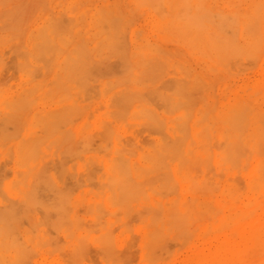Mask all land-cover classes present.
<instances>
[{"label": "rangeland", "instance_id": "1", "mask_svg": "<svg viewBox=\"0 0 264 264\" xmlns=\"http://www.w3.org/2000/svg\"><path fill=\"white\" fill-rule=\"evenodd\" d=\"M11 1V2H10ZM23 2V4H20V5H17V2ZM68 1V2H67ZM69 1H70V3H69ZM73 1V3L75 4V5H73L71 2ZM107 1V2H106ZM134 1H136V3H138V5H136V3L134 2ZM133 2L131 1H129V0H126V2H125V0H124V4L122 3V0L120 1V0H78V2H79V4H80V6H79V4L77 3V1L76 0H55V1H52V0H43V2H44V5L46 6H43L42 4H43V2H42V0H15V2H14V0H0V9H1V11H0V13H1V16H0V19L2 18V17H4V19H1L0 21H4L5 23H0V35H1V37H0V50H2L1 52H0V54L1 55H3L4 56V58L2 59V57L3 56H1L0 55V64H2V66L0 65V84L2 83V85H4V86H2V85H0V86H2V87H0V105L2 106L1 108H0V118H2V119H0L1 121H0V127H2V128H0V132H1V129L3 130L2 131V135L0 134V137L2 138H0L1 140H0V189H1V191H0V204H2V206L0 205V221L2 220L3 222H5L6 223V225L4 224V226L3 225H1L2 223V221L0 222L1 224H0V227L2 226L3 227V229L2 230H0V233L1 232H3L4 233V231H5V233H7V234H3V233H1L0 235H1V240H0V249L2 250V251H4V252H2V251H0V264H5V262H6V264H13L14 262L13 261H15V264L17 263H19V259H21V263L20 264H35V262H36V264H44V263H47L48 262V264H64V261H63V258H64V260H65V262L67 263V264H104V259H106V258H103L104 256L105 257H107L106 256V254H108V259H109V262H112V263H109V262H107L108 261V259H106V262L108 263V264H117L119 261V259H120V262L118 263V264H147V263H149V261H150V263L149 264H151V261H155L154 263L155 264H176L177 262V264H181V263H183L185 260V258L186 257H188V255L189 254H191L192 253V251L194 250V249H196L197 247H199L200 246V244L199 243H202V241L204 242V239L206 240V239H208V238H211L210 236H213V232H211V233H209L210 231L208 230L207 232H205L206 234H205V236H206V238H205V236L203 235L202 236V230H203V226H201V225H205V222L206 223H209L210 222V220L213 218V216L215 217V215H216V218H214V219H216L217 220V217L219 216V214H220V212L219 213H216V214H214L213 216L212 215H208V214H205V215H208L209 217L210 216H212V217H210L211 219H209V218H207V220H208V222H207V220H206V218L205 219H203L202 221V223H200V221L201 220H199V219H195V218H193V216L192 215H190V214H188V213H184V214H188L187 216H192V218L191 217H188V218H191V219H195L193 222H192V220H191V224H190V220L186 217V215L184 216V218L186 217L188 220H187V223L186 224H182L181 226H179V229H180V232L178 231V229L176 230V228H175V226H176V224L174 223L175 221H177V219H175L174 220V222H173V224H175V226H174V231H177V233L179 234L178 236L176 235L177 233H175V232H172V234L174 235V233H175V236L174 237H178L177 239H167V240H169L168 241V244L166 243V241L164 242V244L162 243V248H165V246L164 245H169V246H167L166 248L167 249H163V250H160V248H159V250L157 249H155L156 250V255L154 254L155 253V251L153 250V251H150V249H149V251H150V254H151V256L150 255H147L148 253V250L146 249V248H144L145 246H143V247H141V245H144V243H145V240L144 241H141L142 239H140L141 238V234H143V236H144V234H145V232L144 231H146L145 229H143V228H145V223H142L143 222V220H145L146 221V228L148 227V224H147V222H149L148 220H146V218L149 216V215H151V214H149L150 213V211H152V210H150V209H148V206H152V208H155L157 211H158V209L160 208V206H159V208L156 206L155 207V205L157 204V205H160V204H158L159 202L161 203V206L164 208V207H166L167 206V208L168 207H170V209H172V207L173 206H171V204H172V200H174L176 197L175 196H178L177 197V199H178V204L176 203V207H180L179 205H181V209H184V208H186V205H187V200L189 199V201H193L192 202V204H194V206L193 207H195L194 208V210L195 211H198V210H200V206L202 205V202H203V200L204 199H206V200H211L212 202H211V204H216L217 202H218V200H217V202L216 201H214L215 203H213V199H215L216 200V197L215 196H217V198H221L222 196H221V189L220 188H222L221 186H223V183H224V181L226 182V183H224L225 185L226 184H231V182H232V185H234L233 184V182H234V180L235 179H237L238 180V177L240 178V180L244 183V185L242 184V182H240L239 180L236 182V180H235V182L236 183H238V184H236L235 182V184L238 186V189H239V187H241L242 185L245 187H241L238 191H240V198H239V200H237V203L235 202V206H237V205H241L242 203H245V202H247V203H249V202H253V204H256L260 199L262 200V196L264 197V195H262L263 193L262 192H264V189L262 190V192L258 189V187L260 186V189H261V185H259V184H255V185H257V188L254 190V189H252V188H250L251 189V195L249 196L248 194L250 193V192H247V189L246 188H248V190H249V187H250V185H252L251 183H252V179L253 178H255L256 177V175H258L257 173H256V175H255V170H253V172H250V170H252V168L257 164V161L256 160H258L257 158H258V156H256V154H254L255 152H253L254 150L253 149H255V148H257V146H258V142H257V135H259V133L260 132H264L263 131V129H260L261 131L260 132H258V131H255L254 133H252V132H250V131H252V129L253 128H258V125L259 126H261L260 125V122L258 121V119L259 118H262L261 116L263 115V113H264V109H263V107L264 106H262V105H264V103L262 104V102H264V81H262L263 79H264V76H263V70H264V59H263V57H264V48H263V46H264V44H263V39H258V40H260L261 41V43H260V41L258 42L257 41V43H260L259 45H260V50L261 51H259L258 52V50L256 49V46L258 45V44H256V45H254L255 46V49L257 50H255L256 51V54H257V56H258V58L255 56L256 54H254L253 52V55H247L249 52L251 53V51H254V47L252 46L251 47V45L252 44H254V42L253 43H251V45H250V47H247V46H249V43L247 42H245L241 37H240V39H239V34L241 35H246V33H242V32H245L244 30L242 31V28L243 29H246L243 25H241V20L242 19H240L239 17H237V16H234V17H236V18H238V19H240L239 21H238V23H237V27L235 26V28H233L234 30H232V29H230V31H229V33H231L232 31V33H234V35H236L235 36V38H237L238 40H239V42H241V44L244 42V44H242V46L244 47V49H245V51H246V49L248 48V49H250L251 51H248V53H246L245 55H247V56H249V57H251V60L255 57V58H257V59H253V61L256 63H254L253 65L252 64H249V65H247L248 64V62H250V63H252L253 61H251L250 59H248V58H246L247 56H245L244 57V55H240V62H241V59H242V61H243V63H240V65L238 64V61H239V58L237 59L235 56L234 57H232L231 58V56L229 55H227V56H224L225 55V52L223 51H220V49H219V51H220V53L218 52V50L216 51V52H218L219 54H220V56H221V52H222V60L221 59H217L216 57L218 56V54H217V56L215 57L214 55H211V54H213V52H211V54L209 53V51H208V49L205 51V48L206 47H204V46H206V44H205V41H206V37H209L208 35H210L211 34V36H212V33H210L211 32V28H208V27H206V28H203L204 30H207L206 32H208V30L210 31L209 33L210 34H205L204 32L202 33V34H200L201 36H202V43L201 42H199L198 44H197V41H195V39H193V41L192 42H194L195 41V43L198 45V48L200 49V45L201 44H203L202 45V47H203V49H204V51L208 54V55H211V57L213 56V58H212V60H213V62L215 63V62H217V60H218V64H221V67H220V65H218V64H214L213 62V64L210 62V56L208 57L207 55H206V57H205V53H201V51H202V48H201V50H199L198 51V49H197V45L196 44H194L195 45V47L196 48H192V49H194L195 50V53H196V55H195V53L193 52V53H189V54H191V55H193V57L194 56H197L196 58L194 57V59L193 58H191L192 56L191 55H189L186 51H187V48L189 47V46H186L185 44H184V42H182V43H180V37H181V35L179 36V38L178 39H176V37L174 36V40L176 39V40H178V42H174V40L173 39H171L170 41L168 40L167 42L166 41H164L162 38H164V37H166V39L169 37V39L171 38L170 36H169V34L171 33L170 31V33H168L167 31V28H169L170 26L168 25L167 27H166V30L167 31H165V30H163V26L161 27V25H162V23H164L163 22V20L164 19H167V20H172V19H170V17H173V16H176L174 13L176 12V9H175V6H176V4H174V6H172V5H170V6H172V8H174V9H172V10H174L172 13H173V15H172V13L170 12L171 11V9L169 10L167 7H168V2H167V0H161L160 1V5H159V2L157 1V0H153L154 1V3L152 2V3H150L148 0V2L150 3V4H153L152 6H150L149 4H143V5H141V7H140V5L139 4H141V2L142 3H144V1L142 0L141 2H140V0H134ZM169 1V0H168ZM185 1H187V0H185ZM189 1V3L191 4L190 6H192V4L195 2H197L196 0L194 1V0H188ZM204 1V2H203ZM206 0H202L201 2H203L202 4H201V6L202 5H204L205 3L206 4H208L207 6H205L204 7V9H203V7L200 9V11L203 9V11H205L206 9V7H208V9L209 10H213L214 11V14H215V11H218V8H220L221 7V5H222V11L225 9V10H228V12L229 13H227L226 14V17H227V15H229L230 14V8L231 9H233V7L231 6V4H233V3H235L234 1L232 2V0H225V1H227L226 3H224L225 1L224 0H222V1H220V0H215V2L217 1V6L215 5V3L213 2L214 0H212V5L214 4V7L212 8V9H210L211 8V5H209V3H211V1L209 0V3H208V0H207V2H205ZM220 2V4H218L219 2ZM239 2L240 1H242V0H238ZM245 2L243 3V1H242V4H245L246 3V1L247 0H244ZM9 2V3H8ZM27 2V4L28 5H26L25 3ZM32 2H34V3H32ZM37 2V3H36ZM38 2H40L39 4H38ZM86 2H88V3H86ZM91 2V3H90ZM163 2H166V4L165 3H163ZM172 3H173V1H171ZM177 3H178V1H176ZM179 2H180V5H182L181 7H184V8H186V6H187V3L186 2H183V0H182V4H181V1L179 0ZM200 2V1H199ZM200 2V3H201ZM223 2V3H222ZM230 2V3H229ZM236 2H237V0H236ZM238 2V3H239ZM14 3V4H13ZM35 3H36V7H35ZM42 3V4H41ZM47 3V4H46ZM55 3H57V4H55ZM104 3L105 4H112L111 6L109 5V7H107L108 6V4H107V6H105L104 5ZM115 3H118V4H116L115 6H117V5H119V6H117L119 9H117V11H119L120 10V12H119V14H120V16H118V14H117V11H115L114 9V4ZM128 3V4H127ZM158 3V4H157ZM162 3V4H161ZM184 3H185V5H184ZM188 3V4H189ZM5 4V5H4ZM15 4H16V6L18 7V8H16V6H15ZM29 4H30V6L31 7H33L32 9H28L27 7H29ZM41 4V5H40ZM55 4V5H54ZM59 4V5H58ZM65 4V5H64ZM86 4V5H85ZM94 4H95V6H96V8L97 9H99L100 8V10H101V7L103 8H106V10L108 9V8H110L109 9V11L107 10V13H108V15L109 14H111V20H110V18H109V20L111 21L110 22V28L108 27V17H110V15L109 16H106L105 15V13L104 12H106V10L105 9H102V12H103V10H105L103 13L104 14H99L98 13V11H96V8L95 7H93L94 6ZM156 4V6L158 7V10H159V13H161V14H163V16H165V17H163V20H160V19H162V18H159L158 17V12H156L157 13V15H156V13H154L155 11H158L157 10V7H156V10H154L155 8V5ZM171 4V3H170ZM226 4H230V5H228V7H230L229 9H227V5ZM4 5V6H3ZM13 7V8H9V7H11V6ZM14 5V6H13ZM26 5V9L25 8H20V7H24ZM40 5V6H39ZM72 5V6H71ZM90 5H91V8H90ZM159 5V6H158ZM163 5V6H162ZM165 5V6H164ZM177 5H179V4H177ZM194 5V4H193ZM220 5V6H219ZM235 5V4H234ZM67 6V7H66ZM89 6V7H88ZM124 6V7H123ZM128 6H130L129 7V9L131 8L132 10H133V12L130 10L129 11V9L127 8ZM138 8H137V7ZM143 6V7H142ZM145 6H147L146 8H145ZM189 6V7H190ZM195 7L197 6V7H200L199 5H198V2L196 3V5H194ZM209 6H210V8H209ZM219 6V7H218ZM224 6H225V8H224ZM41 8V10L40 9H38V8ZM43 7V8H42ZM44 7L46 8V10L49 8V10L48 11H46L45 9H44ZM63 7V8H62ZM70 7V8H69ZM78 7V8H77ZM80 7V8H79ZM99 7V8H98ZM150 7V8H149ZM178 8L180 7V6H177ZM195 7H190V8H188L187 10H191V11H193L194 12V8ZM216 7H218L217 9H215ZM14 8H15V10H14ZM35 8H37V9H35ZM66 8H67V10H66ZM72 8H74V9H72ZM136 8V9H135ZM177 8V9H178ZM17 9V10H16ZM19 9H21V10H23V12H22V14H18V12L20 11ZM44 9V10H43ZM60 11H59V10ZM93 9H94V11H96L97 12V14H99L98 16H103V15H105V17H107V23H105L104 22V24H106L107 25V28L106 27H104V24H101L102 22H103V18H101L100 20H99V22L97 21V20H95L94 18V20H92V17H95V16H97V14H94V15H92L91 13H92V11H93ZM140 9H142V10H140ZM163 9V10H162ZM167 9H168V11H169V13H167V14H169V15H172V16H170L169 17V15L168 16H166V15H164V13H165V10H166V12H167ZM180 9V8H179ZM215 9V10H214ZM10 10V11H9ZM19 10V11H18ZM29 10V11H28ZM42 10H43V12H42ZM51 10V12H49ZM58 10V11H57ZM69 10H73L72 12L71 11H69ZM111 10H113V12H115L114 13V15H112V11ZM186 10V9H185ZM185 10H184V13H185ZM3 11V12H2ZM10 12V13H8V12ZM25 11H27L26 12V15H25ZM61 11H62V13L64 12L65 14L64 15H66V16H62L63 14H58V13H61ZM83 11H85V12H83ZM128 11V12H127ZM139 11H141L142 13H140ZM152 12L150 15L148 14L149 12ZM162 11V12H161ZM179 10H177V12H178ZM191 11H189V12H191ZM198 11V9L197 8H195V14L193 15V12H191L190 14L192 15V16H194L195 17V15H197L196 14V12ZM199 11V12H200ZM206 11H208V10H206ZM213 11H209V13H208V15L206 14V12H204L206 15H205V17H209V14H211V12H213ZM220 11V10H219ZM48 12V13H47ZM53 12V13H52ZM79 12V14H80V12L82 13V16L84 17H82V16H79V15H77V13ZM112 12V13H111ZM124 12V14H122ZM128 14H127V13ZM130 12H132V13H130ZM135 12L138 14H135ZM164 12V13H163ZM183 12V11H182ZM227 12V11H226ZM14 13H15V15H14ZM16 13H17V15H18V17H15L16 16ZM20 13H21V11H20ZM27 13L30 15H27ZM37 13H38V15H37ZM42 13V14H41ZM47 13V14H46ZM88 13H90V14H88ZM106 13V14H107ZM171 13V14H170ZM187 13H188V11H187ZM201 13V16H196L195 17V19H197V25L199 24V22H200V24L198 25V26H201L202 24V21H203V17H204V14H203V12H200ZM216 13H218V12H216ZM224 13H225V11H224ZM224 13H221V16L218 14V16L220 17V19L222 20L223 19V17H225L224 15H223V17H222V14H224ZM233 13V12H232ZM53 14H54V16H53ZM58 14V15H57ZM68 14V15H67ZM133 15V18H131L132 17V15ZM176 14H178V13H176ZM183 14V13H182ZM203 14V15H202ZM213 14V15H214ZM14 15V16H13ZM23 16V18L21 17V16ZM25 15V16H24ZM33 15V16H32ZM50 15V16H49ZM57 15V16H56ZM71 15V16H70ZM76 15V16H75ZM89 15L91 16V17H89ZM116 15H117V17H116ZM232 15V14H231ZM235 15V14H234ZM27 16V17H26ZM32 16V17H31ZM35 16V17H34ZM36 16L38 17L37 19H36ZM61 17V18H59V17ZM70 17V20H72L71 21V23H72V25L70 24V22H69V17ZM97 16V17H98ZM112 16H113V19H112ZM131 16V17H130ZM139 16V17H138ZM154 16H155V19H154ZM181 16V15H180ZM191 16V17H192ZM203 16V17H202ZM211 17H212V15H210ZM31 17V18H30ZM49 17V18H48ZM64 17H65V19H64ZM76 17L78 18V19H76ZM124 17V18H123ZM127 17H129V19L127 18ZM161 17V16H160ZM182 17V16H181ZM180 17V18H181ZM184 17V16H183ZM187 17H188V15H187ZM189 17H190V15H189ZM188 17V18H189ZM194 17H192V19L194 20ZM198 17H200V18H202L201 20L198 18ZM204 17V18H205ZM214 17H216V15L214 16ZM226 17H225V20L227 21V19H234V20H236L233 16H229L227 19H226ZM12 18H15V19H12ZM19 18H21V19H19ZM25 18V19H24ZM29 18V19H28ZM42 18V19H41ZM54 18H57V19H54ZM66 18H67V20H66ZM81 18V19H80ZM96 18V17H95ZM116 18H119V19H116ZM122 18V19H121ZM127 18V19H126ZM136 18V20H134ZM174 18V17H173ZM175 18H178V17H175ZM207 18H206V20H207ZM213 18V17H212ZM212 18H210L211 19V22H214V21H216L217 19H215L214 21H212ZM218 18V17H217ZM28 19V20H27ZM47 19H51V20H47ZM77 21H76V20ZM97 19V18H96ZM99 19V18H98ZM105 19H104V21H105ZM124 19V20H123ZM126 19V20H125ZM131 19V20H130ZM152 19V20H151ZM157 19V20H156ZM179 19V18H178ZM187 19V18H186ZM191 19V18H190ZM190 19H189V23L187 22V24H186V22H185V24L184 23H182V22H184L185 20H184V18L183 19H180V20H184V21H182L181 23V25L184 27V25H190V23L193 21H190ZM199 19V20H198ZM219 19V18H218ZM230 19V20H231ZM233 19L231 20V21H233ZM237 19V20H238ZM17 20H18V22L19 23H17ZM25 20V21H24ZM58 20V22H56ZM62 20V22H60L59 23V21H61ZM114 22H113V21ZM116 20V21H115ZM121 20H122V22H121ZM145 20V21H144ZM174 20V19H173ZM179 20V21H180ZM188 20V19H187ZM186 20V21H187ZM221 20H220V22H221ZM237 20H236V22H237ZM7 21V22H6ZM9 21L11 22V23H9ZM20 21H22L21 23H20ZM34 21V22H33ZM48 21V22H47ZM50 21V22H49ZM67 21V22H66ZM118 21V22H117ZM131 21V22H130ZM152 23H151V22ZM154 21V22H153ZM157 21H161V22H159V24L157 23ZM165 21V20H164ZM177 21V20H176ZM195 21V20H194ZM194 21H193V23H192V26L190 27V29H188V26L186 27L185 26V28L183 29L184 31L185 30H189V31H191V32H189V31H187V34H188V32L189 33H192V30L193 29H197V26H196V23H194ZM205 21V20H204ZM203 21V23H204V25L205 24H207V23H205ZM208 21V24L206 25V26H211V24L209 23V20H207ZM219 21V20H218ZM217 21V22H218ZM229 21V20H228ZM13 22V23H12ZM82 22V23H81ZM95 22V23H94ZM119 22H121V23H119ZM129 22H130V24H129ZM143 22V23H142ZM178 22V21H177ZM216 22V23H217ZM219 22V23H220ZM225 22V21H224ZM220 23V24H222V25H219V28H220V26H223V25H225L226 23H227V28H228V24L229 23H231V22H226V23ZM235 21H233V23H234ZM8 23V24H7ZM16 23V24H15ZM23 23V24H22ZM45 23H46V26H45ZM56 23V24H55ZM79 23V24H78ZM98 23V24H97ZM117 23V24H116ZM169 23V22H168ZM173 23V22H172ZM172 23H170L171 25H172ZM175 24H173L174 26H175V28L177 29V27L176 26H178L179 24H177L176 25V22H174ZM180 23V22H179ZM215 23V22H214ZM213 23V24H214ZM215 23V24H216ZM218 23V24H219ZM232 23V25H235V24H233ZM7 24V25H6ZM20 24H21V26H23V27H21L20 26ZM25 24V25H24ZM38 24H40V25H38ZM43 24H44V26H43ZM59 24V25H58ZM65 25V27L64 26H62V25ZM66 24H68V25H66ZM76 24H78V25H76ZM84 24V25H83ZM166 24H167V21H166ZM184 24V25H183ZM243 24V23H242ZM5 25H6V27H5ZM9 25H11V26H9ZM15 25H16V27H15ZM49 25V26H48ZM70 25L72 26V28L70 27ZM75 25V26H74ZM79 25H81V26H79ZM105 25V26H106ZM111 25H112V27H111ZM118 25H119V28L117 29V27H118ZM165 25V24H164ZM196 27H195V26ZM231 25V24H230ZM229 25V26H230ZM231 25V26H232ZM245 25V24H244ZM13 26V27H12ZM19 27V29H18V27ZM26 26V27H25ZM28 26V27H27ZM40 26H43L42 28L40 27ZM49 28H48V27ZM83 26V27H82ZM93 26V27H92ZM99 26V27H98ZM100 26H102V28H101V30H103L102 31V33H101V31L99 30L100 29ZM117 26V27H116ZM123 26V27H122ZM139 26V27H138ZM166 26V25H165ZM193 26L195 27V28H193ZM203 26V25H202ZM217 25H215V27H216ZM230 26V27H231ZM2 27V28H1ZM25 27V28H24ZM34 27V28H33ZM47 27V28H46ZM58 27H60L61 29L62 28H64L62 31H64V33H61L62 31H60L59 29H58ZM76 27V28H75ZM82 27V28H81ZM116 27V28H115ZM128 27V28H127ZM132 27V28H131ZM178 27H180V26H178ZM205 27V26H204ZM212 27V30H216L217 28H218V26H217V28L216 29H213V27L214 26H211ZM214 27V28H215ZM229 27V28H230ZM232 27H234V26H232ZM242 27V28H241ZM9 28V29H8ZM44 28H46V30H44ZM67 28V30H68V32H70V33H68L67 32V30H65ZM104 28H106V29H108L107 30V32L109 33H107L106 32V34H105V32H104ZM114 28H115V30H114ZM162 28V29H161ZM165 28V27H164ZM174 28V27H173ZM172 28V29H173ZM218 28V29H219ZM223 27H221V30H222V32L224 31L223 29H222ZM225 28V27H224ZM237 28V30H235ZM241 28V29H240ZM6 29V30H5ZM11 29V30H10ZM21 29V31H19V33L20 32H22V33H20V34H18V30H20ZM30 29H32V30H30ZM36 29H37V31H36ZM38 29H41V30H43V31H41V30H38ZM55 29H56V31H55ZM71 29V30H70ZM105 29V30H106ZM133 29V30H132ZM135 29V30H134ZM155 29H156V31H155ZM159 29V31H157ZM170 29V28H169ZM181 30H182V28H180ZM199 29V28H198ZM202 28L200 29V30H202V31H204ZM239 29V30H238ZM15 30H17V31H15ZM23 30V31H22ZM58 30H59V33L61 34V38H60V34L58 33ZM80 32H78V31ZM99 31V35H97L96 36V34H98V31ZM111 30V31H110ZM117 30V31H116ZM119 30V31H118ZM121 30H123L122 32H121ZM128 30V31H127ZM137 30V31H136ZM160 30H163L162 32H160ZM171 30V29H170ZM177 30H179V29H177ZM177 30H176V32H177ZM221 30L219 29V30H217V31H220L221 32ZM227 30H229V29H227ZM232 30V31H231ZM7 31V32H6ZM9 31H10V34L11 35H9ZM34 31H36V32H34ZM41 31V32H40ZM72 31V32H71ZM97 31V32H96ZM113 31V32H112ZM135 31V32H134ZM171 31H175V30H171ZM183 31V32H184ZM194 31V30H193ZM201 31V32H202ZM216 31V32H217ZM246 31H247V29H246ZM15 32H17V33H15ZM33 32V33H32ZM39 32V33H38ZM94 32H95V34H94ZM104 32V33H103ZM118 32V33H117ZM121 32V33H120ZM134 33V35L133 34H131V33ZM154 32V33H153ZM160 32V33H159ZM167 32V33H166ZM176 32H175V34H176ZM179 32H181L182 33V31H179ZM200 33L199 31H196V33ZM220 32H218V34L219 35H217V34H214L215 36H220V35H223V34H220ZM228 32V31H227ZM227 32L226 33H224V35H223V37L227 34ZM235 32L237 33V34H235ZM2 33V34H1ZM7 35H6V34ZM12 33H15V34H12ZM33 35H32V34ZM78 33V34H77ZM85 33V34H84ZM101 33V34H100ZM110 33H111V35H110ZM135 33L137 34V36L135 35ZM140 33V34H139ZM165 33V34H164ZM228 33V34H229ZM231 33V34H232ZM5 34V35H4ZM39 34V35H38ZM44 34V35H43ZM47 34H49V36L47 35ZM68 34H69V36H68ZM75 34V35H74ZM105 34V35H104ZM120 34H123L122 36L120 35ZM138 34H139V36H138ZM153 34V35H152ZM154 34H155V36H154ZM174 34V33H173ZM173 34H171V35H173ZM186 34V35H187ZM195 34V33H194ZM231 34H230V37H232V36H234L233 34H232V36H231ZM8 35H9V38L8 39H5L6 37H8ZM14 35V36H13ZM17 35H19V36H17ZM23 35V36H22ZM43 35V37H41ZM72 37H71V36ZM74 35V36H73ZM92 35H93V37H92ZM95 35V36H94ZM115 35V36H114ZM185 34L183 33V36H184ZM207 35V36H206ZM10 36H13V39H12V37H11V40H9L10 39ZM22 36V37H21ZM55 36V37H54ZM63 36V37H62ZM83 38H82V37ZM100 36V37H99ZM102 36V37H101ZM105 36H106V39H105ZM108 36H111V37H108ZM118 36V37H117ZM121 36V37H120ZM133 36L135 37V38H133ZM144 37V39L146 38V40H148L149 39V41L151 40H153L152 42H149L148 43V41H147V43L145 42V40L143 41V37ZM197 36V35H196ZM195 36V37H196ZM214 36V40L216 41V39H217V37H215ZM229 36V35H228ZM224 37V38H222V36H221V38L222 39H230L229 37ZM38 37H40V38H38ZM65 37V38H64ZM68 37V38H67ZM81 37V38H80ZM117 37V38H116ZM122 37H123V39L125 40H123L122 39ZM136 37H139V40H140V37H142L141 39L142 40H140V42L142 41L143 43H138V41L139 40H137V38ZM150 37V38H149ZM154 37H156V39H158V41L154 38ZM162 37V38H161ZM188 36H184V38H187ZM191 38L192 37H194L193 36V34H192V36H190ZM190 37H189V39H190ZM2 38V39H1ZM23 40H22V39ZM42 38V39H41ZM49 38V39H48ZM58 38V39H57ZM73 38V39H72ZM77 38V39H76ZM81 40H80V39ZM92 38H93V40H92ZM101 38V39H100ZM103 38H104V40H103ZM114 40H113V39ZM131 38V39H130ZM183 38V39H184ZM5 39V40H4ZM15 39V40H14ZM27 39H28V41H27ZM60 39H62V41H64L63 43H61L60 42ZM63 39H65V40H63ZM67 39H68V42H67ZM71 39V40H70ZM84 39H85V41H84ZM108 39V42H109V44H110V47H111V49H112V51H113V49H116V50H114L113 51V53H111L112 51H111V49H109L110 47H108L109 46V44H108V42L106 41ZM115 39H117V40H115ZM122 39V40H121ZM136 39V42L138 43H136L134 40ZM164 41H162V40ZM189 39H186L187 40V42H189L190 43V41H188ZM200 38H198L197 40H199ZM218 39H220V37L218 38ZM217 39V41L219 42L220 40H218ZM227 39V40H228ZM231 39H233L234 40V38H231ZM8 40V41H7ZM18 40V41H17ZM39 40H42V41H39ZM50 40H51V42H50ZM74 40H76V41H74ZM87 40H88V42H87ZM101 41V42H99V41ZM133 40V41H132ZM155 40H156V42H160L161 41V44L159 45V44H156V45H154L156 42H155ZM160 40V41H159ZM185 40V39H184ZM183 40V41H184ZM227 40H226V43H227ZM236 40V39H235ZM2 41H3V44H1L2 43ZM17 41V42H16ZM25 41H26V43H25ZM39 41V43H37ZM82 41V42H81ZM91 41V42H90ZM110 41H112V42H110ZM203 41H204V43H203ZM212 42H213V40H211ZM224 41V40H223ZM237 41V40H236ZM5 42V43H4ZM15 42V43H14ZM48 42V43H47ZM75 42H77L76 43V46L74 45L75 44ZM85 43V44H88L87 46L84 44H80V48H78L79 47V45H77L78 43ZM97 42V43H96ZM98 42H99V44H98ZM105 42L108 44L107 46H106V44H105ZM119 42V43H118ZM121 42V43H120ZM123 42V43H122ZM134 42H135V44H137L138 45V47H137V45H135V46H133V44H134ZM146 44H153L152 46H153V49H152V46H151V48L147 45V47L148 48H145L146 47V45H145V43ZM155 42V43H154ZM186 42V43H187ZM209 42V41H208ZM211 42V44L213 45V43ZM239 42L237 43L238 45H240L241 46V44H239ZM13 43V44H12ZM50 43H52V44H50ZM89 43H90V45H89ZM92 43V44H91ZM112 43V44H111ZM124 43H125V45H124ZM133 43V44H132ZM163 43V44H162ZM176 43V44H175ZM178 43H179V48H181V49H179L178 47H177V45H178ZM201 43V44H200ZM216 43V42H215ZM220 43V42H219ZM226 43H221V44H226ZM232 43H234V41H232ZM17 44H21V45H24V46H19L18 48H16L17 47ZM57 44V45H56ZM67 44V45H66ZM97 44H98V47H100V44H101V46H102V44H104L103 46H104V48L103 47H100V49L101 48H103L102 50L106 53H108L109 51H110V53L112 54V55H110V53L109 54H107L106 53V55L104 54V55H99L100 54V52L99 51H97V52H99V54L96 52L95 53V50L94 49H97L98 47H96L97 46ZM141 44H143V46H145V47H143L142 48V45ZM200 44V45H199ZM228 44V43H227ZM231 43L229 42V47L231 46V45H233V44H231ZM245 44H247L246 46H244ZM7 45H9L8 47H7ZM16 46L15 48H14V46ZM32 45V46H31ZM61 45H62V47H61ZM65 45V46H64ZM94 46V48L92 47V46ZM96 45V46H95ZM114 45V47H112ZM117 45V46H116ZM132 45V46H131ZM139 45H141V46H139ZM159 45V46H158ZM183 45V46H182ZM185 45V46H184ZM12 46H13V48H12ZM72 46V47H71ZM81 46H83V48L81 47ZM86 46V47H85ZM108 47V48H106V47ZM125 46V47H124ZM158 46V47H157ZM193 46V45H192ZM200 46V47H199ZM207 46H209V45H207ZM214 46H216V45H214ZM219 46H220V44H219ZM225 46V45H224ZM234 46V45H233ZM237 46V45H236ZM240 46H238V47H240ZM21 47V48H20ZM51 47H52V49H51ZM65 47H69V48H67V50L66 49H64ZM74 47V48H73ZM91 47L93 48V50L91 49ZM118 47V48H117ZM119 47H123V48H121V49H119ZM132 49H131V48ZM154 47L156 48V49H154ZM162 48V49H160V48ZM184 47H187V48H185L186 49V54H185V52H184ZM194 47V46H193ZM210 47V50L211 51H213L212 49H211V46H209ZM221 47V46H220ZM228 47V48H229ZM235 47V46H234ZM245 47H247V48H245ZM41 48V49H40ZM50 48V49H49ZM56 48V49H55ZM72 48V49H71ZM76 48H78L77 50H76ZM87 48V49H86ZM88 48H90L89 50H88ZM127 48V49H126ZM139 50H138V49ZM224 47L222 46V49H223ZM226 48V53L228 52L229 53V49H227V46L225 47ZM232 48V47H231ZM252 48H253V50H252ZM10 49V50H9ZM16 49H18V50H16ZM58 49V50H57ZM64 51H63V50ZM68 49H71V51L73 52V55L72 54H68L69 52L71 53V51H69ZM100 49H97V50H100ZM125 49L126 50V53H125V51H123V50ZM158 49H160V50H158ZM181 50L180 52L181 53H183V55H181V56H179V51H177V50ZM188 49H191V48H188ZM191 49V50H192ZM197 49V50H196ZM233 49V48H232ZM232 49H230V50H232ZM21 50V51H20ZM28 52H27V51ZM43 50V51H42ZM48 50V51H47ZM51 52H50V51ZM55 50V51H54ZM60 50H62L63 52L61 53V51ZM82 51V53H81V51ZM84 50V51H83ZM107 50V51H106ZM130 50H132L131 52H130ZM145 50V51H144ZM148 50V52L149 53H147L146 51ZM157 50L158 51V53L159 54H156L157 52H155V51ZM167 51V52H165V51ZM173 50V51H172ZM190 50V51H191ZM194 50H192V51H194ZM233 50H236V48H234ZM233 50H232V52H233ZM240 51H242L241 49H239ZM4 51V52H3ZM16 51H18V52H16ZM44 51H46V52H44ZM52 51H53V53H54V55H52L53 53H52ZM77 51V52H76ZM90 51H91V53H90ZM103 51H101V53L103 52ZM120 51V52H119ZM122 51V52H121ZM143 51V52H142ZM152 51V52H151ZM176 53H175V52ZM191 51V52H192ZM245 51H243V53H245ZM33 52V53H32ZM48 52V53H47ZM61 54H60V53ZM67 52V53H66ZM79 52V54L77 55V53ZM103 52V53H104ZM124 52V53H123ZM139 52H141V53H139ZM153 52H155L154 54H152ZM160 52H163V53H168V54H164V57H161V56H163V53L161 54ZM199 52V53H198ZM203 52V51H202ZM216 52H214V53H216ZM237 52V51H236ZM235 52V55L237 56V54L239 53H241V52H238V53H236ZM3 53V54H2ZM12 53H13V55H12ZM22 53V54H21ZM28 53V54H27ZM30 53H32V54H30ZM51 55H50V54ZM88 53H90V54H88ZM117 53V55L118 54H120V56L118 55H115ZM122 53V54H121ZM131 53H132V55H131ZM137 53H139V54H137ZM230 53H231V51H230ZM229 53V54H230ZM18 54V55H17ZM40 54V55H39ZM43 54V55H42ZM67 54H68V56H67ZM76 54V55H75ZM91 55L92 56V60L91 59H89V60H91L90 62H89V60H87V58H90V56H88V57H84L83 55ZM96 54V55H95ZM113 54L115 55V57L113 56ZM123 54H124V56L127 58V59H125V57L123 56ZM140 54L142 55L141 57H144V60L145 59H149L150 58V56H154V60L156 61V62H154V60H153V62L154 63H156L157 64V66H155V65H153V64H151V63H148V62H150V59L147 61V63L148 64H151V66H149V67H151V68H148V67H146V65H145V63L146 62H144L143 64L144 65H142L141 63L144 61L143 59V61L141 62V63H139V66H138V62H140L141 60H137L138 58L140 59ZM156 54V55H155ZM173 54V55H172ZM178 54V55H177ZM198 54H199V56H198ZM16 55V56H15ZM29 55V56H28ZM37 55V56H36ZM67 56V57H65V56ZM70 55V56H69ZM72 55V56H71ZM85 55V56H86ZM97 55H99V59H98V56ZM108 55H110V57L108 56ZM129 55V56H128ZM146 55V56H145ZM158 55H160V56H158ZM169 55H172L171 57L169 56ZM186 55V56H185ZM188 55V56H187ZM201 55H203V57L201 56ZM216 55V54H215ZM231 55H234V54H231ZM21 56V57H20ZM25 56V57H24ZM30 56H32V57H30ZM40 56H42V59H43V56H44V59L42 60V59H40L41 57ZM81 56H83L84 58H85V60L86 61H84V60H82L83 59V57H82V59H81ZM102 56H104V57H107L106 59H104V61L102 62ZM113 56V57H112ZM157 56H158V58H157ZM169 56V57H168ZM183 56H185V57H183ZM191 56V57H190ZM219 56V57H220ZM239 56V55H238ZM252 56H254L253 58H252ZM53 57V58H52ZM61 57V58H60ZM63 57V58H62ZM71 57H74V58H71ZM109 57V58H108ZM117 57H119V59H121V57H122V59H121V61L118 59V61H120V63L118 62L117 64L115 63L116 62V60L115 59H117ZM138 57V58H137ZM160 57H161V59H160ZM166 57V58H165ZM202 57V58H201ZM215 57V58H214ZM227 57V58H226ZM230 57V58H229ZM80 58V59H79ZM114 58V59H113ZM164 58V59H163ZM191 58V59H190ZM203 59V61H204V63L206 62L208 65H206V63L204 64L203 62L201 63L200 61H199V59ZM206 58V59H205ZM208 58V59H207ZM1 59H2V63H1ZM24 59V60H23ZM36 61H34V60ZM50 59L52 60L53 59V61L50 63ZM56 59V60H55ZM61 59H63L62 60V62H60L61 61ZM70 59V60H69ZM73 59H75V60H73ZM93 59H95V60H93ZM96 59H98V60H96ZM129 59V60H128ZM157 59H160L161 61H158ZM163 59V60H162ZM167 59V61L165 62L164 60H166ZM171 60V61H169V60ZM175 61H174V60ZM210 59V60H209ZM233 60V61H231V62H233V63H230V60ZM235 59H237L236 61H235ZM33 60V61H32ZM38 60H40V61H38ZM71 60H73V61H71ZM82 60V61H81ZM110 60V61H109ZM136 60H137V62H136ZM151 60V61H152ZM173 60V61H172ZM185 60H186V62H185ZM195 60V61H194ZM209 60V61H208ZM225 60H226V62H225ZM229 62H228V61ZM246 60H249V61H246ZM19 61V62H18ZM38 61V62H37ZM43 61H45V62H43ZM64 61V62H63ZM71 61V62H70ZM81 61V62H80ZM88 61V62H87ZM93 61V62H92ZM105 61H108V62H106L105 63ZM114 61V62H113ZM127 61V62H126ZM169 61V62H168ZM184 61V62H183ZM221 63H220V62ZM260 61H261V63H260ZM263 61V62H262ZM28 63V64H25V63ZM54 62V63H53ZM58 62V63H57ZM60 62V63H59ZM71 64H70V63ZM79 62V63H78ZM83 62V63H82ZM130 63V65H131V67H130V65H129V63ZM132 62V63H131ZM159 62V63H158ZM160 62H161V65H160ZM163 62V63H162ZM173 62V63H172ZM177 62V63H176ZM179 62L182 64H179ZM209 62H210V64H209ZM225 62V63H224ZM230 63V65L229 64H227L228 66H226L225 64L226 63ZM236 62V63H235ZM247 62V63H246ZM20 64L21 63V65H18V64ZM35 63H37V65L35 64ZM66 63V64H65ZM90 63V64H89ZM103 63H105V64H103ZM111 63H115V64H111ZM164 63H167V65L165 66V65H163ZM171 63H172V65H171ZM176 63V65L175 66H173V64H175ZM185 63H187V64H185ZM198 63V65H196ZM200 63V64H199ZM224 63V64H223ZM47 64V66L46 67H49V68H47L46 69V67H45V65ZM52 64L54 65L55 64V66H52ZM58 64H60L61 65V67H59L60 65H58ZM64 64V65H63ZM77 64H80L79 66L77 65ZM84 64V65H83ZM118 64H119V67H118ZM125 64V65H124ZM127 64V65H126ZM158 64H159V66H158ZM178 64V65H177ZM222 64H223V66L224 67H222ZM231 64H237L235 67H233V65H231ZM243 64H246L245 65V67L244 66H241V65H243ZM30 65V66H29ZM41 65V67H39ZM61 69L60 71H59V68H57V66ZM90 65V66H89ZM92 65V66H91ZM103 65V66H102ZM113 65H114V67L116 68V66H117V68H116V72L118 73H115V69H114V67H113ZM140 65H142L143 67H144V69L146 70V71H144V69L142 70L141 68H142V66L140 67ZM162 65L164 66V71H162L163 70V67H162ZM179 65L181 66V67H179ZM199 65H202V67L201 66H199ZM205 65V66H204ZM261 65V66H260ZM263 65V66H262ZM20 66V67H19ZM28 66V67H27ZM35 66H37V67H35ZM44 66V67H43ZM54 67L53 69H52V67ZM75 66V67H74ZM83 66V68H81ZM85 66V67H84ZM88 66V67H87ZM99 66V67H98ZM126 66V67H125ZM137 67V69H136V67ZM153 66H155L154 68H153ZM162 68H161V67ZM172 66V67H171ZM186 67V69L185 68H183V67ZM199 66V67H198ZM210 67L211 66V69H212V67H213V70L214 71H212V70H210V68H209V70H207L208 68L207 67ZM217 66V67H216ZM232 66V68H230ZM258 66H260V67H258ZM2 67V68H1ZM4 67V68H3ZM35 67V68H34ZM50 67H51V69H50ZM65 67V68H64ZM69 68V69H67V68ZM93 67H95L94 69L95 70H97L96 72H93L94 71V69H93ZM105 67H106V69L108 68V73L106 74V70H105ZM110 67V68H109ZM128 67V68H127ZM160 70V71H162L163 72V75H164V73L166 74L165 76H163L161 73L162 72H158L157 71V68ZM166 67H167V69H168V71H170L169 73H168V71H167V69H166ZM200 67L201 68H203V69H205V71H203V69L201 70L200 69ZM219 67V69H217L218 71H216L214 68H218ZM226 67V69H223V68H225ZM228 67V68H227ZM238 67H240L239 68V70L241 69V67L243 68L242 70H240V71H238ZM247 67V68H246ZM263 67V68H262ZM17 68V69H16ZM21 68L23 69V71L21 72L20 70H21ZM55 68H57V69H55ZM71 68V69H70ZM72 68L74 69H78V71H75V70H73L74 71V73H72ZM81 68V69H80ZM89 68V69H88ZM96 68H99V70L98 69H96ZM101 68V69H100ZM114 70H113V69ZM119 68V70L118 71H120V72H118L117 71V69ZM138 68H140V69H138ZM148 69V72L150 71V69H151V71L153 72L154 70L155 71H157V74L159 75H157L156 74V72L154 71V75L155 76H153L152 75V77H149L151 74H153L152 72H150V75H148L147 76V69ZM156 68V69H155ZM192 68H194L193 70H192ZM3 69V70H2ZM26 71H25V70ZM65 69H67V70H65ZM76 69V70H77ZM86 70V71H83V70ZM92 69V70H91ZM127 69V70H126ZM133 69V70H132ZM177 69V70H176ZM180 69H182V70H180ZM184 69V70H183ZM191 69V70H190ZM223 69V70H222ZM234 70V69H237V70H234L236 73H234L233 72V74H230L229 75V73H231V72H229L230 70ZM245 69V70H244ZM258 69V70H257ZM37 70V71H36ZM45 70H47L46 72H48L49 70V73H46L45 72ZM110 70H112L114 73V75L112 74V71H110ZM121 70H123V71H121ZM137 70H141V71H143L144 72V75H145V72L147 73L146 74V77L145 76H142L141 75V73H137ZM185 70H186V72L187 73H189L190 71V73H189V75L187 76L188 77V79H187V77H185L186 76V72H185ZM188 70V71H187ZM227 72V74H226V72ZM244 70V71H243ZM30 71V72H29ZM36 71V72H35ZM40 71H41V74H42V78L40 77L41 75H40ZM54 71V72H53ZM69 72V73H66V72ZM90 71H92V73L90 72ZM129 71V72H128ZM134 71V72H133ZM136 71V72H135ZM167 71V72H166ZM172 71L173 72H175V73H173L172 74ZM185 72L184 74H183V72ZM199 71V73H197V72ZM238 71V72H237ZM43 72H45V74L46 75H44V73ZM57 72V73H56ZM82 72H84V73H82ZM86 72H88V73H86ZM89 72L92 74H89ZM124 72V73H123ZM128 72V73H127ZM130 72H132L133 73V75H134V77H133V75H132V73L131 74H129ZM142 72V73H143ZM179 72V73H178ZM193 72H196L197 74H196V76H198V78L200 79H195V77H194V79L191 77V76H193V75H195ZM201 72H203L204 73V75L201 73ZM209 72H211V73H209ZM51 73V74H50ZM62 73H65L64 75L62 74ZM72 73V74H71ZM93 73H94V75H93ZM97 73H98V75H97ZM105 73V74H104ZM121 73V75L119 76V74ZM160 73V74H159ZM168 73V74H167ZM181 73H182V75H181ZM259 73V74H258ZM262 73V74H261ZM32 74V75H31ZM55 74H56V76H55ZM60 74L64 77V79L66 78L67 80H69V83H70V85H71V88H69L70 87V85H69V83L66 81V80H64V79H62L61 78V76H60ZM68 74V75H67ZM71 74V75H70ZM73 74H75V76L73 75ZM82 74H83V76H82ZM102 74V75H101ZM113 76H112V75ZM122 74H125L126 75V78L124 77V76H122ZM127 74L129 75V76H127ZM135 74H138V75H135ZM169 74H171V75H169ZM174 74H176V77H173V75ZM235 74V75H234ZM83 77H81V76ZM85 75H86V77H85ZM87 75H89V76H87ZM96 75V76H95ZM116 75H118L119 77H120V79H119V77H118V80H119V82H116V80H117V78H115V76ZM132 75V76H131ZM158 76V79H159V81H161V84L160 83H157V78H154V77H157ZM161 75V76H160ZM222 75V76H221ZM227 75V76H226ZM257 75V76H256ZM31 76H33V77H31ZM43 76H44V80H43ZM46 76V77H45ZM48 76V77H47ZM59 76H60V78H61V81L60 82H62V84L59 82V80H60V78H59ZM93 76V77H92ZM98 76H100L99 78H98ZM103 76H108V77H105V78H110V80H112V78L114 79L115 78V82H114V80H113V83H111V82H109V81H106L107 79H105L104 77L102 78ZM109 76H112V77H109ZM169 78H168V77ZM175 76V75H174ZM201 76H202V79H201ZM218 76H221V80H220V77H218ZM229 76V77H228ZM39 77V78H38ZM56 77V78H55ZM59 79H58V78ZM69 77H71V79H72V77L74 78V79H69ZM79 77V78H78ZM131 77V78H130ZM161 79H160V78ZM165 77L167 78V79H165ZM170 77H172V78H170ZM177 77H180V79H185V80H183V81H181L180 79H177ZM185 77V78H184ZM213 77V78H212ZM222 77H224L223 79H222ZM83 79L84 80V78L86 79L85 80V82L83 83V80L81 81V79ZM87 78L92 82L93 81V83H91L89 80H87ZM92 78V79H91ZM127 78H128V80H127ZM132 78H133V83H132ZM142 78V79H141ZM149 78L151 79V82H150V80H149ZM174 78H176L177 79V81L178 82H183V83H178V85L179 84H185V85H188V86H185L184 85V87H185V91H187L189 88H191L192 87V89L191 90H194L196 87H197V89H195L194 91H191L190 89V91H188V92H185L184 90L182 91V86H181V91H179L180 89L178 88V91L182 94V92H184L182 95L181 94H179V92L177 91V88L176 87H173V85L175 86L176 84H171L170 83V81L173 83V82H176L175 81V79ZM26 79H27V81H26ZM33 79V80H32ZM36 79V80H35ZM41 81H40V80ZM53 79H55V80H53ZM56 79L58 80L57 81V83H56ZM104 79H105V81H104ZM131 79V80H130ZM141 79V80H140ZM155 79V80H154ZM165 79V80H164ZM204 79V80H203ZM216 79H218V80H216ZM231 79V80H230ZM37 80H39V81H37ZM50 80V81H49ZM51 80H53L52 81V83H55L56 85V88H55V86H53V84L51 83L50 84V82H51ZM78 80H79V82L81 81L82 82V85H81V83H79L78 82ZM96 80V81H95ZM103 80V81H102ZM117 80V81H118ZM120 80H122L123 82H126L127 83V85L125 86V85H122V84H120ZM127 80V81H126ZM136 80V81H135ZM147 80V81H146ZM152 80L153 81H156V82H153L152 83ZM244 80V81H243ZM22 81V82H21ZM26 81V82H25ZM55 81V82H54ZM63 81H64V83H63ZM70 81H72V83H75V84H71V82ZM76 81V82H75ZM88 81V82H87ZM135 81V82H134ZM158 81V82H159ZM165 83H164V82ZM185 81V82H184ZM198 81H200V82H198ZM17 82V83H16ZM21 82V83H20ZM46 82V83H45ZM49 82V83H48ZM67 82V83H66ZM78 82V83H77ZM86 82H87V84H86ZM96 82V83H95ZM101 82H102V85H101ZM104 82H105V84H104ZM122 82V83H123ZM128 82H129V84H128ZM137 82V83H136ZM187 82V83H186ZM195 82L197 83V85L195 84ZM203 82V83H202ZM224 82V83H223ZM247 82H249V83H247ZM252 83V85H251V83ZM38 83H40V84H38ZM46 85H44V84ZM47 83L49 84V88H47L48 87V85H47ZM95 83V84H94ZM97 83H99V84H97ZM108 83V84H107ZM119 84V85H115V84ZM130 83H131V85H130ZM135 83L138 85V87L139 88H136L137 86H134L135 85ZM139 83V84H138ZM152 83V84H151ZM198 83H200V84H198ZM202 83V84H201ZM207 83V86L205 85V87H206V89H205V87H204V84H206ZM209 83V84H208ZM228 83H229V86H228ZM7 84V85H6ZM42 84V85H41ZM63 85V84H65L66 85V87H65V85H63L62 86V88H63V90H62V88H61V86H59L60 87V89H59V87H58V85ZM78 84H80V85H78ZM97 84V85H96ZM107 84V85H106ZM110 84H112V86H111V89H110ZM124 84V83H123ZM157 84H158V86L159 87H161V85H162V87L164 86L165 88L163 89L162 88V91H157V90H159V88H157V89H155L154 87H156L157 86ZM165 84V85H164ZM170 86H169V85ZM193 84H195V85H193ZM242 84V85H241ZM10 85V86H9ZM73 85V86H72ZM74 85H76V88L78 87V91H80L79 93H77L78 91H77V89L74 87ZM86 85H89L88 87L86 86ZM99 85V86H98ZM106 87H105V86ZM109 85V86H108ZM130 85V86H129ZM139 85H142L141 87L139 86ZM168 85V89H169V91L167 92V86ZM177 85V87H180V86H178ZM193 85V86H192ZM202 85V86H201ZM214 85V86H213ZM250 85V86H249ZM259 85V87H257ZM260 85H262V86H260ZM84 86V87H83ZM101 86V87H100ZM114 86V87H113ZM127 86H129V87H127ZM148 86V87H147ZM153 86V87H152ZM157 86V87H158ZM198 86H200V88L198 87ZM246 86H249V87H246ZM36 87H38V88H36ZM73 87V88H72ZM82 87V88H81ZM93 87H95V88H93ZM104 87V88H103ZM109 87V88H108ZM118 87H120V88H118ZM122 87H123V89H122ZM125 87H127V88H125ZM148 88L147 90L146 89H144V88ZM172 87V88H171ZM188 87V88H187ZM193 87H195V88H193ZM213 87V88H212ZM23 88V89H22ZM29 88V89H28ZM30 88H32V90L30 89ZM40 88H41V90H40ZM90 88V89H89ZM97 88V89H96ZM118 88V89H117ZM125 88V89H124ZM133 88V89H132ZM135 88V89H134ZM141 88V89H140ZM149 88H151V89H149ZM154 88V89H153ZM174 88V90H172ZM202 88V89H201ZM246 88V89H245ZM257 88H259V89H257ZM3 89V90H2ZM16 89V90H15ZM49 90V92L48 91H46V90ZM54 89V90H53ZM55 89H56V92H55ZM64 89L66 90V91H64ZM68 89V90H67ZM73 89H75V90H73ZM100 89H101V91H102V89H104V92H102V94H101V91H100ZM165 89H167L166 91H165ZM199 89V90H198ZM201 89V90H200ZM23 90V91H22ZM25 90H27V93L25 92ZM72 90V91H71ZM82 90H83V93H82ZM106 90V91H105ZM123 90H126V91H128V92H130V90L131 91H133V90H135V92L133 91L132 92V94L131 93H129L130 94V96L132 95V97L133 96H138L140 99H142L141 101H140V99L138 98V100L140 101H138V100H136V98H135V100L134 99H132V97H130L128 94H125L126 93V91H124L123 93L122 92H120V91H123ZM140 90V91H139ZM144 90V91H143ZM161 90V89H160ZM208 90V91H207ZM238 90V91H237ZM246 90V91H245ZM255 90V91H254ZM256 90H258V92H256ZM263 90V91H262ZM4 91V92H3ZM19 91V92H18ZM29 91V92H28ZM61 91H64L63 92V94L64 95H66L67 94V96L70 94V96L71 97H69L68 96V98H67V100L65 99V97L66 96H63L64 98V100L63 99H61L60 101H59V99L60 98H62V95L60 96L59 95V93H61ZM67 91L69 92V94L67 93ZM91 91H94V92H91ZM108 91V92H107ZM118 91V93L120 94H117L116 92ZM136 91H139V92H136ZM142 91V92H141ZM149 91H151V92H149ZM164 91H165V93H164ZM171 91H176V93L178 94V95H176V93L175 92H171ZM200 91V92H199ZM202 91V92H201ZM253 91L255 92V93H253ZM44 92H46V94L44 93ZM48 92V93H47ZM55 92V93H54ZM91 92V93H90ZM107 92V93H106ZM141 92V93H140ZM149 92V93H148ZM154 92V93H153ZM230 92V93H229ZM241 94H240V93ZM249 92V94H251V93H253V95L251 94V96L250 95H248L247 93ZM251 92V93H250ZM18 93V94H17ZM53 93H54V95H53ZM74 95H73V94ZM76 93V94H75ZM105 93V94H104ZM111 93H112V95H111ZM117 94V95H114V94ZM137 94V95H135V94ZM158 94V98H159V95H160V98L158 99V98H156V96L155 95H157ZM161 93H162V95H161ZM168 93H170V95H171V93H174V95L172 94V97L170 98V99H168V98H166V100L164 99V101H163V98H165L167 95H169ZM185 93H187V94H191L192 93V98L194 97V101L192 100V98H191V101L190 100H188V98H189V96L188 97H186L185 98V96L184 95H186ZM197 93V94H196ZM226 93V94H225ZM245 93V94H244ZM260 93H262L261 95H260ZM20 94H24L23 96H25V97H22V95H20ZM31 94V95H30ZM40 94L42 95V96H40ZM49 94V95H48ZM62 94V93H61ZM78 94V95H77ZM80 94H82L81 96H79ZM92 94V95H91ZM95 94V95H94ZM100 94V95H99ZM121 94H125L124 96L122 95L121 96ZM152 94V95H151ZM165 94H166V96H165ZM202 94V95H201ZM233 94V95H232ZM27 95V96H26ZM38 95L40 96V98H38ZM48 95V96H47ZM50 95H51V97H50ZM92 96V98H91V96ZM99 97H98V96ZM103 97H102V96ZM107 95V96H106ZM126 95H128V96H126ZM145 95V96H144ZM176 95V96H175ZM196 95H199V96H197L196 97ZM236 95V96H235ZM5 96V97H4ZM20 96H21V101H18L19 103H17L16 101L17 100H19L20 99ZM30 96V97H29ZM58 96H60V98L58 97ZM78 98H77V97ZM97 96V97H96ZM101 96V97H100ZM141 96V97H140ZM178 96H184V98H182V97H180V99H179V97ZM202 96V97H201ZM235 96V97H234ZM261 98V96H262V100L259 98V97ZM2 97L4 98V99H2ZM8 97V98H7ZM12 97V98H11ZM28 97V98H27ZM35 97V98H34ZM50 97V98H49ZM58 99H57V98ZM94 97H95V99H94ZM107 97H109V99L107 98ZM113 97V98H112ZM121 97H123V99L121 98ZM129 99H128V98ZM162 97V98H161ZM168 97V96H167ZM198 97H200V98H198ZM231 97V98H230ZM233 97V98H232ZM240 98L239 100L237 99V98ZM19 98V99H18ZM27 98V99H26ZM32 98H34L33 100H31ZM49 98V99H48ZM75 99V100H73V99ZM89 98L90 99H92V100H90L89 101ZM99 98V99H98ZM103 98H107L106 100L105 99H103ZM115 98L117 99L116 101H113V100H115ZM121 98V99H120ZM124 98H125V100H124ZM145 98V99H144ZM156 98V99H155ZM179 100H178V99ZM236 98V99H235ZM5 99H6V101H5ZM10 99H12V100H10ZM29 99V100H28ZM36 99V100H35ZM40 99H41V102H39L40 101ZM44 99V100H43ZM81 99V101L82 102H80L79 100ZM84 99V100H83ZM88 99V100H87ZM102 99V100H101ZM113 99V100H112ZM173 99H174V102L176 101V99L178 100V101H176V102H178V103H174L176 106H177V109H176V106H174V104L172 105L171 103H173L172 101H173ZM187 99V100H186ZM235 99V100H234ZM14 100H16V101H14ZM57 100V101H56ZM63 100V101H62ZM86 100V101H85ZM104 100H105V103L103 104V102H104ZM122 100V101H121ZM127 100V101H126ZM131 100H133L132 102H131ZM148 100H150L149 101V103H147L148 102ZM159 100H161V101H159ZM183 100H185V101H189V103H187V102H185L186 104L184 105V107H187L186 109L183 107V105H180V103H181V101L183 102ZM197 100V101H196ZM252 100V101H251ZM257 100V101H256ZM259 100V101H258ZM8 101H9V103L10 102H14L13 104L12 103H10V104H7L8 103ZM49 101V102H48ZM54 101H56V103L54 102ZM58 101H59V103H58ZM71 101V102H70ZM79 101V102H78ZM85 101V102H84ZM89 101V102H88ZM93 101V102H92ZM97 101L99 102L98 103V105H97ZM103 101V102H102ZM108 101H111L110 103H108ZM121 101V102H120ZM123 101L125 102V103H123ZM130 102L131 104L130 105H128V103L127 102ZM159 101V102H158ZM169 103V104H167V102ZM170 101H171V103H170ZM228 101H230V103L228 102ZM238 101V102H237ZM241 101V102H240ZM243 101V102H242ZM4 102V103H3ZM22 102V103H21ZM26 102V103H25ZM32 102V103H31ZM75 102V103H74ZM96 102V103H95ZM116 102H119V103H116ZM139 102V104H137ZM144 102V103H143ZM146 102V103H145ZM152 102V103H151ZM165 102V103H164ZM192 102V103H191ZM233 102H235V103H233ZM248 104V107H246V103ZM250 104H249V103ZM254 102H255V104H254ZM20 103H21V105H20ZM51 103V104H50ZM58 103V104H57ZM62 103L64 104L63 106H66V105H68L67 107H66V110H70L71 111V109L72 110H74V112L75 111H77L73 116H72V111H71V114L70 115H67V116H65V114H67V113H65L66 111H65V109L62 107ZM78 103V104H77ZM85 103V104H84ZM91 105H90V104ZM107 103H108V105H107ZM114 105H113V104ZM116 103V104H115ZM123 103V105H121ZM141 103V104H140ZM160 105H159V104ZM184 103V102H183ZM182 103V104H183ZM214 103V104H213ZM226 103H227V105H226ZM232 103V104H231ZM243 104L242 106H241V104ZM253 103V104H252ZM256 103H257V105H256ZM16 104H17V106H19V107H17L16 106ZM30 104V106H27V108H26V105H29ZM33 104V105H32ZM53 104H57V105H53ZM71 104H75L74 106L73 105H71ZM83 104H84V106H83ZM86 104L88 105V107H86ZM94 104V105H93ZM119 104V105H118ZM139 105L138 107H137V105ZM150 104V105H149ZM187 104H190V105H187ZM193 104V105H192ZM251 104H252V106H254L252 109H250V107H252L251 106ZM262 104V105H261ZM4 105H6L5 107H3ZM13 105H15V106H13ZM52 105V106H51ZM60 105V106H59ZM70 105H71V108H68V107H70ZM77 105V106H76ZM103 105V107H100V106H102ZM105 105V106H104ZM126 105H127V107H126ZM134 105H135V107H136V109H135V107H134ZM141 105V106H140ZM151 105H154V106H152L151 107ZM164 106V107H162V106ZM169 105H170V107H172V106H174L173 108H170L169 107ZM179 105V106H178ZM187 105V106H186ZM191 105H192V108H191ZM214 105V106H213ZM241 107H240V106ZM51 106V107H50ZM57 106V107H56ZM59 106V107H58ZM74 108H73V107ZM82 106H83V108H82ZM99 107V108H94V107ZM116 108V109H114V107ZM122 107L123 108V111H121L122 109L120 108V107ZM128 106H130L129 108H128ZM166 106V107H165ZM213 108H212V107ZM223 106V107H222ZM245 106V108H242V107H244ZM257 106V107H256ZM11 107V108H10ZM13 107V108H12ZM21 107V108H20ZM64 109L63 111H64V113H62V112H60V113H62V117L63 118H65L64 119V121H63V119L61 120V118L59 119L58 118V116H59V114H57L58 112H56L55 113V115H53V117L55 116V117H57L58 119H57V123H59V124H62L63 122V125L61 126V125H59V124H57L56 125V121L54 120V118H52V117H48L47 118V113H48V111H60V109H62V108ZM77 107H79V108H82L81 109V111H80V109L78 110V108ZM118 107H119V109H118ZM134 107V108H133ZM142 107H144V109L142 108ZM163 108V112H162V109L161 108ZM182 107L184 108V109H182ZM188 107H189V109H188ZM231 109H230V108ZM261 107V109H259ZM8 108H9V110H8ZM26 108V109H25ZM31 108V109H30ZM85 108V109H84ZM100 108H102V109H100ZM110 108V109H109ZM111 108H113V110L111 109ZM127 108V109H126ZM133 108V109H132ZM138 108H140L139 110H137ZM146 108H148V109H146ZM155 108H157L158 110H156ZM167 108V109H166ZM175 108V109H174ZM181 108V109H180ZM191 108V109H190ZM209 108H211L212 110H210V112L211 113H209ZM235 110H234V109ZM241 109V110H239V111H241L242 112V115L243 114H246L245 112H248V110H249V112L250 113H247L246 114V116H243V118H241V116L239 115V113H241V112H238V118L240 117V119H241V123H242V121H245L244 119L247 117L248 118V121L246 122L247 123V125H246V123H244V125H246L245 127H244V125L243 126H241L242 128L244 127L245 128V130L244 129H242V128H240L242 131V134H243V132H244V138L241 140L239 137V140L242 142V143H240L239 141H237V140H235L236 138H235V136L237 137V136H239V135H235L236 133V131H238V130H231L232 129V127H234V126H237L236 124H241V123H238L239 121H237L236 122V120H238V119H236L234 116L232 117V114L234 113L235 114V112H237L238 111V109ZM257 108V109H256ZM17 109V110H16ZM24 109V110H23ZM77 109V110H76ZM84 109V110H83ZM92 109V110H91ZM103 109H105L106 110V112H104L103 111V117L101 116V114H99V112H102L101 110H103ZM126 109V110H125ZM130 109H132V110H130ZM153 109V110H152ZM168 109H171V112H172V109H173V113H171L170 112V110H168ZM188 109V110H187ZM196 109H198L197 111H194V110H196ZM206 109H208V110H206ZM214 109V110H213ZM226 110L227 109V111H229V109L231 110V112H232V114L230 115V111L227 113V114H225L227 111H224V110ZM20 110H21V112H20ZM23 110V111H22ZM88 110V111H87ZM125 110V111H124ZM128 110V111H127ZM135 110V115H134V113H132V111H134ZM137 110V111H136ZM147 110V111H146ZM154 112H152V111ZM160 110V111H159ZM182 110H184V111H182ZM185 110H187V111H185ZM201 110V111H200ZM237 110V111H236ZM246 110V111H245ZM28 111V112H27ZM35 111V112H34ZM90 111H91V113H90ZM109 111H111V112H109ZM138 111H141V113L140 112H138ZM153 113H151V112ZM168 111V113H166ZM203 111V112H202ZM221 112V114L222 115H225V116H227V115H230L231 116V118H232V122H231V124L232 123H235V125L233 126V125H231L232 127L230 128V130L231 131H233L232 132V135L230 134V130H228L227 129V121H229L230 120V117H225V116H220V117H218L219 116V114H220V112ZM224 111V112H223ZM235 111V112H234ZM256 111H258V112H256ZM263 111V112H262ZM11 112H13V113H11ZM44 112V113H43ZM46 112V113H45ZM81 112V114H79ZM87 112V113H86ZM89 112V113H88ZM96 112H97V116L95 117L94 116V114H96ZM131 112V113H130ZM146 112V113H145ZM179 112V113H178ZM184 112L186 113L185 114V116H184ZM187 112H190V114L188 113V115H191V116H187ZM200 112H202V113H200ZM204 112H207L205 115H204ZM219 112V113H218ZM261 112H262V115H261ZM7 113V114H6ZM9 113V114H8ZM20 113V114H19ZM35 113V115L33 116V115H31V114H34ZM52 113V112H51ZM94 113V114H93ZM104 113H106V114H104ZM110 113V114H109ZM113 115H115L114 116V118H113V116H112V114ZM137 113H139L138 115H137ZM178 113V114H177ZM198 113H200L201 115H202V117H201V115H200V117H198L199 115H198ZM224 113V114H223ZM256 113H258V115H255ZM2 114V115H1ZM13 114H15V116L13 115ZM17 114L19 115V116H17ZM22 114V115H21ZM37 114V115H36ZM79 114V116L78 117H75V116H77ZM86 114L89 116H87V117H85L86 116ZM120 114V115H119ZM122 114V115H121ZM142 116H141V115ZM147 114V115H146ZM160 114V115H159ZM173 114V115H172ZM175 114V115H174ZM196 114V115H195ZM210 114H212V115H214L213 116V119H215L216 120V118H217V120L216 121H214V120H212L211 118V115ZM218 114V115H217ZM220 114V115H221ZM255 117H252V115ZM259 114L261 115L260 117H259ZM6 115H9V117H4V116H6ZM12 117H11V116ZM42 117H41V116ZM58 115V116H57ZM112 116V117H109L108 118V116ZM158 115V116H157ZM177 115H179L180 117L181 116H183V117H186V119L185 118H183V119H181L180 117H178L179 119H173V118H176L177 117ZM198 115V116H197ZM2 116V117H1ZM33 116V117H32ZM40 116V117H39ZM49 116H51V115H49ZM69 116L71 117L70 118V120H69ZM90 116H93V120H91V118L92 117H90ZM119 116V117H118ZM133 116V117H132ZM137 116V117H136ZM144 116H146V118H149V119H146ZM150 116V117H149ZM153 118H152V117ZM171 116H173V118L171 117ZM264 116V115H263ZM20 117V118H19ZM35 117V118H34ZM43 117H46V118H43ZM86 119H85V118ZM98 117V118H97ZM107 117V118H106ZM118 117V118H117ZM121 117V118H120ZM128 117V118H127ZM155 117V118H154ZM188 117V118H187ZM192 117H194V118H192ZM198 117V118H197ZM207 118V120L208 121H205L206 119L205 118ZM256 117H258L257 119H256ZM4 118V119H3ZM8 119V122H7V119ZM13 118V119H12ZM14 118L16 119V120H14ZM21 118H23V119H21ZM50 118V120L51 119H53V120H49V124H50V122H51V124H52V126L50 127V125L48 124V123H46L45 121V119H49ZM75 120H74V119ZM111 118H113V119H111ZM120 118V119H119ZM123 118H125V120L123 121ZM167 118H168V120H167ZM195 118H197V122L198 121H200L199 122V125H196V126H192V127H195L196 129H198V130H196V131H194L195 129L193 128V131L196 133H192L191 134V131H190V128H192L191 127V125H192V123H194L196 120H195ZM204 118V119H203ZM224 118V119H223ZM225 118L227 119L226 120V122H225ZM234 118H235V120H234ZM250 118V119H249ZM73 119V120H72ZM87 121H85V120ZM97 119V120H96ZM98 119H100V123H102L101 121H102V119L104 120V119H106V121L107 120H109V119H111V120H109V121H113V123L111 122H109V121H103V128L104 129H102V127L100 128V123L98 122L99 120ZM114 119H116V122L114 121ZM122 119V120H121ZM150 119H152L153 120V124H154V122H155V125L156 126H154V125H152V121L150 120ZM166 119V120H165ZM170 119H171V122H170ZM184 122V124H183V122L181 121V120ZM193 119V120H192ZM203 119V120H202ZM210 119V120H209ZM219 119V120H218ZM223 119V120H222ZM251 119L252 120H257L258 122L256 123L255 121H254V123L253 124H251ZM6 120V121H5ZM13 120H14V122L15 121H19V120H21L19 123H18V125L17 124H14V122H13ZM33 120V121H32ZM35 120H37V122L35 121ZM39 120V121H38ZM59 120V121H58ZM62 122H61V121ZM66 120H68V121H66ZM84 120V121H83ZM94 120H95V122H94ZM120 120L122 121V124L120 123ZM144 121V122H147L146 124L145 123H141V124H139L141 121ZM147 120V121H146ZM151 122H150V121ZM155 120V121H154ZM159 120V121H158ZM163 120V121H162ZM185 120H186V123L187 124H185ZM202 120V121H201ZM223 121V123H224V126L226 125V128L224 127V126H222V122L221 121ZM263 120H264V118H263ZM2 121H5V124H4V122H2ZM11 121V122H10ZM43 121H44V124L46 123V127H47V130L45 131V130H43L44 129V126L45 125H43L42 123H43ZM52 121H54V122H52ZM73 121V122H72ZM85 123V125H82L83 124V122ZM142 121V122H143ZM167 121V122H166ZM179 122L180 124H181V126H182V129H181V126L179 127V123H177L178 125V129L180 128V131H181V136H175V135H178L179 134V130L176 128V122ZM190 121H191V123H190ZM205 123H204V122ZM211 121H213V122H211ZM251 121V122H250ZM262 121V120H261ZM2 122V123H1ZM13 122V123H12ZM34 122H36L35 123V126H34ZM66 122H68L67 124H68V126H67V124H66ZM69 122H71V123H69ZM81 122H82V124H81ZM98 122V123H97ZM114 122H115V124H114ZM125 122V123H124ZM127 122V123H126ZM131 122H134V123H132V124H130ZM137 124H136V123ZM150 122V123H149ZM158 122V123H157ZM165 122V123H164ZM175 122V124H173V123ZM182 122V123H181ZM194 123V124H198V123ZM206 122H207V124H206ZM210 123V125H211V127H213V128H211V130H210V125H208L209 123ZM11 123H12V125H11ZM29 123H30V125H29ZM31 123H32V125H31ZM55 123V124H54ZM76 123V124H75ZM87 123H89V125L87 124ZM94 123H95V125H94ZM107 123V124H106ZM120 123V124H119ZM130 124V125H127V124ZM169 123V124H168ZM212 123V124H211ZM242 123V124H243ZM249 123H250V125H249ZM259 123V124H258ZM14 124V125H13ZM39 124V125H38ZM97 124H98V126H99V128L97 127ZM117 124L119 125L118 126V128H117ZM125 124V126H121V125H124ZM149 124V125H148ZM151 124V125H150ZM162 124V125H161ZM193 124V125H194ZM201 124H206V127L205 128H207L206 130L205 129H203V125L201 126ZM214 124H216V125H214ZM221 124V125H220ZM229 124V123H228ZM241 124V125H242ZM3 125H5L4 127H3ZM16 125V126H15ZM42 125V128L40 127L39 128V126H41ZM78 125V127H79V129H78V127H76ZM80 125V126H79ZM89 126V127H86V126ZM106 125V126H105ZM110 125H112V126H110ZM158 125H159V127H158ZM167 125V126H166ZM186 125H188L189 126V131H188V129H186L187 131H185L184 129H185V127L184 126H186ZM254 125H255V127H254ZM7 126V127H6ZM9 126V127H8ZM17 128V126H18V130L15 128V127ZM23 126H24V128H23ZM59 127V126H61L62 127V129H60V128H58V130H61V131H59V134H60V132H62V134H63V128L64 129H66V128H68V129H66L67 130V132H66V130L64 131V132H66V133H68L69 134V136H67L68 134H66V133H64V135L65 136H67V137H64L62 134H60V135H62L66 140H69L68 138H70V141H66L65 139H63V137L60 139V141L58 140L60 137H59V134H58V131L56 130V128L57 127ZM83 127V129H82V127ZM94 126L97 128V129H94ZM110 128V129H112L113 131H111L108 127ZM152 126V127H151ZM154 126V127H153ZM168 126H170L169 127V129L167 130V127ZM174 126V127H173ZM217 126V127H216ZM240 126V125H239ZM248 126V127H247ZM262 126H264V123H263V125ZM45 127V128H46ZM52 128L51 130H50V128ZM55 129H54V128ZM81 127V128H80ZM122 127V128H121ZM126 127V128H125ZM128 127H129V130L130 129H132V131L130 130V131H128L127 129H128ZM131 127V128H130ZM136 127H137V129H136ZM143 127V128H142ZM183 127H184V129H183ZM199 127H202V128H199ZM228 127H230V126H228ZM8 128V129H7ZM15 128V129H14ZM21 128V129H20ZM39 128V129H38ZM86 128V129H85ZM105 128H106V130H105ZM141 128V129H140ZM172 129V131H171V129ZM177 130H176V129ZM215 128V129H214ZM222 128H224L223 130H221ZM236 128V127H235ZM250 128V129H249ZM261 128V127H260ZM7 129V130H6ZM14 129V130H13ZM25 129V130H24ZM33 129V130H32ZM37 129H38V131H37ZM78 129V130H77ZM102 129V130H101ZM121 129V130H120ZM124 129H126V130H124ZM140 129V130H139ZM143 129V130H142ZM147 129V130H146ZM158 129H160L159 131H158ZM165 129H166V131H165ZM174 129V130H173ZM201 129V130H200ZM202 129H203V131H202ZM214 129V130H213ZM45 131V132H43V131ZM48 130H50V132L52 131V130H55V131H57V133L56 132H53L52 131V134H50V132H49V134L51 135L50 137H51V139H50V137H47L46 136V139H43V137L46 135V132H47V135L49 136V134H48ZM72 132H71V131ZM86 130H90V131H88L89 133H87V131ZM100 130V132L102 131H104L103 133L101 132H98ZM108 130H109V132H108ZM139 130V131H138ZM186 133V134H183V131ZM199 130L201 131L200 133H197V132H199ZM4 131H5V133H4ZM11 131H14V132H11ZM43 133H42V132ZM75 133H74V132ZM86 131V132H85ZM93 133H92V132ZM106 131V132H105ZM116 131H118V132H116ZM119 131H120V134H119ZM125 133H124V132ZM154 131H155V133L156 134H153L154 133ZM163 131H165V132H163ZM172 132V135L173 136H171V132ZM174 131V132H173ZM179 131V132H178ZM205 131H207L206 133L207 134H209L208 135V138H209V136H210V138H209V143H207L206 141H207V137H203V138H205V140H203V138L201 137V140L200 139H198L197 138V136H199L200 137V135L201 136H203V134H202V132L206 135V133H205ZM212 131V132H211ZM217 131H219L222 135H223V133L225 132H228L229 131V134L231 135V139H234L235 141H237L238 143H239V145L240 144H242V147L241 146H239V145H237V147L239 146L240 147V151L242 152V154L243 155H239L238 156V154H237V156L238 157H235L236 156V154H234V158H236V159H238V162H239V164H237L236 166H234L236 163L232 160V156H231V159H229V160H231V162L232 163H234V164H232L231 162H229V164H228V168H226L225 169V167H223V166H221V163L223 162V158H222V162L220 161V157L219 156H222V155H225V154H227V153H225L226 152V150H223L224 149V147H222L223 145H222V143H223V138H224V136H226V139L228 138V140L226 141V142H229V134H225L224 133V135L222 136L221 135V137H223V138H220V133L219 132H217ZM245 131L246 132H248L247 133V135H245L246 133H245ZM16 132H18V133H16ZM78 132V133H77ZM80 132V133H79ZM91 132V133H90ZM112 132V133H111ZM116 133V135H117V133H118V136L119 137H114V134ZM131 132V133H130ZM149 133V132H152L150 135H151V137L153 138H149V134L147 135V133ZM158 132V133H157ZM250 132V133H249ZM3 133H4V136H3ZM57 134V136H58V139L56 140V134ZM86 133L88 134V135H86ZM100 133V134H99ZM114 133V134H113ZM124 133V134H123ZM137 133V134H136ZM146 133V134H145ZM169 135V136H171V137H169L167 134ZM178 133V134H177ZM190 134V135H187V134ZM234 133V134H233ZM261 133V134H262ZM14 134H16V136L14 135ZM18 134V135H17ZM74 135V137L75 136H77V137H73V135ZM102 134H104L103 136H102ZM105 134L106 135H108V136H112V138H111V136H110V141H111V143H110V141L108 140V138H107V141L106 142H104L105 140L103 139L104 137H105ZM110 134V135H109ZM121 134H123V135H121ZM132 134L134 135L133 137H132ZM135 134H136V137L138 138V139H136V137H135ZM157 134H159V135H157ZM194 134H195V136H194ZM237 134H239L238 132H237ZM242 134H241V136H242ZM252 134H254L253 136H251ZM6 135H8V136H6ZM21 135V136H20ZM72 135V136H71ZM79 135V136H78ZM80 135L81 136H83V139H82V137H80ZM88 136L87 137V139L89 138V140H88V142H87V140H85V138H86V136ZM131 137H130V136ZM155 135H156V137H155ZM166 135V136H165ZM183 135L185 136V137H183ZM186 135H187V137H186ZM233 135H235V136H233ZM264 134H262V136H263ZM56 136V137H55ZM84 136H85V138H84ZM89 136H91L92 138H94V139H92L91 137H89ZM98 136V137H97ZM103 138H102V137ZM154 136V137H153ZM160 136H161V138H160ZM163 136V137H162ZM190 138H192V140H193V144H191V146L190 145H187V144H190L189 142V140H188V138L189 137ZM240 136V137H241ZM245 136H246V138H250L248 141V143L247 142H245L244 140H245ZM18 137H19V139H18ZM40 137V138H39ZM100 137H101V139L102 140H100ZM107 137V136H106ZM105 137V138H106ZM124 137V138H123ZM125 137H127V138H125ZM148 137V138H147ZM157 137L158 138H160V140L159 141H157L158 139H157ZM168 137V138H167ZM174 139H173V138ZM177 137V138H176ZM261 137V136H260ZM35 138H37V141H35ZM39 138V139H38ZM42 138V139H41ZM72 138V139H71ZM74 138V139H73ZM90 138H91V140H90ZM115 138H117V141H119L118 140V138L120 139V141L122 142H124L125 144L127 143L128 144V142H130V144H128V145H125L123 142H122V144H124L125 146H126V148H124L123 146H122V144H121V146H120V143H115ZM125 139V140H123V139ZM131 138V139H130ZM139 138H140V141H139ZM166 138V139H165ZM181 138L182 139H185L184 141L183 140H181ZM259 138V137H258ZM264 138V137H263ZM32 139H34V140H32ZM48 139L49 140H51V141H53L54 140V142H51V141H49L48 142ZM96 139V140H95ZM115 139V140H114ZM122 139V140H121ZM133 139H136V143H134L135 141L133 140ZM146 139H148V140H146ZM155 139H157L156 140V143H155V141H153V140H155ZM171 139H173V140H171ZM177 139H178V141H177ZM196 139V140H195ZM218 139V140H217ZM256 140L255 142L253 141V142H251L252 140ZM7 142H6V141ZM19 140V141H18ZM31 140V141H30ZM38 140H40L41 142H42V140L46 143V145L48 146L49 145V143H50V146H48L49 147V149L48 148H45L44 147V144H42V143H44V142H42V143H40ZM47 142H46V141ZM73 140V141H72ZM76 140V141H75ZM83 140H85L84 141V143H83ZM94 140V141H93ZM104 140V141H103ZM145 140V141H144ZM177 141V142H179L180 140L183 142V146H181L182 147V149H181V147H180V143L182 144V142L180 141V143H175V145L177 144V146H173V147H176L175 149H174V151H173V154L172 155H170L169 156V150L167 149V147L168 148H170V146H168V145H170L171 144V146H172V144L174 145V142L175 141ZM191 140V141H192ZM200 140V141H199ZM214 140H217V143H213V146L212 145H210V148H211V151H209V149L207 150V148H206V150L204 149V147L205 146H199L198 147V145L201 143V142H203V141H205L204 143L207 145H209V144H212V141H214ZM234 140H232V141H230V142H233ZM264 140V139H263ZM23 141V143L21 144L20 142H22ZM33 141H35L36 143H34ZM60 143H59V142ZM62 141V142H61ZM66 142V145H64L65 143L64 142ZM81 141V142H80ZM100 141H102L101 142V145H100ZM128 141V142H127ZM134 141V142H133ZM138 141V142H137ZM147 141H148V143H149V145L150 146H152V145H154V143H155V147H154V149L156 150H154V151H152V147L150 148V146L148 145V144H146L145 145V143H147ZM150 141H151V143H150ZM164 141H165V145H167L166 143H168V142H170L167 146H166V148H164L165 147V145H164V147H162V146H159V144H164ZM168 141V142H167ZM171 141H173V142H171ZM221 141V142H220ZM225 141V140H224ZM259 141V140H258ZM260 141H262V140H260ZM18 142V143H17ZM31 142V143H30ZM33 142V143H32ZM56 142H57V144H56ZM68 142V143H67ZM69 142H70V144H69ZM74 142H75V145H74ZM78 142V143H77ZM89 143L90 145H91V147L90 146H88V147H86V145H88L87 143ZM91 142V143H90ZM93 142V143H92ZM97 142V143H96ZM108 142H109V144H108ZM142 142L144 143V145L142 144ZM154 142V143H153ZM157 142H159V144L157 143ZM215 142V141H214ZM243 142H245L246 144H248V149H250V147L252 148V150L250 149V150H247V145L245 146V143L243 144ZM263 142V141H262ZM262 142H260V143H262ZM3 143V144H2ZM19 143H20V145H19ZM37 143L40 145V146H38L37 145ZM48 143V144H47ZM63 143V144H62ZM96 143V144H95ZM139 143V144H138ZM142 145H141V144ZM192 143V142H191ZM199 143V144H198ZM233 143H235V142H233ZM233 143H231L230 144V146H232L231 148H227V149H232L233 148ZM252 144V143H254L253 145L255 146V148H254V146L252 147L251 145H249V144ZM34 144H35V146H34ZM55 146H54V145ZM63 145L62 146V148H61V146L60 145ZM69 144V145H68ZM72 144V145H71ZM79 144H81L79 147L77 146V145H79ZM83 144V145H82ZM110 144H111V146H110ZM113 144H114V146H113ZM198 144V145H197ZM217 144H218V146H217ZM219 144H220V146H219ZM224 144V143H223ZM237 144V143H236ZM28 145V146H27ZM33 145V146H32ZM45 145V146H46ZM57 145V146H56ZM67 145H68V148H70V150H69V154H70V156H68L69 154H67V150H66V152H64V150L65 149H63L64 147H67ZM93 145H94V148H93ZM99 145V147H97ZM136 145V147H137V145H139L141 148H139V146H138V149L139 150H137V148L135 147H133L132 148V150H131V147L132 146H135ZM149 146L148 148L146 147V146ZM157 145H158V148H156L157 147ZM192 145H194V146H192ZM197 145V146H196ZM200 145H202V144H200ZM204 145V144H203ZM215 145V146H214ZM225 145V144H224ZM226 145H228V143L226 144ZM225 145V146H226ZM245 147H244V146ZM257 145V146H256ZM262 145V144H261ZM260 145V147H262ZM14 146V147H13ZM16 146V147H15ZM46 146V147H47ZM61 148V150H62V152H63V154H60L61 153V150H59V152H58V148L59 147ZM78 148H77V147ZM83 146H85V148L86 149H84L83 148ZM109 147L111 150H109L108 148L106 149V150H108V151H110V152H112V153H109L108 151H106L105 149H104V152L106 151V152H108V153H104L103 152V147ZM113 146V147H112ZM127 146H131L130 147V149H127L128 147ZM144 147V149H143V147ZM178 146H179V148H178ZM189 146L191 147V148H189ZM235 146V145H234ZM7 147H9V148H7ZM25 147V148H24ZM28 147H30V148H28ZM31 147H33V148H31ZM51 147V148H50ZM54 147H56V149L53 148ZM58 147V148H57ZM164 148V149H167L168 151V153L166 152V150H163V151H165V152H163V153H160L161 152V148ZM191 149V151L188 149ZM194 147V148H193ZM206 147H208V146H206ZM214 147H221V148H223V149H221V150H223V151H221V152H223V153H221L220 152V149H219V151H218V148H217V150L216 149H214ZM227 147H229V145L227 146ZM238 147V148H239ZM244 147V148H243ZM259 147V148H260ZM17 148V149H16ZM26 148H28V149H26ZM37 148H41V149H37ZM59 148V149H60ZM73 148V149H72ZM83 148V149H82ZM89 148H91V151L89 150ZM100 149L101 148V150L98 152V151H96L97 149ZM114 148H115V152L117 151V148H118V150L120 151V152H118V153H121V152H128L127 154H128V157L126 156L127 154L126 153H123V156L121 157L122 158V160H120L121 158H120V156H119V160L120 161H118V157H117V153H114ZM122 148V149H121ZM124 148V149H123ZM185 148H187L188 150H185ZM201 148H203L202 150L204 151H200V149ZM235 148V147H234ZM243 148V149H242ZM26 149V150H25ZM30 149H32V150H30ZM50 149H53V151L51 152V154H50ZM78 149V151L76 152V150ZM95 149V150H94ZM113 149V150H112ZM128 150V151H126V150ZM161 149V150H160ZM172 149V148H171ZM181 149V150H180ZM198 149H199V151H198ZM237 149V148H236ZM235 149V150H236ZM7 150V151H6ZM11 150V151H10ZM25 150V151H24ZM35 150H37V151H35ZM55 150V151H54ZM72 150V151H71ZM82 152H81V151ZM83 150H84V152H83ZM85 150H88V151H86L85 152ZM93 150L95 151V152H93ZM122 150V151H121ZM123 150H125V151H123ZM147 150V151H146ZM173 150V149H172ZM178 150H179V152H178ZM185 151V152H183V151ZM193 150H194V154L192 153L193 152ZM195 150H196V153H195ZM213 150L215 151V152H213ZM238 149H237V151H239ZM10 151V152H9ZM29 152V153H27V152ZM41 152V153H39V152ZM44 151V152H43ZM80 151V152H79ZM90 151V152H89ZM139 151H140V153H139ZM149 151H152V152H155L156 153V155L154 156H152V155H148V153H149ZM186 151H190V153L192 154H190V155H188L187 153H186ZM256 151V150H255ZM257 151H258V149H257ZM262 151V150H261ZM24 152H25V154L26 155H24L23 156V154H24ZM47 152H48V154H47ZM53 152H55L54 154H56V158L54 159V156L52 155L53 154ZM73 152H75V156H74V154H72ZM78 152H79V154H78ZM102 152H103V156L105 157V154L107 155H111L110 156V159L112 158V160L110 161V159H108L109 158V156H108V158L106 157L105 159L107 160V161H109V164H110V162H113V164H111L110 165V167H109V169L107 168V167H105V166H108V165H106V163L105 162H103V161H105V159H104V157L102 156ZM139 154H138V153ZM144 152H148L147 154L145 153V155L144 156H147L148 155V157H144L145 159H142L143 157H140V155L142 156V153H144ZM152 152H150V153H152ZM170 152H172V151H170ZM201 152V153H200ZM217 152V153H216ZM227 152H228V150H227ZM230 152H233V151H231L230 150ZM240 152V153H241ZM246 152V153H245ZM248 152V153H247ZM250 152H252V154L250 153ZM262 152H264V150L262 151ZM8 153V154H7ZM10 153V154H9ZM34 153V154H33ZM44 153H46V157H44L43 158V156H45L44 155ZM60 155H59V154ZM86 153H87V155H86ZM96 153H99V155H97ZM134 153V154H133ZM168 155H167V154ZM182 153H186L185 155L183 154L182 155ZM200 153V154H199ZM210 153V154H209ZM214 153L216 154V155H214ZM220 153L222 154V155H220ZM234 153V152H233ZM236 153V152H235ZM259 153V152H258ZM20 154H21V156L23 157L22 159H20L21 157H20ZM40 154L41 155V157L43 158V160H42V158H41V160H40V158L38 159V155ZM65 154V155H64ZM78 154V155H77ZM82 154V156H84V158L81 156L80 157V155ZM132 154H133V156H132ZM153 154V153H152ZM176 154V155H175ZM205 154V155H204ZM207 154H208V156H211L210 158L208 157H206L207 156ZM33 157H32V156ZM43 155V156H42ZM49 155V156H48ZM51 155H52V157H51ZM61 155H63V156H61ZM72 155V156H71ZM97 155V156H96ZM115 157H114V156ZM119 155V154H118ZM121 155V154H120ZM139 156V159H138V157L137 156ZM167 155V156H166ZM174 155V156H173ZM181 155V156H180ZM194 155H196L197 156V158H195V157H193ZM218 155V156H217ZM245 155H247V156H250V157H245ZM259 155V157H261L262 158V160L264 159V157H262L260 154H258ZM2 156V157H1ZM11 156V157H10ZM62 157V164H59L60 162H61V157ZM66 157V160H65V162H64V159H65V157ZM100 156V157H99ZM102 156V157H101ZM149 156H150V158H149ZM160 157L161 158V156H162V158L160 159V158H158V157ZM164 156V157H163ZM168 156H169V158H168ZM171 156H173V157H171ZM199 156H202L201 158H199ZM205 156V157H204ZM230 156V154L228 155V157ZM263 156H264V154H263ZM7 157H8V159L10 160V163H9V160L7 159ZM26 157V158H25ZM31 159H30V158ZM51 157V158H50ZM86 157V158H85ZM113 157H114V159H113ZM117 157V158H116ZM125 157V158H124ZM128 158V160H126L127 158ZM154 157V158H153ZM156 157V158H155ZM166 157H167V159H166ZM171 157V158H170ZM175 157H177V158H175ZM182 157V158H181ZM186 157H188V158H186ZM226 157L227 156H225V159H226ZM240 157V158H239ZM244 157V158H243ZM257 157V158H256ZM24 158H25V160H24ZM28 158H29V160H28ZM36 158V159H35ZM47 158H49L48 160H49V162H48V160H47ZM71 158V159H70ZM72 158H73V160H72ZM74 158H76V159H74ZM81 158V159H80ZM98 158H100L99 160H98ZM148 158L149 159H151V160H157V159H159V160H161V161H159V160H157L156 162L155 161H150V160H148ZM174 160H173V159ZM184 158V159H183ZM186 158V159H185ZM204 158H206L205 159V161H204ZM218 158H219V161H218ZM252 158V159H251ZM7 159V160H6ZM28 161H27V160ZM34 159V161L32 162V160ZM50 159H53L52 161L50 160ZM78 159H79V161H78ZM94 159V160H93ZM129 159H132V160H129ZM139 161H138V160ZM148 161H147V160ZM166 160L167 162H169V163H167L166 161H163V160ZM168 159H171V161L170 160H168ZM193 159V160H192ZM197 159H198V162H197ZM203 159V161H201ZM210 160V162H209V164L211 165H207L206 166V163H208V161ZM236 159H234V160H236ZM246 161V163H245V161ZM247 159V160H246ZM18 160V161H17ZM45 160L48 162H45ZM57 160V161H56ZM68 160V161H67ZM75 160V161H74ZM77 160V161H76ZM81 160V161H80ZM95 160L97 161V163L100 165H98L96 162H95ZM116 160V161H115ZM143 160V161H142ZM177 160V161H176ZM201 162H200V161ZM213 160V161H212ZM228 160V159H227ZM227 160H225V161H227ZM228 160V161H229ZM250 160V161H249ZM260 158H259V161H261V162H263L264 163V160L262 161ZM21 161H23V162H21ZM27 161V162H26ZM30 161H31V163H30ZM39 161H41V162H44L45 163V166H43V168H48V167H53V169H57V170H55V172L52 170V169H50V168H48V170H47V175H49L50 177H54V178H52V180H51V178L50 177H47V175H46V179H48V180H46L45 179V176H44V178H41V180L42 181H44V179H45V181L43 182V183H45L44 185H43V183H42V181H40V179L37 181V179L40 177L39 175H41V174H43L44 173V175L46 174V171H45V169L43 170V168L41 167V165L43 164H41L40 165V162ZM56 161V162H55ZM59 161V162H58ZM88 161H92L91 163L90 162H88ZM99 161V162H98ZM122 161H126V162H122ZM131 161H133L132 163H131V167H132V169H134V166H135V170L133 171L134 173H138L137 175H140L139 177H135L134 178V173L131 171L130 173H129V165H130V162ZM150 161V162H149ZM179 161H180V163H179ZM185 161V162H184ZM188 161H194V164H191V162H188ZM224 161V163H226ZM227 161V162H228ZM16 162H18V164H19V162H21V164H19V165H17L16 164ZM34 162H36L37 164L35 165L34 164ZM53 162V163H52ZM64 162V163H63ZM70 162H72V163H70ZM85 162V163H84ZM94 162V163H93ZM146 164H145V163ZM156 164V166L154 165V163ZM162 162V163H161ZM184 162V163H183ZM196 162H197V164H199V165H196ZM206 162V163H205ZM237 162V163H238ZM242 162V163H241ZM13 163H14V165H13ZM46 163H47V165H46ZM56 164L55 166L54 165H52V164ZM74 163V164H73ZM82 163H83V165H82ZM89 163V164H88ZM105 163V164H104ZM108 163V162H107ZM115 163H116V166H115ZM125 163H126V166L125 167H127V169L126 168H124V169H122V167L125 165ZM148 163H150V166H147V165H149ZM153 163V164H152ZM158 163H159V165H158ZM179 164V166H177L178 164ZM188 165V163L189 164H191L192 166L193 165H196V166H194V167H192V166H189L190 168H194L195 170H190V168H189V170L190 171H192L191 173H193V174H191L190 173V171L188 170V168H187V170L189 171H187L186 170V167H187V165ZM219 164V165H217V164ZM224 163H223V165H224ZM232 164V166H231V164ZM263 163H261L262 164V166H263ZM51 164V165H50ZM71 166V165H74L73 167H70V168H68L69 166ZM78 165V166H76V165ZM79 164H81V165H79ZM85 164H88V165H90L91 164V167L90 166H88V165H85ZM93 164V165H92ZM104 164V165H103ZM123 164V165H122ZM138 166H137V165ZM145 164V165H144ZM166 164V165H165ZM204 164H205V166H206V168H204L205 170H207V169H209V168H212L213 169V172L215 173V175L214 176H212L211 177V174H209L210 175V178H211V182H213V183H211L210 181H209V179L210 178H205V176L206 175H204L205 173H206V171H204V169H200V168H203L202 167V165L204 166ZM213 164V165H212ZM244 164V165H243ZM245 164H247V165H245ZM251 164V165H250ZM259 162H258V165H261ZM22 165H26V166H22ZM32 165V166H31ZM33 165H35L34 167H33ZM40 165V166H39ZM44 165V164H43ZM65 165V166H64ZM95 165H97L98 166V168H97V166H95ZM101 165H102V168L103 169H105V172H107V170L109 171V170H111L112 168V170L115 172V174L117 173V176L119 175V173H120V171L121 170H123L124 171V173H123V176H129L131 173V175L127 178L126 177V180L129 182V184L131 183V182H133L132 183V185H137V183H138V181H140V185L139 186H141V187H138V185H137V187H135L134 186V188H132V190H131V187H133L132 185L131 186H129V184H128V182H126V183H123V180H125L124 179V177L121 175V173H120V175L118 176V177H120V178H123V180H122V182L120 181L121 179H119V181L123 184V185H120L119 186V188L121 187V191H127V195L129 196H127L126 197V199L123 197V196H125V194L123 195V196H121V199L123 200V199H125V200H118L117 201V199H118V197L116 196L114 199H115V201H117L116 203H118V202H120V201H122V202H120V203H122V204H120V203H118L119 204V206H121V208L119 207H117L116 208V203H113L114 201H112V200H114L113 199V196L112 195H116V193L117 192H119V191H117V188H115V187H117V184L119 185V183L120 182H118V183H115L114 182V185L116 184V186L114 187V185H112L115 189H112L113 187L112 186H110L109 184V188H111L112 189V192L113 191H115V193H109V192H111V189H109V190H106L108 187H107V184L105 183V186L103 185V182H107V180L109 181V183H110V181H112L113 179L116 181V177L114 176L115 174L114 173H111V172H113L112 170L111 171H109V172H107L108 173V175L109 176H113V179H112V177H111V179L109 180L108 179V175L105 177V174L103 173L104 172V170L102 171V168H100L99 169V167H101ZM133 165V166H132ZM177 166V168H179V169H177V168H175V170H172V167L170 168V166ZM181 165V166H180ZM224 165V166H225ZM240 165L242 166V167H240ZM29 168H28V167ZM31 166V167H30ZM47 166V167H46ZM57 166H60V167H57ZM79 166H81L82 168L80 169V167ZM85 166L88 168V169H86L85 168ZM96 168H95V167ZM104 166V167H103ZM116 167V168H119V170H117L116 169V171L114 170L115 168L114 167ZM119 166V167H118ZM146 166L149 168L148 170H145V168H146ZM154 166V168H157V166L160 168V167H162V168H158L157 169V171H156V169L154 170V168H153V170H154V172L153 171H151V169H152V167ZM164 166H166L165 168H163ZM169 166V167H168ZM174 166V167H175ZM182 166H186L185 168H183ZM210 166V167H209ZM219 166V167H218ZM229 166L231 167L230 168V171L228 170L229 169ZM234 166V167H233ZM238 166V167H237ZM10 167V168H9ZM18 167V168H17ZM34 169H33V168ZM37 167H38V170H39V173L41 172V170H43V172L41 173V174H39V175H36V177H38V178H36V177H31L32 175H30V173H31V171H32V174H34L35 172L34 171H36V169H37ZM40 167V168H39ZM64 167H66V168H64ZM112 167V168H111ZM138 167H139V169H138ZM144 168V170H143V168ZM174 167H173V169H174ZM180 167H182L183 169H185V172H184V174L185 175H183V174H177V172L179 171V172H182L183 173V171L184 170H182ZM196 167V168H195ZM223 168V170H225L224 172H223V170H222V174H220V173H218V171L220 172V170H219V168ZM235 167H237V171L235 172V170H236V168ZM245 167V169H243ZM15 168V169H14ZM24 168H27V170H25ZM32 168V170L30 171V169ZM59 168H60V170L62 169V168H64V170H61V172L60 171H58L59 170ZM73 168V169H72ZM95 168V169H94ZM106 168H107V170H106ZM243 170H242V169ZM249 168V169H248ZM8 169V170H7ZM16 169H18V170H16ZM66 169V170H65ZM70 171H69V170ZM73 171H75V172H72V170ZM83 169V170H82ZM86 169V170H85ZM89 169H92L93 171H95L96 169V171H95V173H93V171H91L92 172V175H89ZM100 170V172H99V170ZM140 170V169H142L143 171H147V174L145 173L144 175L146 176V177H144L143 176V172L142 173H140V171H138V170ZM162 169V170H161ZM176 169H177V171H176ZM181 169V170H180ZM197 169L199 170L198 172H197ZM212 169H211V171H212ZM218 169V170H217ZM232 169V170H231ZM248 169V170H247ZM28 170L30 171V173L28 174ZM53 171V173H56L57 172V176H55V175H53V173H52V171ZM68 170V171H67ZM78 170V171H77ZM83 172H82V171ZM126 170H128V173H129V175H128V173L125 175V171ZM136 170H137V172H136ZM233 170H234V172H233ZM11 171V172H10ZM24 171H26L25 173H26V176L24 175ZM45 171V172H44ZM84 171H86V172H84ZM88 171V172H87ZM98 171V172H97ZM102 171V172H101ZM117 171H119V172H117ZM156 171V172H155ZM159 171H161L160 173H159ZM175 173H174V172ZM14 172V173H13ZM16 172V173H15ZM22 172H23V175H22ZM64 172V174L62 175V173ZM77 172V173H76ZM78 172H79V174H78ZM90 172V173H91ZM122 172V171H121ZM151 174H150V173ZM162 172H163V174H162ZM178 172V173H179ZM203 172H204V174H203ZM210 171H208V173H209ZM248 172H250L249 174H248ZM259 172H260V170H259ZM264 172V171H263ZM52 173V174H51ZM67 173V174H66ZM69 173V174H68ZM81 173V174H80ZM82 173H84V175L82 174ZM98 173H99V177L97 176L98 175ZM101 173H103L102 175H101ZM153 173V174H152ZM195 173H198V174H196V175H198V177L199 178H197V176L196 177H188V176H190V175H193L194 176V174ZM210 173H212V172H210ZM217 173V174H216ZM233 175H232V174ZM235 173V174H234ZM7 174H10V175H7ZM13 174V175H12ZM77 174V175H76ZM96 174V175H95ZM114 174V175H113ZM152 175V176H150V175ZM155 174V176H153ZM207 174V173H206ZM213 174V173H212ZM219 174V176H218V178H219V182H218V180L216 181V178H215V176L216 175H218ZM229 174V175H228ZM4 175H6V176H4ZM31 177V178H34V180H35V178H36V180H35V182L36 183H34V185H36V186H33L32 184V182H30V180H32L33 181V179H31V178H28L29 176ZM52 175V176H51ZM60 175H62V177L60 176ZM88 175V176H87ZM164 175H166V177L164 176ZM177 176V177H174V176ZM179 175H183L182 177H180ZM200 175V176H199ZM204 175V176H203ZM208 174H207V176L206 177H208L209 176ZM220 175H223V176H221L220 177ZM228 175V176H227ZM264 175V174H263ZM10 176V177H9ZM12 176V177H11ZM15 176V177H14ZM16 176H17V178H16ZM19 176V177H18ZM43 176V175H42ZM102 176V177H101ZM149 177V179H147L148 177ZM163 176L165 177V178H163ZM187 176V177H186ZM202 176L205 178V180H204V178L202 179ZM236 176V177H235ZM22 177V178H21ZM24 177H26V178H24ZM55 177H57V178H55ZM60 177L63 179L62 181H61V179H60ZM64 177V178H63ZM115 177V178H114ZM134 179H133V178ZM140 177H143V178H141L140 179ZM154 177V178H153ZM158 177L160 178L159 180H161V179H165V180H167V181H165V182H167L166 183V185H164L165 184V182L164 183H162L161 181H163V180H161V181H158L157 179H158ZM162 177V178H161ZM188 178V180H190L191 178H193V179H195V178H197V179H202V181H205L206 183H202V185H201V183L199 182L200 180H198L197 181V179H195L197 182H194L193 181V179H191L190 180V182L188 183V180L187 179H185V180H187V181H185L184 180V178ZM215 179H214V178ZM217 177V176H216ZM229 177H234L235 179L234 180H232V178L230 179ZM250 177V178H249ZM252 177V178H251ZM16 180H15V179ZM24 178V179H23ZM106 178V180H104ZM133 180H132V179ZM151 178H152V180H151ZM168 178V179H167ZM175 178V179H174ZM179 178H182V181H180L179 182ZM230 179V181H228V180H223V179ZM10 179H11V182H10ZM24 180L23 182L25 183V184H27V185H25L24 183H21L22 181L21 180ZM30 179V180H29ZM104 181H103V180ZM157 181H156V180ZM172 179H174V180H176V182H171V181H174V180H172ZM206 179H207V181H206ZM58 180H60V181H58ZM102 180V181H101ZM125 180V181H126ZM130 180V181H129ZM134 180H138L137 181V183H135L134 182ZM181 180V179H180ZM251 180V181H250ZM21 181V182H20ZM48 181H50V182H48ZM53 181L54 182H61L60 184L59 183H56V186H55V188H54V184H53ZM124 181V182H125ZM154 181H156V182H154ZM191 181H193L194 183H196L197 184V186H199V185H201L202 187H201V189L203 188V184H207L208 185V189L207 190H209V188H211L210 190H214V188H212V187H214V181L215 182H217L218 183V187L217 186H215V192L213 191H204V192H202L203 190H204V188L202 189V191H201V189H195L196 187H193L192 186V183H191ZM222 181H223V183H222ZM38 182V183H37ZM47 182H48V184H47ZM117 182V181H116ZM153 182V183H152ZM170 182V184L168 185V183ZM187 182V183H186ZM199 182V183H198ZM242 184V185H240V183ZM12 183V184H11ZM29 183H32V184H30V187L32 186L33 187V189L32 188H30L29 187ZM52 183V184H51ZM62 183H63V185H62ZM89 183V184H88ZM108 183V182H107ZM111 183H113V181L111 182ZM120 183V184H121ZM185 183H186V185H187V187H189V184H191V186L190 187H193V188H191V189H189V190H187L186 192H185V190L186 189H184L185 188ZM217 183H215V185L217 184ZM11 184V185H10ZM57 184H59V186H58V188L60 187H62V189H63V187H64V190L62 191V189L60 190V188L58 189L57 188V190H56V187H57ZM100 184V185H99ZM150 184L152 185V188L150 187ZM160 184H162L163 186L161 187V185ZM175 184H176V186H175ZM184 184V186H182ZM250 184V185H249ZM8 185H10V186H8ZM17 186V188L20 190V191H22V192H26L27 193V191H28V189H27V187L28 188H30V189H32L34 192H33V194H35L36 196H35V198H34V204L33 203H30V202H33V200L31 201V199H30V202H28L29 200H27V201H24V203H23V201H21V199L23 200V197H21V196H24V193H22L23 195H21V193H20V191L19 192H17V189L15 188L16 186ZM25 185V186H24ZM43 186V187H41V186ZM51 185V186H50ZM65 185H67V186H65ZM101 185H103V190H102V188H101ZM126 185V186H125ZM154 185H156L155 187H153ZM206 185V186H207ZM210 185L212 186V187H210ZM225 185L223 186V190H222V192L224 191V189L225 190H227V189H229L230 188V185H228V186H226L225 187ZM13 186H15V187H13ZM48 186H49V188H48ZM53 186V187H52ZM100 186V187H99ZM182 188H181V187ZM196 186V185H195ZM205 186V187H206ZM253 186V185H252ZM262 186H264V185H262ZM11 187H12V190H11ZM26 187V188H25ZM36 187V188H35ZM107 187V188H106ZM163 187H165V188H163ZM176 187V188H175ZM200 187V186H199ZM198 187V188H199ZM220 187V188H219ZM256 187V186H255ZM7 188V189H6ZM13 188H15V189H13ZM21 188H22V190H21ZM37 188H40L39 190H41V191H39ZM42 188V189H41ZM46 188H48L47 190H49V191H47V190H45ZM51 188H53V190L51 189ZM99 188V189H98ZM139 188V189H138ZM167 188V189H166ZM263 188V187H262ZM29 189V190H30ZM54 189H55V192H54ZM95 191H93V190ZM96 189L97 190H100L101 192H99V191H96ZM131 190V192H129L130 190ZM137 189V190H136ZM140 189H142L141 191H140ZM152 189H156V190H152ZM158 189H160L159 191H157ZM163 189V190H162ZM175 189V190H174ZM188 189V188H187ZM220 189V190H219ZM258 189V190H257ZM14 190L16 191V193H17V196H15L16 195V193L14 192ZM27 190V191H26ZM51 190V191H50ZM136 191V193H135V191ZM165 190V191H164ZM172 190V191H171ZM173 190L175 191V192H173ZM181 190V191H180ZM184 192H183V191ZM191 190V191H190ZM192 190H194V192H192ZM196 190V191H195ZM245 190V191H244ZM253 190H254V192H253ZM256 190H257V192L258 191H260L262 194H260V196L259 197H261V198H257L256 199V196H257V193H256ZM14 192V194H12L13 192ZM39 191V192H38ZM58 191H59V193H58ZM87 193H86V192ZM149 191H151L152 193H149ZM154 191V192H153ZM168 191L170 192V193H168ZM237 191V192H238ZM11 192V193H10ZM38 192V193H37ZM53 192V193H52ZM60 192H63L64 193V195H65V192H66V194H68L67 195V197H66V195L64 196L65 197V199H67V200H65L64 198H62V197H60V198H62V199H64V201H68L69 199L71 200V201H69V203L68 202H66L65 204L66 205H63L62 206V202L63 201H61V203H58L59 201H60V198L58 197V195H60L61 193ZM97 192V193H96ZM137 192H140V193H137ZM149 193L148 194V196L147 195H145L146 193ZM156 192V193H155ZM171 192H173V193H171ZM178 192V193H177ZM200 192H202V193H200ZM205 192H206V195H205ZM219 192H220V194H219ZM245 192V194H246V192H247V195L249 196V197H251V198H254L253 200H255V201H252L251 200V198L250 199H248V196L247 195H245V194H242V193H244ZM31 193H32V191L31 192H28L27 194H29V196H31ZM46 193V194H45ZM58 193V194H57ZM62 193V194H63ZM69 193L71 194V195H69ZM103 193V194H102ZM110 194V196L111 197H109L108 195ZM135 193V194H134ZM145 193V194H144ZM157 193H162V194H160V195H163V196H159L160 198H158V197H156V196H158L159 194H157ZM204 193V194H203ZM256 195H255V194ZM2 194L4 195V196H2ZM11 194V195H10ZM43 196H42V195ZM54 194V195H53ZM55 194H57V195H55ZM96 194V195H95ZM109 197H107L106 195ZM119 194V195H118ZM120 194L121 193H117V195L118 196H120ZM131 194V195H130ZM140 194V195H139ZM200 194V195H199ZM202 194V195H201ZM254 194V195H253ZM13 195H14V197H13ZM19 195H21L20 197L21 198H19ZM26 195V194H25ZM39 195V196H38ZM95 197H94V196ZM104 195H105V197L106 198H108L109 200H111L110 202H111V205H109L108 206V204L110 203L109 202V200L108 199H106L107 201H108V204H107V202H106V200H104ZM114 195V196H115ZM156 195V196H155ZM169 195V196H168ZM262 195V196H261ZM45 196V197H44ZM55 196H57V198H59V201H57V198H55ZM79 196V197H78ZM99 196V197H98ZM139 196H144V197H146L147 199H145V201L143 200L144 199V197H143V199H140L139 198ZM165 196H166V198H165ZM192 196H193V198H195L194 200H193V198H192ZM220 196V197H219ZM242 196V197H241ZM2 197V198H1ZM25 197H28V195H26ZM38 197V198H37ZM48 197V198H47ZM68 197H69V199H68ZM76 197V198H75ZM77 197H78V199H80V197H81V200H83V201H81L80 203H77V204H80V205H75L76 204V201H74L75 199H77ZM92 199H90V198ZM169 197L170 198H172L171 200L169 199ZM174 197V198H173ZM182 197V198H181ZM185 197H186V199H185ZM215 197V198H214ZM244 197H245V201H244ZM258 197V196H257ZM6 198V199H5ZM31 198H33V196H31ZM42 198V199H41ZM46 198V199H45ZM51 198V199H50ZM55 198V199H54ZM73 198H74V200H73ZM99 198V199H98ZM163 198V199H162ZM181 198V199H180ZM202 198H203V200H202ZM211 198V199H210ZM9 199V200H8ZM14 199V200H13ZM40 200V202H39V200ZM77 199V200H78ZM88 199H89V202H87V203H90V204H95V205H93L94 207L96 206V205H99L100 207H103V208H100L101 209V211H100V209H99V212H98V209L97 210H95V208H93V206H92V208L90 207L91 205H88L89 207L88 208H91V213H90V210H86V209H88V208H86L87 207V205L85 204L86 203V201H88ZM101 199V200H100ZM120 199V198H119ZM152 199H154V201L152 202L151 200ZM241 199H242V201H241ZM247 199V200H246ZM3 200H4V206H6V207H3ZM6 200V201H5ZM8 200V201H7ZM20 200V202L18 203V201ZM36 200H38L37 201V203L35 202ZM41 200H43V203H45L44 205H43V203H42V201ZM73 200V201H72ZM86 200V201H85ZM99 200V203L97 202ZM139 200H141V202H139ZM156 200H158L157 202H156ZM170 200V201H169ZM222 199H220L219 201L220 202H222L221 201ZM256 200H258L257 202H256ZM260 200V201H261ZM14 201H15V203H14ZM52 201H54L55 202V204H51V202ZM56 201H57V203L58 204H61V207L58 205H56ZM79 201V200H78ZM85 201V202H84ZM90 201H92V202H90ZM96 201V202H95ZM124 201H126L125 202V204H124ZM144 201V202H143ZM161 201H163V203L161 202ZM176 201V200H175ZM180 201V202H179ZM238 201H240L239 203H238ZM249 201V202H248ZM5 202H7V203H9L10 202V204H7V203H5ZM22 202V203H21ZM26 202H28V203H30V204H32V209H33V207L34 206H37L38 208H36V207H34L35 209H33V210H36L35 211V213H33V212H30L29 210H30V208L28 207L29 206V204H27V206L25 205L26 204ZM75 204H74V203ZM82 202H84V203H82ZM102 202V203H101ZM105 202V203H104ZM146 202H147V204H146ZM169 204V203H171V204H169V206L166 204ZM191 202H188V205H189V203L191 204ZM224 202V201H223ZM263 203H264V201H262ZM261 202V203H262ZM39 203V204H38ZM49 204V205H51V207H52V209L51 210H49V211H52V213L50 212V214L52 215V217H49V215H46V213H48L49 211H47V210H45V208H47V209H49V208H51V207H49L48 205H46V204ZM154 203H155V205H154ZM174 203V207H175V202H173ZM183 203H185V204H183ZM219 203V202H218ZM258 203H260V202H258ZM12 204V205H11ZM14 204V205H13ZM18 204H19V206H18ZM23 204V205H22ZM73 204V205H72ZM86 206H84V205ZM102 204V205H101ZM105 204H107V205H105ZM112 204H114V205H112ZM124 204V205H123ZM138 204H140V205H138ZM183 204V205H182ZM222 204V203H221ZM237 204V205H236ZM9 207H8V206ZM24 205H25V207L28 209V212H29V214H30V216H32V217H30L31 219L30 220H28L29 219V217H28V212H27V209L26 208H24ZM39 205V206H38ZM40 205H42V208L40 207ZM56 205V206H55ZM68 205V206H67ZM75 205V207L77 208L78 207V210H75L76 208H74L73 206ZM83 205V206H82ZM144 205H147V207L145 206V210L147 209V210H149V211H144V214H145V212L147 213L146 215H141V214H143L142 212V210H144V209H141L142 207H144ZM196 205H198V206H196ZM217 205V204H216ZM15 206V207H14ZM21 206H22V208H21ZM47 206V207H46ZM65 206V208H63ZM72 208H71V207ZM98 206V207H99ZM141 206V207H140ZM190 206V205H189ZM218 206H220V203H219V205ZM1 207H3L2 209H5V213H4V210H2L1 209ZM43 207H44V211H43V213H42V209H43ZM57 207L60 209L61 208V210L63 211V209H65L66 210V208L68 209V213H67V215L64 217V215L63 214H60V213H62V211H60L59 209V211L57 210ZM69 207V208H68ZM83 207V208H82ZM160 208V210H161V213L159 212L158 214L161 216V219L163 218L162 216H166V214H168L167 212H169V214H171L170 213V211H172V210H170V209H168L167 211H166V209L164 210L163 208ZM18 208V209H17ZM21 208V209H20ZM40 208V209H39ZM54 208V209H53ZM74 208V209H73ZM80 208H81V210H80ZM117 209V211H115L114 209ZM139 208L141 209V214H140V212L138 211L139 210ZM179 208V209H180ZM9 209V210H8ZM20 209V210H19ZM23 209H24V211H23ZM72 209V210H71ZM87 211V212H89V213H87L85 210ZM107 210V211H105V210ZM175 209H177V208H175ZM178 209V210H179ZM192 209V208H191ZM190 209V210H191ZM25 210H26V216L28 217V219H27V217H24L23 218V216H25V214H24V212H25ZM39 212H38V211ZM73 210H74V212H77V214H78V216H76V214H74L73 213ZM110 210L112 211V212H110ZM115 212H114V211ZM154 210V209H153ZM163 210V211H162ZM170 210V211H169ZM20 211H22V213H23V215H22V213L20 214ZM32 211V210H31ZM46 211V212H45ZM57 211V212H56ZM194 211V212H195ZM3 212V213H2ZM12 212H14V213H12ZM56 212V213H55ZM59 212V214L60 215H63L62 216V220H65V219H71V217H72V219L71 220H74L75 218V220H74V222L76 223V224H74L75 225V228H77V229H75L74 227H72L71 225V221H70V219H69V221H67V220H65V221H60V219L59 218H57V217H60L61 218V216L59 215V216H57V213ZM66 212V211H65ZM92 212L94 213V216L92 215ZM156 212V211H155ZM188 212V211H187ZM31 213H32V215H31ZM41 213V214H40ZM54 213L56 214V216L54 215ZM73 215H72V214ZM96 213H98V214H101V216H100V220L99 219H95L97 216H95L96 215ZM175 213H176V211H175ZM178 213V212H177ZM182 213V214H183ZM189 213H192L191 211L189 212ZM15 214V215H14ZM45 216H47V217H44V219L46 218V219H48L49 220V222L48 221H46L45 220V222H47L46 224L42 221V219H43V215ZM90 216H89V215ZM165 214V215H164ZM182 214H179L178 216L180 217V216H182ZM183 214V215H184ZM196 214H197V212H196ZM196 214H194V215H196ZM22 215V216H21ZM50 215V216H51ZM154 215V219L152 218V217H150V218H152L154 221L155 220H157V219H155V213L153 214ZM173 215V214H172ZM177 215V214H176ZM175 215V216H176ZM4 216V217H3ZM8 216V217H7ZM10 216H12V217H10ZM17 216V217H16ZM39 216V217H38ZM73 216L75 217L74 219H73ZM81 216V217H80ZM89 217V220L90 219H93L94 217V219L92 220V221H96V220H99L100 222H98V224H97V227H94L95 225L93 224V222H92V224L94 225V226H89V224L90 225H92L91 224V222L87 219L88 217ZM140 216H141V218H140ZM160 216H158L157 215V217H159V219H160ZM168 216V215H167ZM166 216V217H167ZM196 216H200V215H196ZM195 216V217H196ZM14 217L16 218V220H18V219H20V220H18L20 223H18V221L15 223L13 220H15L14 219ZM19 217V218H18ZM21 217H22V219H21ZM38 217V218H37ZM41 217V218H40ZM54 217V218H53ZM55 217L57 218V223H56V221H53V219L54 220H56L55 219ZM63 217L65 218V219H63ZM66 217H68V218H66ZM78 217H80V218H78ZM83 217H85V218H83ZM166 217H164V218H166ZM173 217V216H172ZM220 217V216H219ZM218 217V218H219ZM13 218V219H12ZM41 220H40V219ZM50 218H51V221H50ZM82 218V220H83V222H85V224L84 223H82V220H80ZM98 218V217H97ZM163 218V219H164ZM171 218V217H170ZM174 218V217H173ZM178 218V217H177ZM185 218V219H186ZM197 218H200V217H197ZM9 219V220H8ZM37 219H39V222H41V224L39 223V222H36V220ZM43 219V220H44ZM86 221H85V220ZM148 219V218H147ZM159 219H158V221H156L157 223L159 222ZM162 219V220H163ZM167 219V221L170 223V221H171V223H172V220H170L169 219V217H167L166 218ZM165 219V220H166ZM169 219V220H168ZM172 219V218H171ZM181 219H182V217H181ZM181 219H179V220H181ZM8 222H7V221ZM11 220V221H10ZM15 220V221H16ZM31 220H33L32 222H31ZM78 220V221H77ZM81 222H80V221ZM103 220V221H102ZM104 220L106 221L105 223H104ZM152 220V221H153ZM161 220V221H162ZM178 220V221H179ZM206 220V221H205ZM10 221V222H9ZM12 221H13V223H15V224H13L12 223ZM38 221V220H37ZM89 221V222H88ZM144 221V222H145ZM160 221V222H161ZM164 221V220H163ZM181 221H184V220H181ZM212 221H214L213 219H212ZM211 221V222H212ZM31 222V223H30ZM34 222H36V223H39V225L38 226H36V228H37V231L35 230L36 228H35V225H37V224H34ZM52 222H54V224L56 223V229H55V226L53 225V224H51ZM58 222H59V224H58ZM64 222H66V223H64ZM73 221H72V223H74ZM79 222V223H78ZM97 222V221H96ZM101 222H103V223H101ZM107 222H108V224H109V226H108V224H107ZM140 222V223H139ZM188 222H189V225H188ZM9 223V224H8ZM10 223H12V224H10ZM18 223V224H17ZM86 223L88 224V226L86 225ZM101 223V224H100ZM139 223V224H138ZM141 223L142 224H144V226L142 225L141 226ZM156 223V225H158ZM163 223H165V222H162V227H163ZM17 224V225H16ZM43 224V225H42ZM66 224V225H65ZM69 224H71V225H69ZM84 224V227H86V229H84L83 228V226H81V225H83ZM103 224H105L104 226H102ZM112 224V225H111ZM166 224H168L167 222H166ZM181 224V223H180ZM198 224H200V225H198ZM11 225V226H10ZM13 225H15L16 227H13ZM34 225V226H33ZM44 225H46L45 227H44ZM49 225H52V226H54V227H51L50 229H49ZM57 225L59 226L60 225V227L63 225V226H65V227H63L62 226V228H65L64 230L62 229V228H58L57 227ZM77 225H80V227L81 228H79V226H77ZM86 225V226H85ZM98 225H100V227H98ZM107 225V226H106ZM111 225V226H110ZM140 225V226H139ZM160 225V224H159ZM160 225V226H161ZM169 225V224H168ZM178 225V224H177ZM188 227H187V226ZM195 225V226H194ZM6 226V227H5ZM10 226V227H9ZM48 226V227H47ZM68 226H69V228H68ZM106 226V227H105ZM165 226V225H164ZM191 226H194V228L193 227H191ZM200 226H201V228H200ZM7 229H5V228ZM46 227H47V230H46ZM67 227V228H66ZM88 227V228H87ZM89 227H90V229H89ZM93 227L94 228H96V230L95 229H93ZM104 227V228H103ZM110 227V228H109ZM122 227H124V228H122ZM137 227V228H136ZM167 226H165V228H166ZM173 226H171V228H172ZM10 228V229H9ZM12 228V229H11ZM33 228H34V232L36 231V232H38L37 234L35 233L34 234V232L33 233H31L32 231H33ZM38 228H42V229H38ZM43 228H45V229H43ZM53 228L55 229V230H57V228H58V231H54L53 230ZM70 228H72L71 230H73V229H75L74 231H72L73 233H71V231H70ZM92 228V229H91ZM99 228V229H98ZM107 228H109V229H107ZM112 228V229H111ZM169 228V227H168ZM171 228L169 229L170 230V233H171ZM177 228H178V226H177ZM199 228H200V230H199ZM49 229V230H48ZM62 229V230H61ZM82 231H81V230ZM89 229V230H88ZM107 229V230H106ZM123 229H125L124 231H123ZM158 229H160L159 227H158ZM162 229V233H167V236L169 237V236H171V238H174V237H172V235H170V233H169V231H163V229L164 228H161ZM188 229H190L191 230V232H190V237H186V235L184 236V233L183 232H185V231H183V230H188ZM28 230V231H27ZM41 230V231H40ZM45 230H46V232H45ZM60 230H61V232H60ZM84 230V231H83ZM88 230V231H87ZM108 230L109 231H111V233H112V235L110 234V232H108ZM113 230V231H112ZM165 230V229H164ZM194 230V231H193ZM200 232H199V231ZM25 231H26V233L30 236V237H32V238H30L29 236H27V235H25ZM31 231V232H30ZM65 231H68V233L67 232H65ZM93 231V232H92ZM95 231V232H94ZM104 231V232H103ZM139 231V232H138ZM157 231V230H156ZM189 231V230H188ZM196 231H197V233H196ZM204 231V230H203ZM39 232H40V234H39ZM44 232V233H43ZM49 232H51L52 234H50ZM55 232H57V233H55ZM65 233V236H64V234H62V233ZM70 232V233H69ZM83 232H85L84 234H83ZM88 232V236L86 235V233ZM100 232H103L102 234L103 235H99V233ZM107 232V233H106ZM119 232V233H118ZM187 232V231H186ZM185 232V234H187ZM193 232V233H192ZM29 233H31V234H29ZM41 233L44 235L43 236V238H45L46 240H48V241H46L45 239L43 240V238H42V235H41ZM79 233H82L85 237H87V238H85L83 235H80ZM106 233V234H105ZM111 235H109V234ZM157 233H159V231L157 232ZM157 233H156V235H157ZM180 233H182L183 234V236H181V234ZM189 233V232H188ZM200 233H201V235H200ZM67 234H69V235H67ZM76 234V235H75ZM78 234L80 235V237L83 239V237H84V239H86V240H84V242L82 241V243H80L79 244V242L78 243H76L77 242V240L76 239H73L74 238V235L76 236L75 238H77L78 237ZM95 234H98L97 236V238H96V236L94 235V237L92 238V236ZM105 234V235H104ZM107 234L109 235L108 237H107ZM137 234H138V236H137ZM161 234V233H160ZM169 234V235H168ZM193 234V235H192ZM200 235V237H198L197 235ZM204 234V233H203ZM35 236V235H37V236H39V235H41L40 237H37L38 239L39 238H41L42 239V241H43V244H42V241H40V239L38 240H36L35 241V239H36V236L33 238V236ZM73 235V237H71ZM165 235V234H164ZM8 236V237H7ZM26 236V240H27V242H26V240H25V237ZM45 236H47L48 237V239H47V237H45ZM52 238H51V237ZM58 236V238L56 239L55 237H57ZM62 238H61V237ZM83 236V237H82ZM124 236V237H123ZM167 236H163V239H165ZM180 236H181V238H180ZM187 236H188V234H187ZM194 236V237H193ZM209 236V237H208ZM10 237V238H9ZM59 237L61 238V239H63L62 240V242H60V243H62V244H60L59 243V241H61L60 239H59ZM90 237H91V239H90ZM110 237H111V239H110ZM112 237H113V239H112ZM121 237H123V239H125V240H127V241H122V238ZM126 237H127V239H126ZM158 237V236H157ZM161 237V236H160ZM165 237V238H164ZM182 237H184L185 239L183 240V238ZM70 238V239H69ZM79 238V237H78ZM80 238V239H81ZM106 238V239H105ZM137 238V239H136ZM197 238H198V241H199V239H200V241H199V243L197 242ZM7 240V242H6V240ZM24 239V240H23ZM33 239V240H32ZM51 239H53V240H51ZM59 239V240H58ZM88 239V240H87ZM93 239V240H92ZM130 239V240H129ZM131 239H132V241H131ZM143 239H144V237H143ZM161 239V241H164L162 238H160ZM159 239V240H160ZM182 239V240H181ZM31 240H32V242H33V245L31 244ZM50 240V241H49ZM66 240V241H65ZM69 240V241H68ZM76 240V241H75ZM98 240H99V244H97V242H98ZM158 239H157V241H159ZM166 240V239H165ZM177 240V241H176ZM10 241V242H9ZM11 241L12 242H14L13 244L11 243ZM40 241V242H39ZM47 242V245H46V243L45 242ZM58 241V242H57ZM79 241H81V240H79ZM87 241H88V244H87ZM91 241V242H90ZM95 241V242H94ZM103 242V245L101 246L100 245V242ZM107 241V242H106ZM109 241V242H108ZM111 241H113V244L112 245H110L112 242ZM116 241V242H115ZM181 241H185V243L184 242H182V244L180 243ZM193 241V242H192ZM25 242V243H24ZM35 242H37V243H35ZM38 242L39 243H41L40 245L41 246H39L38 245ZM66 242V243H65ZM70 242V243H69ZM71 242H73V244L75 243L76 245L78 244V246L80 245V247H81V249H80V247H78V249L77 248H75V246H74V248H73V250L72 249H70L71 248V245H72V243ZM101 242V243H102ZM141 242H143V243H141ZM160 242V241H159ZM5 243V244H4ZM9 243V244H8ZM16 243V244H15ZM29 245H28V244ZM35 243V244H34ZM45 243V244H44ZM50 243V246H51V243H57V244H55L56 246H54V244H52V248H50V246H48V244ZM59 243V244H58ZM68 243V244H67ZM104 243H105V245H104ZM110 243V244H109ZM141 243V244H140ZM166 243V244H165ZM190 243H193V244H190ZM197 243V244H196ZM17 244H19V245H17ZM37 244V245H36ZM87 244V245H86ZM110 246H109V245ZM132 244V245H131ZM146 244V243H145ZM160 244V243H159ZM180 244V245H179ZM6 245H8L7 247H9V249H7V247H6ZM10 245V246H9ZM25 245V246H24ZM28 245V247H26ZM32 245V247H30ZM35 245V246H34ZM43 245V246H42ZM61 245V246H60ZM69 245H70V247H69ZM123 245H125L124 247H123ZM129 245H131V246H129ZM150 246H151V243L149 244ZM194 245V246H193ZM196 245V246H195ZM4 246V247H3ZM23 246V247H22ZM34 246V247H33ZM95 246H99V247H95ZM103 246H104V248H103ZM111 246H113V247H111ZM149 246V247H150ZM159 246V245H158ZM191 246H193V247H191ZM12 247H14V251H15V255H17L18 254V257L16 256L15 257V255H14V252H13V249H10V248H12ZM19 247V248H18ZM44 247H45V249H44ZM56 249H55V248ZM60 247H61V249H60ZM102 247V248H101ZM110 247V248H109ZM123 247V248H122ZM148 247V248H149ZM153 247H155V246H153ZM156 247H157V245H156ZM160 247V246H159ZM5 248V250H3ZM18 250H16V249ZM25 248V251L23 250ZM28 248L30 249V250H28ZM49 249V253L48 252H46L45 253V251L44 250H47V249ZM66 250H65V249ZM100 248L101 249H103V251H104V249L105 250H108V252H103V251H101L100 250ZM107 248V249H106ZM111 250V251H109V249ZM190 248H191V251H190ZM28 251H27V250ZM51 249V250H50ZM75 249H76V251H75ZM85 249L87 250V251H85ZM112 249L113 250H115V251H112ZM143 249H145V250H147V252H145V254L147 255V256H149V257H151L152 258V256H154L153 257V260L152 259H141V255H142V253L141 252H143ZM154 249V248H153ZM37 250V251H36ZM54 250V251H53ZM61 251L60 253H59V251ZM79 252H78V251ZM118 250H119V253H120V255H119V253L117 254V253H115L116 251L118 252ZM152 250V249H151ZM170 250H171V252H170ZM10 251V252H9ZM34 251V252H33ZM64 251V252H63ZM158 251V252H157ZM160 251V252H159ZM18 252V253H17ZM25 252H27V254L25 253ZM29 252V253H28ZM37 252V253H36ZM67 252V253H66ZM70 252H71V254H70ZM76 252V253H75ZM161 252H163V253H161ZM10 253V254H9ZM25 253V254H24ZM35 253V254H34ZM42 253V254H41ZM58 253H59V256H58ZM63 253V254H62ZM69 253V254H68ZM112 253V254H111ZM123 254V256H122V254ZM3 254H4V256L5 257H7V258H5L4 256H3ZM7 254V255H6ZM12 254L14 255V258H12L13 256H12ZM33 254V255H32ZM53 254H54V256L56 255V257H55V260H52L51 258H49L50 256L53 258ZM79 254H80V256H79ZM86 254V256H84ZM111 254V255H110ZM113 254H114V256L115 257H112L113 256ZM161 254H162V256H164V258H162V256H161ZM170 254V255H169ZM186 254V255H185ZM26 255V256H25ZM36 255V256H35ZM39 255V256H38ZM43 255V256H42ZM68 255V256H67ZM109 255H110V257H109ZM145 255V256H146ZM42 256V257H41ZM61 256H63V257H61ZM65 256H67V257H65ZM72 256V257H71ZM79 256V257H78ZM103 256V257H102ZM121 256V258H119ZM143 256H144V254H143ZM142 257V258H146V257ZM186 256V257H185ZM2 257H4L3 259H4V261H3V259L1 260V258ZM24 257V258H23ZM84 257H86V258H84ZM112 257V258H111ZM118 257V258H117ZM148 257V258H149ZM185 257V258H184ZM15 258H16V260H15ZM40 258V259H39ZM103 258V259H102ZM115 258H116V260H115ZM124 258V259H123ZM155 258V259H154ZM166 258V259H165ZM14 259V260H13ZM43 260L44 261V263H43V261H40V260ZM46 259V260H45ZM51 259V260H50ZM54 259V258H53ZM67 259V260H66ZM82 259V260H81ZM157 259V260H156ZM160 259V260H159ZM5 260H7V261H5ZM12 262H11V261ZM28 260V261H27ZM32 260V261H31ZM47 260H49V261H47ZM115 260V261H114ZM122 260V261H121ZM146 260H147V262H146ZM149 260V261H148ZM181 260V261H180ZM17 261V262H16ZM37 261H38V263H37ZM62 261H63V263H62ZM75 261H77V262H75ZM114 261V262H113ZM118 261V262H117ZM161 261V262H160ZM42 262V263H41ZM53 262V263H52ZM55 262V263H54ZM106 262H105V264H106ZM142 262V263H141ZM174 262V263H173Z\"/></svg>", "mask_w": 264, "mask_h": 264}, {"label": "bare ground", "instance_id": "2", "mask_svg": "<svg viewBox=\"0 0 264 264\" xmlns=\"http://www.w3.org/2000/svg\"><path fill=\"white\" fill-rule=\"evenodd\" d=\"M8 1H9V0H8ZM45 1H46V0H45ZM52 1H55V0H52ZM76 1H77V3L79 4L78 0H76ZM80 1H81V0H80ZM88 1H89V0H88ZM90 1H91V0H90ZM120 1H121V0H120ZM129 1H130V2L132 1V2H133L134 0H129ZM141 1H142V0H140V2H141ZM143 1H144V3L141 2V4H139L140 7H141V5L145 4L146 2H147L146 4H149L150 6H152L153 4H150V3H152V2L154 3L155 0H154V1H153V0L151 1V0H150L151 2L148 0L150 3H149L147 0H143ZM157 1L159 2V5H160V1H161V0H157ZM171 1H173V3H172ZM176 1H178V3H177ZM180 1H181V4H182V0H180ZM194 1H195V0H194ZM196 1L198 2V5H199L200 7H197V6L195 7V6H194V5H196L197 2H196V3L194 2V3H193L194 5L192 4V6H190L191 4L189 3L188 0H187V1L183 0V2H186V3H187L186 8H184V7H181L183 4L180 5L179 0H169V1L167 0V2L169 3L167 8H168L169 10L172 8V6H174V4H176V6H175L176 12L174 13L176 16H173L174 18H173V17H170V16L173 15L172 12L175 10L174 8H172V9H174V10L171 9V11H170V12L172 13V15L167 14V13H169V11H168V9H167V12H166V10H165V13H164V12H163V13H164V15H166V16L169 15L170 19H172V20H167V19H168V18H167V19H164L165 21L163 20V17H165V16H163V14L159 13L158 7L156 6V4L154 5V6H155V7H154V8H155L154 10H156V7H157V10H158V11H155L154 13L158 12V17H159V18H162V19H160V20H163V22H164V23H162L161 21H157V23L159 24V22H161V23H162L161 27L163 26V27H162L163 30H165V31L168 30V31H167L168 33L171 32V33L169 34V36L171 37L170 39H169V37H168L167 39H166V37H164V38L161 37L164 41H166V42H167L168 40L170 41L171 39L174 38V36L176 37V39H178L179 36L181 35L180 40H179L180 43L184 42V44H185L186 46H189L188 48H191V49H192V48H196L195 45H194V44H196L195 41H197V44H198L199 42L202 43V41H201V40H202V36H201L200 34H202L203 32L205 33L207 30H204L203 28L208 27V28H211V32L208 30V32H206L205 34L208 35V34L212 33V36H211V34H210V35H208L209 37H206L207 39H206V41H205V44H206V43H207V44H206V46H204V47H206V48H205V51L208 49L209 53L211 54V52H213V54H211V55H214L215 57H216L217 54H218V56L216 57L218 60H219V59L222 60V55L224 54V53L222 54V52L224 51V52H225V55H224V56H227V55L229 56V55H230L231 58L234 57V56H235L236 58L238 57V58H239L238 64L240 65V63H243L242 59H241V62H240V55H244V57H245V56L250 55V54L253 55L254 52H255L254 54H256V51H257V50H258V52L262 50V49H261V50L259 49V48H260V45H259V44L261 43V41H260L261 39H263V44H264V0H247L245 4H242V1H243V3L245 2L244 0H242V1H240V2H239L238 0H237V2H236V0H235V1L232 0V2H233V1L235 2V3L231 4V6L233 7V9H231L230 7H228V5H230V4H226V5H227V9L230 8V11H231L230 14L227 15V17H226V14L229 13L228 10H225V9H224L223 11L221 10L223 4H222L221 7H220L221 9L218 8L220 5H219L218 7L215 8V9L218 8V11H215V14H214V11H213V10H209L208 7L205 8V9L208 10V11H206V10L203 11L204 7L208 5V4L205 3V4H204L205 6H204V5L201 6V4H202L204 1H203V2H201L202 0H196ZM199 1H200L201 3H200ZM210 1H211V3H209V0H208L209 5H211V8H210V6H209V8L212 9V8L214 7V4L212 5V0H210ZM220 1H222V0H220ZM224 1H225V0H224ZM227 1H228V0H227ZM227 1H225L224 3H226ZM10 2H11V1H10ZM14 2H15V0H14ZM16 2H17V1H16ZM42 2H43V0H42ZM67 2H68V1H67ZM106 2H107V1H106ZM125 2H126V0H125ZM134 2L136 3V1H134ZM205 2H207V0H206ZM213 2H214L215 5L217 6V1L215 2V0H214ZM218 2H219V1H218ZM238 2H239V3H238ZM8 3H9V2H8ZM19 3H20V4H23V2H22V3H21V2H17V5H20ZM32 3H34V2H32ZM36 3H37V2H36ZM36 3H35V7H36ZM39 3H40V2H38V4H39ZM69 3H70V1H69ZM71 3H72L73 5H75V4L73 3V1H72ZM86 3H88V2H86ZM90 3H91V2H90ZM122 3L124 4V0H122ZM163 3L166 4V2H163ZM170 3H171V4H170ZM188 3H189V4H188ZM222 3H223V2H222ZM229 3H230V2H229ZM13 4H14V3H13ZM25 4L28 5L27 2H26ZM41 4H42V3H41ZM41 4H40V5H41ZM46 4H47V3H46ZM55 4H57V3H55ZM55 4H54V5H55ZM107 4H108V3H107ZM107 4L104 3L105 6H107ZM116 4H118V3H115L114 6H115ZM127 4H128V3H127ZM146 4H145V5H146ZM157 4H158V3H157ZM161 4H162V3H161ZM172 4H173V5H172ZM177 4H179V5H177ZM218 4H220V2H219ZM234 4H235V5H234ZM4 5H5V4H4ZM4 5H3V6H4ZM26 5H25L24 7H20V8H25ZM40 5H39V6H40ZM42 5L45 6V5H44V2H43ZM58 5H59V4H58ZM64 5H65V4H64ZM85 5H86V4H85ZM109 5L111 6L112 4H111V3L108 4L107 7H109ZM136 5H138V3H136ZM159 5H158V6H159ZM170 5H172V6H170ZM184 5H185V3H184ZM0 6H1V5H0ZM10 6H11V5H10ZM13 6H14V5H13ZM15 6H16V4H15ZM31 6H32V5H31ZM31 6H30V4H29V7H27V8H28V9H32L33 7H31ZM71 6H72V5H71ZM79 6H80V4H79ZM117 6H119V5H117ZM117 6L114 7V8H115V9H114L115 11H117V9H119ZM162 6H163V5H162ZM164 6H165V5H164ZM177 6H180V7H179L180 9H179ZM189 6L192 7V8L195 7V8L198 9V11L196 12L197 15L199 14L198 16H201V13H200V12H203L204 17H205L206 14L208 15L209 11H213V12H211V14H209V17H208V18H207V17L204 18V17L202 16V17H203V21L205 20L206 22H205V21H204V22L207 23V24H208V21H207V20H209V23H210V22H211V19H210V18H212V17H213V18H212V21H214L215 19H217L216 21H214L215 23L219 20L216 24H215L214 22H211V23H212V24L210 23L211 26H214V27H215V25H217L218 28H219V25H222V24H220V23H223L224 21H225L224 23H226V22H228V23L231 22V23L228 24V28H227V23H226L225 25H223V26H220L219 29L221 30V27H223V28H222V29L224 30L223 32H222V30H221V32H220V31H217V30H219V29L217 28V26H216L215 28L213 27V29H216V28H217L215 31L212 30V27L209 26V25L206 26L207 24L204 25L203 21H202V23H201L203 26H202V25H201V26H198V25L200 24V22H199V24L197 25V19H195V17H196L197 15H195V17H194V16H192V15L190 14V13L193 12V11H191L192 9H191ZM212 6H213V7H212ZM45 7H46V6H45ZM45 7H44V9L46 10ZM66 7H67V6H66ZM88 7H89V6H88ZM93 7L96 8L95 4H94ZM123 7H124V6H123ZM129 7H130V6H128L127 8L129 9ZM136 7H137V6H136ZM142 7H143V6H142ZM146 7H147V6H145V8H146ZM202 7H203V9L200 11V9H201ZM2 8H3V7H2ZM2 8H1V9H2ZM9 8H13V7L11 6V7H9ZM16 8H18V7L16 6ZM37 8H38V7H37ZM37 8H35V9H37ZM42 8H43V7H42ZM62 8H63V7H62ZM69 8H70V7H69ZM77 8H78V7H77ZM79 8H80V7H79ZM90 8H91V5H90ZM98 8H99V7H98ZM116 8H117V9H116ZM137 8H138V7H137ZM147 8H148V7H147ZM149 8H150V7H149ZM177 8H178V9H177ZM188 8H190L191 10H190V9L187 10ZM195 8L193 9V10H194L193 15L195 14ZM199 8H200V9H199ZM224 8H225V6H224ZM1 9H0V11H1ZM25 9H26V8H25ZM38 9L41 10V8H38ZM44 9H43V10H44ZM72 9H74V8H72ZM102 9H105V10H106V8H104V7L102 8V7H101V10H100V8H99V9L96 8V11H98L99 14H104V13H105L106 16H109V15H110V17H108V19H107V17H105V15H103L102 17H101V16H98L99 14H97V12L94 11V9H93V11H92L91 14H92V15L97 14L98 17L95 16L97 19H96L95 17H92V20L95 19V20H97V21L99 22V20H100L101 18H103V22H102L101 24H104V22L107 23V22L109 21V22H108V23H109V24H108V27H109V26H110V22H111V21H110V20H111V14L108 15V13L110 12V11H109L110 8L107 9V10L109 11L108 13H107V10H106V12H104L105 10H103V12H104V13H103V12H102ZM135 9H136V8H135ZM185 9H186V10H185ZM215 9H214V10H215ZM14 10H15V8H14ZM16 10H17V9H16ZM19 10L21 11V13H20ZM19 10H18V11H19L18 14H22L23 10H21V9H19ZM43 10H42V12H43ZM48 10H49V8H48L46 11H48ZM58 10H59V9H58ZM58 10H57V11H58ZM66 10H67V8H66ZM130 10L133 12L134 9L132 10V9L130 8L129 11H130ZM140 10H142V9H140ZM162 10H163V9H162ZM177 10H179V11L177 12ZM184 10H185V13H184ZM219 10H220V11H219ZM9 11H10V10H9ZM28 11H29V10H28ZM59 11H60V10H59ZM69 11H71V10H69ZM72 11H73V10H72ZM72 11H71V12H72ZM111 11L113 12V10H111ZM182 11H183V12H182ZM187 11H188V13H187ZM189 11H191V12H189ZM199 11H200V12H199ZM224 11H225V13H224ZM226 11H227V12H226ZM2 12H3V11H2ZM7 12H8V11H7ZM26 12H27V11L24 12L25 15H26ZM49 12H51V10H50ZM83 12H85V11H83ZM112 12H111V13H112ZM119 12H120V10L117 11L118 16H120V14H121V13L119 14ZM127 12H128V11H127ZM127 12H126V13H127ZM132 12H130V13H132ZM139 12L142 13L141 11H139ZM148 12H149V11H148ZM161 12H162V11H161ZM204 12H206V14H205ZM216 12H218V13H216ZM232 12H233V13H232ZM8 13H10V12H8ZM47 13H48V12H47ZM47 13H46V14H47ZM52 13H53V12H52ZM85 13H86V12H85ZM93 13H94V14H93ZM106 13H107V14H106ZM114 13H115V12H113L112 15H114ZM151 13H152V12H149L148 14L150 15ZM171 13H170V14H171ZM176 13H178V14H176ZM182 13H183V14H182ZM221 13H224V14H222V17H223V15H224V16L226 17V19H227L229 16H233V17H234V16H237V17H239L240 19H242V20L240 21V22H241V25H243V26L247 29V31H246V29H243V28L241 27V28H242V31H243V30L245 31V32H242V33H246V35H244V34H243V35H242V34L240 35V34H239V39H240V37L242 36L241 38H242L246 43H247V42L249 43V46H247V47H250L251 43L254 42V44L251 45V47H252V46L254 47V51H251V50L248 49L247 47H245V48H247L246 51H245L244 47L242 46V44H244V42L241 44V42H239V40H238L237 38H235L236 35H234V33H232V32H233L232 30H234L233 28H235V26L237 27V23H238V21H239L240 19L234 17L236 20L238 19L237 22H236V20H234V19L232 18L233 21H235L234 23H233V21H231V20H232L231 18H230L231 20H230V19H227V21H226V20H225V17H223V19L221 20L220 17L218 16V14L221 16ZM41 14H42V13H41ZM58 14H63L62 16H66V15H64V14H65L64 12L62 13V11H61V13H58ZM58 14H57V15H58ZM88 14H90V13H88ZM122 14H124V12H123ZM127 14H128V13H127ZM132 14H133V13H132ZM132 14H131V15H132ZM135 14H137V13L135 12ZM203 14H202V15H203ZM213 14H214V15H213ZM231 14H232V15H231ZM234 14H235V15H234ZM14 15H15V13H14ZM14 15H13V16H14ZM25 15H24V16H25ZM27 15H29V14L27 13ZM37 15H38V13H37ZM57 15H56V16H57ZM67 15H68V14H67ZM77 15L82 16V13L80 12V14H79V12H78ZM137 15H138V14H137ZM156 15H157V13H156ZM180 15H181L182 17H181ZM187 15H188V17H189V15H190V17L188 18ZM210 15H212V17H211ZM215 15H216V17H214ZM0 16H1V13H0ZM20 16H21V15H20ZM29 16H30V15H29ZM32 16H33V15H32ZM32 16H31V17H32ZM49 16H50V15H49ZM53 16H54V14H53ZM70 16H71V15H70ZM75 16H76V15H75ZM160 16H161V17H160ZM162 16H163V17H162ZM183 16H184V17H183ZM191 16L194 17V20H195V21L192 19ZM15 17H18L17 13H16V16H15ZM21 17L23 18V16H21ZM26 17H27V16H26ZM31 17H30V18H31ZM34 17H35V16H34ZM58 17H59V16H58ZM68 17H69V16H68ZM82 17H83V16H82ZM89 17H91V16L89 15ZM100 17H101V18H100ZM116 17H117V15H116ZM130 17H131V16H130ZM138 17H139V16H138ZM175 17H178L179 19H178V18H175ZM180 17H181V18H180ZM217 17H218L219 19H218ZM37 18H38V17L36 16V19H37ZM48 18H49V17H48ZM59 18H61V17H59ZM83 18H84V17H83ZM93 18H94V19H93ZM98 18H99V19H98ZM105 18H106L108 21H107ZM109 18H110V20H109ZM123 18H124V17H123ZM127 18L129 19V17H127ZM127 18H126V19H127ZM131 18H133V15H132ZM183 18H184L185 21H184V20H180V19H183ZM186 18H187L188 20H187ZM190 18H191V19H190ZM198 18H199L200 20L202 19V18H200V17H198ZM206 18H207V20H206ZM1 19H4V17H2ZM1 19H0V20H1ZM12 19H15V18H12ZM19 19H21V18H19ZM24 19H25V18H24ZM28 19H29V18H28ZM28 19H27V20H28ZM41 19H42V18H41ZM54 19H57V18H54ZM64 19H65V17H64ZM76 19H78V18L76 17ZM76 19H75V20H76ZM80 19H81V18H80ZM104 19H105V21H104ZM112 19H113V16H112ZM116 19H119V18H116ZM121 19H122V18H121ZM126 19H125V20H126ZM154 19H155V16H154ZM173 19H174V20H173ZM189 19H190V21L193 20L194 23H196V26H197V29L195 28V27H196L195 25H194L195 27L193 26V28H195V29H193L194 31L192 30V33H189V32H191V31H189L188 29H190V27L192 26L193 21L190 23V25H189L190 27L187 25V26H188V29H187V30H185V31L183 30V29L185 28V26H186V25H184L185 22H186V24H187V22L189 23ZM199 19H198V20H199ZM47 20H51V19H47ZM66 20H67V18H66ZM119 20H120V19H119ZM123 20H124V19H123ZM130 20H131V19H130ZM134 20H136V18H135ZM151 20H152V19H151ZM156 20H157V19H156ZM176 20H177L178 22H177ZM179 20H180V21H179ZM186 20H187V21H186ZM220 20H221V22H220ZM228 20H229V21H228ZM24 21H25V20H24ZM71 21H72V20H70V17H69V22H70V24L72 25ZM76 21H77V20H76ZM106 21H107V22H106ZM112 21H113V20H112ZM115 21H116V20H115ZM144 21H145V20H144ZM166 21H167V24H166ZM182 21H184V22H182ZM2 22L5 23L4 21H0V23H2ZM6 22H7V21H6ZM21 22H22V21H20V23H21ZM33 22H34V21H33ZM47 22H48V21H47ZM49 22H50V21H49ZM56 22H58V20H57ZM60 22H62V20L59 21V23H60ZM66 22H67V21H66ZM113 22H114V21H113ZM117 22H118V21H117ZM121 22H122V20H121ZM121 22H119V23H121ZM130 22H131V21H130ZM130 22H129V24H130ZM150 22H151V21H150ZM153 22H154V21H153ZM168 22H169V23H168ZM172 22H173V23H172ZM174 22H176V25L179 24L178 26H180V27L176 26L177 29H179V30H177V29L175 28V26L173 25V24H175ZM179 22H180V23H179ZM181 22L184 23V24H183L184 27L181 25V24H182ZM219 22H220V23H219ZM9 23H11V22L9 21ZM12 23H13V22H12ZM17 23H19L18 20H17ZM81 23H82V22H81ZM94 23H95V22H94ZM99 23H100V22H99ZM142 23H143V22H142ZM151 23H152V22H151ZM170 23H172V25H171ZM213 23H214V24H213ZM218 23H219V24H218ZM232 23L235 24V25H232ZM242 23H243V24H242ZM7 24H8V23H7ZM7 24H6V25H7ZM15 24H16V23H15ZM22 24H23V23H22ZM55 24H56V23H55ZM78 24H79V23H78ZM78 24H76V25H78ZM97 24H98V23H97ZM116 24H117V23H116ZM164 24H165L166 26H165ZM230 24H231L232 26H234V27H232ZM244 24H245V25H244ZM6 25H5V27H6ZM24 25H25V24H24ZM38 25H40V24H38ZM58 25H59V24H58ZM61 25H62V24H61ZM66 25H68V24H66ZM71 25H70V27L72 28ZM83 25H84V24H83ZM105 25H106V24H104V27L107 28V25H106V26H105ZM168 25L170 26L169 28H170L171 30H175V31L173 32V31H171L169 28H167V30H166V27H167ZM229 25H230L231 27H230ZM9 26H11V25H9ZM20 26H21V24H20ZM43 26H44V24H43ZM43 26H40V27L42 28ZM45 26H46V23H45ZM45 26H44V27H45ZM48 26H49V25H48ZM48 26H47V27H48ZM62 26L65 27V25H62ZM74 26H75V25H74ZM79 26H81V25H79ZM187 26H186V27H187ZM204 26H205V27H204ZM12 27H13V26H12ZM15 27H16V25H15ZM17 27H18V26H17ZM21 27H23V26H21ZM25 27H26V26H25ZM25 27H24V28H25ZM27 27H28V26H27ZM47 27H46V28H47ZM82 27H83V26H82ZM82 27H81V28H82ZM92 27H93V26H92ZM98 27H99V26H98ZM111 27H112V25H111ZM116 27H117V26H116ZM116 27H115V28H116ZM122 27H123V26H122ZM138 27H139V26H138ZM164 27H165V28H164ZM173 27H174V28H173ZM224 27H225V28H224ZM229 27H230V28H229ZM1 28H2V27H1ZM33 28H34V27H33ZM46 28H44V30H46ZM48 28H49V27H48ZM59 28H60V27H58V29H59ZM75 28H76V27H75ZM101 28H102V26H100V29H99V30H100L101 33H102L103 30H101ZM106 28H104V32H105V34H106L107 30H108V29H106ZM109 28H110V27H109ZM115 28H114V30H115ZM118 28H119V25H118L117 29H118ZM127 28H128V27H127ZM131 28H132V27H131ZM162 28H161V29H162ZM172 28H173V29H172ZM180 28H182V30H181ZM198 28H199V29H198ZM201 28H202L204 31L200 30ZM237 28H238V27H237ZM237 28H236L235 30H237ZM241 28H240V29H241ZM8 29H9V28H8ZM18 29H19V27H18ZM63 29H64V28H62V29L60 28L59 30L62 31ZM105 29H106V30H105ZM227 29H229V30H227ZM230 29H232V30H231V31H232L231 33H232L234 36H232V34L229 33ZM5 30H6V29H5ZM10 30H11V29H10ZM30 30H32V29H30ZM38 30H41V29H38ZM59 30H58V33H59ZM65 30H67V28H66ZM70 30H71V29H70ZM132 30H133V29H132ZM134 30H135V29H134ZM163 30H160V32H162ZM176 30H177V32H176ZM238 30H239V29H238ZM15 31H17V30H15ZM19 31H21V29L18 30V34L22 33V32L19 33ZM22 31H23V30H22ZM36 31H37V29H36ZM36 31H34V32H36ZM41 31H43V30H41ZM41 31H40V32H41ZM46 31H47V30H46ZM55 31H56V29H55ZM77 31H78V30H77ZM97 31H98V30H97ZM97 31H96V32H97ZM110 31H111V30H110ZM116 31H117V30H116ZM118 31H119V30H118ZM122 31H123V30H121V32H122ZM127 31H128V30H127ZM136 31H137V30H136ZM155 31H156V29H155ZM157 31H159V29H158ZM169 31H170V32H169ZM179 31H182V33L179 32ZM183 31H184V32H183ZM187 31H189L188 34H187ZM196 31H199L200 33H198V32L196 33ZM201 31H202V32H201ZM216 31H217V32H216ZM227 31H228V32H227ZM6 32H7V31H6ZM67 32H68V30H67ZM71 32H72V31H71ZM78 32H79V31H78ZM104 32H103V33H104ZM112 32H113V31H112ZM121 32H120V33H121ZM134 32H135V31H134ZM160 32H159V33H160ZM167 32H166V33H167ZM175 32H176V34H175ZM209 32H210V33H209ZM218 32H220V34H223V35H224V33L227 32V34H226L224 37H227V36L229 35L228 37H229L230 39H228V38H227L228 40H227V39H222V38H224L223 35L215 36L214 34L219 35ZM15 33H17V32H15ZM15 33H12V34H15ZM32 33H33V32H32ZM32 33H31V34H32ZM38 33H39V32H38ZM61 33H64V31H62ZM68 33H70V32H68ZM79 33H80V32H79ZM101 33H100V34H101ZM107 33H108V32H107ZM117 33H118V32H117ZM153 33H154V32H153ZM173 33H174V34H173ZM183 33L185 34V35H184L185 37H186V36H188V37H187V38H184ZM194 33H195V34H194ZM228 33H229V34H228ZM1 34H2V33H1ZM5 34H6V33H5ZM5 34H4V35H5ZM59 34H60V33H59ZM77 34H78V33H77ZM84 34H85V33H84ZM94 34H95V32H94ZM105 34H104V35H105ZM108 34H109V33H108ZM131 34L134 35L133 32H132ZM139 34H140V33H139ZM139 34H138V36H139ZM164 34H165V33H164ZM171 34H173V35H171ZM186 34H187V35H186ZM192 34H193L194 37L191 38L190 36H192ZM230 34H231L232 37H230ZM235 34H237V33L235 32ZM6 35H7V34H6ZM9 35H11V34H10V31H9ZM9 35H8V37H6L5 39H8V38H9ZM15 35H16V34H15ZM32 35H33V34H32ZM38 35H39V34H38ZM43 35H44V34H43ZM43 35H42L41 37H43ZM47 35L49 36V34H47ZM74 35H75V34H74ZM74 35H73V36H74ZM97 35H99V31H98V34H96V36H97ZM110 35H111V33H110ZM120 35L122 36L123 34H120ZM135 35L137 36L136 33H135ZM152 35H153V34H152ZM196 35H197V36H196ZM202 35H203V34H202ZM207 35H206V36H207ZM13 36H14V35H13ZM13 36H10V39H9V40H11V37H12V39H13ZM17 36H19V35H17ZM22 36H23V35H22ZM22 36H21V37H22ZM68 36H69V34H68ZM70 36H71V35H70ZM94 36H95V35H94ZM114 36H115V35H114ZM121 36H120V37H121ZM154 36H155V34H154ZM195 36H196V37H195ZM214 36L217 37V39L220 37V39H218V40H220V41H219L220 43L217 41V39H216V41L213 39ZM221 36H222V38H221ZM0 37H1V35H0ZM54 37H55V36H54ZM62 37H63V36H62ZM71 37H72V36H71ZM81 37H82V36H81ZM81 37H80V38H81ZM92 37H93V35H92ZM99 37H100V36H99ZM101 37H102V36H101ZM108 37H111V36H108ZM117 37H118V36H117ZM117 37H116V38H117ZM142 37H143V36H142ZM142 37H140V40L143 39V41L145 40L146 43H147V41H148V43L153 41V40H152V41H151V40L149 41V39L146 40V38L144 39V37H143V38H142ZM172 37H173V38H172ZM189 37H190V39H189ZM38 38H40V37H38ZM60 38H61V34H60ZM64 38H65V37H64ZM67 38H68V37H67ZM80 38H79V39H80ZM82 38H83V37H82ZM133 38H135V37L133 36ZM136 38H137V40H139V37H136ZM141 38H142V39H141ZM149 38H150V37H149ZM154 38L156 39V37H154ZM183 38H184L185 40H184ZM198 38H200V39L197 40ZM231 38H234V40L231 39ZM1 39H2V38H1ZM5 39H4V40H5ZM21 39H22V38H21ZM41 39H42V38H41ZM48 39H49V38H48ZM57 39H58V38H57ZM72 39H73V38H72ZM76 39H77V38H76ZM100 39H101V38H100ZM105 39H106V36H105ZM112 39H113V38H112ZM122 39H123V37H122ZM122 39H121V40H122ZM130 39H131V38H130ZM162 39H161V40H162ZM176 39H175V40L173 39L174 42H175V41L178 42V40H176ZM186 39H189L188 41H190V43L187 42ZM193 39H195L194 42H192ZM235 39H236L237 41H236ZM258 39H260V40H258ZM14 40H15V39H14ZM22 40H23V39H22ZM63 40H65V39H63ZM70 40H71V39H70ZM80 40H81V39H80ZM92 40H93V38H92ZM103 40H104V38H103ZM113 40H114V39H113ZM115 40H117V39H115ZM123 40H124V39H123ZM140 40L138 41V43H143L142 41L140 42ZM156 40L158 41V39H156ZM156 40H155V42H156ZM163 40H162V41H163ZM183 40H184V41H183ZM211 40H213L214 43H213ZM223 40H224V41H223ZM226 40H227V43H228V44L226 43ZM240 40H241V39H240ZM7 41H8V40H7ZM17 41H18V40H17ZM17 41H16V42H17ZM27 41H28V39H27ZM39 41H42V40H39ZM39 41H38L37 43H39ZM74 41H76V40H74ZM84 41H85V39H84ZM98 41H99V40H98ZM106 41L108 42V39H107ZM124 41H125V40H124ZM132 41H133V40H132ZM134 41L136 42V39H135ZM159 41H160V40H159ZM164 41H163V42H164ZM198 41H199V42H198ZM208 41H209V42H208ZM232 41H234V43H232ZM257 41H258V42L260 41V43H257ZM0 42H1V41H0ZM50 42H51V40H50ZM60 42L63 43L64 41H62V39H60ZM67 42H68V39H67ZM81 42H82V41H81ZM81 42L77 44V45H79L78 48H80V44H83V45L85 44V43H81ZM87 42H88V40H87ZM90 42H91V41H90ZM99 42H101V41H99ZM99 42H98V44H99ZM110 42H112V41H110ZM135 42H134V44L132 43L133 46H135V45L138 44L137 42H136L137 44H135ZM145 42H144V43H145ZM155 42H154V43H155ZM186 42H187V43H186ZM211 42L213 43V45L211 44ZM215 42H216V43H215ZM222 42H223V43H226V44H221ZM229 42H230L231 44H233L235 47H234L233 45H231V44H230L231 46L229 47ZM238 42H239V44H241V46L237 44ZM250 42H251V43H250ZM4 43H5V42H4ZM14 43H15V42H14ZM25 43H26V41H25ZM47 43H48V42H47ZM76 43H77V42H75V44H74L75 46H76ZM96 43H97V42H96ZM118 43H119V42H118ZM120 43H121V42H120ZM122 43H123V42H122ZM146 43H145L146 47L143 46V44H141V45H142V48H143V47L148 48V47H147L148 44H146ZM201 43H200V44H201ZM203 43H204V41H203ZM1 44H3V41H2ZM12 44H13V43H12ZM50 44H52V43H50ZM91 44H92V43H91ZM98 44H97V46H96V45H95V46L98 47ZM105 44H106V46H107V45L109 44V42H108V44L105 42ZM111 44H112V43H111ZM156 44H159V45H160V44H161V41H160V42H156L154 45H156ZM162 44H163V43H162ZM175 44H176V43H175ZM182 44H183V43H182ZM197 44H196V45H197ZM200 44H199V45H200ZM219 44H220L221 47L219 46ZM256 44H258V45L256 46V49H257V50L255 49V46H254V45H256ZM18 45H19V44H17V47L14 46V45H13V46H14V48H15V47L18 48L19 46H24V45H21V44H20L19 46H18ZM52 45H53V44H52ZM54 45H55V44H54ZM54 45H53V46H54ZM56 45H57V44H56ZM66 45H67V44H66ZM85 45L87 46L88 44H85ZM89 45H90V43H89ZM103 45H104V44H102V46H101V44H100V47H103V48H104ZM124 45H125V43H124ZM141 45H139V46H141ZM152 45H153V44H152ZM152 45L149 44L148 46L151 48ZM159 45H158V46H159ZM185 45H184V46H185ZM192 45H193L194 47H193ZM202 45H203V44L200 45L201 47L199 46L200 49L198 48V45H197V49H198V51L201 50V48H202V51H203V52L201 51V53H202V54L205 53V57H206V55H207L208 57L210 56L209 58H210L211 60H210V59H209V60H210V62L212 63L213 60H214V59L212 60L213 56L211 57V55H208V54H207L208 52L206 51V52H207V53H206V52L204 51ZM207 45L211 46V49H212L213 51H211V50H210V47L207 46ZM214 45H216V46H214ZM224 45H225V46H224ZM236 45H237V46H236ZM246 45H247V44H245L244 46H246ZM8 46H9V45H7V47H8ZM13 46H12V48H13ZM31 46H32V45H31ZM64 46H65V45H64ZM86 46H85V47H86ZM91 46H92V45H91ZM106 46H105V47H106ZM116 46H117V45H116ZM131 46H132V45H131ZM158 46H157V47H158ZM178 46H179V43H178L177 47H178ZM182 46H183V45H182ZM222 46L224 47L223 49H222ZM226 46H227V49H229V53H230V51H231L230 54H229L228 52L226 53V51H227L226 48H225ZM238 46H240V47H238ZM0 47H1V46H0ZM9 47H10V46H9ZM61 47H62V45H61ZM71 47H72V46H71ZM81 47L83 48V46H81ZM92 47L94 48V46H92ZM92 47H91V49L93 50ZM100 47H98L97 49H100ZM108 47H110V44H109ZM108 47H106V48H108ZM112 47H114V45H113ZM124 47H125V46H124ZM137 47H138V45H137ZM228 47H229V48H228ZM231 47H232L233 49L236 48V50H233ZM251 47H250V48H251ZM258 47H259V48H258ZM20 48H21V47H20ZM63 48H64V47H63ZM67 48H69V47H65L64 49L67 50ZM73 48H74V47H73ZM78 48H76V50H77ZM103 48H101L100 50L94 49V50H95V53H96L97 51H99L100 54H99V52H97V53H98L100 56H101V55H104V54L106 55L107 52L105 53V52L102 50ZM117 48H118V47H117ZM121 48H123V47H119V49H121ZM130 48H131V47H130ZM159 48H160V47H159ZM178 48H179V47H178ZM185 48H187V47H184V52L186 51ZM188 48H187V51H186L188 54H189V53H193V52L195 53V50H194V49H192V50H194V51H192L191 49H188ZM263 48H264V46H263ZM40 49H41V48H40ZM49 49H50V48H49ZM51 49H52V47H51ZM55 49H56V48H55ZM71 49H72V48H71ZM71 49H68V50L71 51ZM86 49H87V48H86ZM89 49H90V48H88V50H89ZM91 49H90V50H91ZM109 49H111V47H110ZM126 49H127V48H126ZM131 49H132V48H131ZM137 49H138V48H137ZM152 49H153V46H152ZM154 49H156V48L154 47ZM160 49H162V48H160ZM160 49H158V50H160ZM179 49H181V48H179ZM197 49H196V50H197ZM219 49H220V51H222V52H221V56H220V54H219V53H220ZM230 49H232L233 52H232V50H230ZM239 49H241L242 51H240ZM2 50H3V49H2ZM2 50H0V52H1ZM9 50H10V49H9ZM16 50H18V49H16ZM52 50H53V49H52ZM57 50H58V49H57ZM62 50H63V49H62ZM62 50H60L61 53L64 51V50H63V51H62ZM78 50H79V49H78ZM92 50H91V51H92ZM114 50H116V49H113V51H114ZM122 50H123V49H122ZM138 50H139V49H138ZM162 50H163V49H162ZM176 50H177V49H176ZM190 50H191L192 52H191ZM217 50H218L219 53L216 52ZM225 50H226V51H225ZM252 50H253V48H252ZM255 50H256V51H255ZM20 51H21V50H20ZM26 51H27V50H26ZM42 51H43V50H42ZM47 51H48V50H47ZM49 51H50V50H49ZM54 51H55V50H54ZM80 51H81V50H80ZM83 51H84V50H83ZM91 51H90V53H91ZM101 51H103L104 53H103V52L101 53ZM106 51H107V50H106ZM111 51H112V49H111ZM113 51H112L111 53H113ZM116 51H117V50H116ZM123 51H125V53H126V50H125V49H124ZM131 51H132V50H130V52H131ZM144 51H145V50H144ZM154 51H155V50H154ZM160 51H161V50H160ZM164 51H165V50H164ZM172 51H173V50H172ZM177 51H179V50H177ZM180 51H181V50H180ZM180 51H179V53H180L179 56L183 55V53H181ZM236 51H237V52H236ZM243 51H245V53H243ZM248 51H251V53H250V52L248 53ZM3 52H4V51H3ZM16 52H18V51H16ZM27 52H28V51H27ZM44 52H46V51H44ZM50 52H51V51H50ZM76 52H77V51H76ZM119 52H120V51H119ZM121 52H122V51H121ZM142 52H143V51H142ZM146 52L149 53L148 50H147ZM151 52H152V51H151ZM155 52H157L156 54H159L157 50H156ZM155 52H153L152 54H154ZM165 52H167V51H165ZM174 52H175V51H174ZM186 52H185V54H186ZM199 52H200V51H199ZM199 52H198V53H199ZM214 52H216V53H214ZM235 52H236V53L241 52V53H240V54L238 53L237 56H236V55H235ZM252 52H253V53H252ZM32 53H33V52H32ZM32 53H30V54H32ZM47 53H48V52H47ZM52 53H53V51H52ZM59 53H60V52H59ZM61 53H60V54H61ZM66 53H67V52H66ZM81 53H82V51H81ZM90 53H88V54H90ZM109 53H110V51H109L107 54H109ZM111 53H110V55H112ZM123 53H124V52H123ZM139 53H141V52H139ZM139 53H137V54H139ZM160 53L162 54L163 52H160ZM175 53H176V52H175ZM246 53H248V54L245 55ZM2 54H3V53H2ZM21 54H22V53H21ZM27 54H28V53H27ZM49 54H50V53H49ZM68 54H72V55H73V52L71 51V53L69 52ZM68 54H67V56H68ZM78 54H79V52L77 53V55H78ZM91 54H92V53H91ZM121 54H122V53H121ZM156 54H155V55H156ZM164 54H165V53H163V56H161V57H164ZM166 54H168V53H166ZM166 54H165V55H166ZM215 54H216V55H215ZM226 54H227V55H226ZM231 54H234V55H231ZM257 54H258V53H257ZM257 54H256L255 56L258 58ZM0 55H1V54H0ZM12 55H13V53H12ZM17 55H18V54H17ZM39 55H40V54H39ZM42 55H43V54H42ZM50 55H51V54H50ZM52 55H54V53H53ZM72 55H71V56H72ZM75 55H76V54H75ZM82 55H83V54H82ZM85 55H86V54H85ZM85 55H83L85 58L88 57V56H90V58H87V60H89V59L92 58L91 55H86V56H85ZM95 55H96V54H95ZM99 55H97V56H98V59L100 58ZM110 55H108V56L110 57ZM115 55H117V53H116ZM115 55L113 54L114 57H115ZM118 55L120 56V54H118ZM118 55H117V56H118ZM131 55H132V53H131ZM172 55H173V54H172ZM172 55H169V56L171 57ZM177 55H178V54H177ZM189 55H191V54H189ZM193 55H194V54H193ZM193 55H191L192 57H191V56H190V57L193 58V59H194V57H195V58L197 57V56H194V57H193ZM195 55H196V53H195ZM203 55H204V54H203ZM203 55H201V56L203 57ZM238 55H239V56H238ZM251 55H250V56H251ZM1 56H3V55H1ZM15 56H16V55H15ZM28 56H29V55H28ZM36 56H37V55H36ZM64 56H65V55H64ZM67 56H65V57H67ZM69 56H70V55H69ZM73 56H74V55H73ZM83 56H81V59H82ZM113 56H112V57H113ZM123 56H124V54H123ZM128 56H129V55H128ZM141 56H142V55L140 54V59L137 57V58H138L137 60H141L140 62L137 63L138 66H139V63H141V62L144 60V57H141ZM145 56H146V55H145ZM158 56H160V55H158ZM158 56H157V58H158ZM166 56H167V55H166ZM169 56H168V57H169ZM185 56H186V55H185ZM185 56H183V57H185ZM187 56H188V55H187ZM198 56H199V54H198ZM219 56H220V57H219ZM20 57H21V56H20ZM24 57H25V56H24ZM30 57H32V56H30ZM40 57H41L40 59H42V56H40ZM84 57H83L82 60L86 61ZM109 57H108V58H109ZM124 57H125V56H124ZM161 57H160V59H161ZM202 57H201V58H202ZM215 57H214V58H215ZM248 57H249V56H247L246 58H248ZM253 57H254V56H252V58H253ZM3 58H4V56L2 57V59H3ZM32 58H33V57H32ZM52 58H53V57H52ZM60 58H61V57H60ZM62 58H63V57H62ZM71 58H74V57H71ZM106 58H107V57L102 56V62H103L104 59H106ZM115 58H116V57H115ZM151 58H152L153 60L155 59L154 56H153V57L150 56V58H149V59H150V62H148V63H151V64L157 66V64L154 63V62H156V61L154 60V62H153V60H152ZM165 58H166V57H165ZM185 58H186V57H185ZM191 58H190V59H191ZM201 58L199 59V61L201 60L200 62H201V63H202V62L204 63L203 59H201ZM226 58H227V57H226ZM229 58H230V57H229ZM238 58H237V59H238ZM254 58H255V57H254ZM254 58H253V59H254ZM257 58H255V59H257ZM2 59H1V63H2ZM43 59H44V56H43ZM43 59H42V60H43ZM79 59H80V58H79ZM98 59H96V60H98ZM113 59H114V58H113ZM118 59H119V57H117V59H115V60H116V62H115L116 64H117L118 62L120 63L122 57H121V59H119L120 61H118ZM125 59H127V58L125 57ZM142 59H143V60H142ZM149 59H145L141 64L144 65L143 63L146 62V63H145L146 67L151 68V67H149V66H151V64H148V63H147V61H148ZM160 59H157V60H158V61H161ZM163 59H164V58H163ZM163 59H162V60H163ZM205 59H206V58H205ZM207 59H208V58H207ZM232 59H233V58H232ZM237 59H235V61H236ZM248 59L251 60V57H249ZM253 59H252L251 61H253ZM263 59H264V57H263ZM23 60H24V59H23ZM33 60H34V59H33ZM33 60H32V61H33ZM35 60H36V59H35ZM35 60H34V61H35ZM55 60H56V59H55ZM62 60H63V59H61L60 62H62ZM69 60H70V59H69ZM73 60H75V59H73ZM73 60H71V61H73ZM82 60H81V61H82ZM91 60H92V59H91ZM91 60H89V62H90ZM93 60H95V59H93ZM122 60H123V59H122ZM128 60H129V59H128ZM137 60H136V62H137ZM146 60H147V61H146ZM151 60H152V61H151ZM168 60H169V59H168ZM173 60H174V59H173ZM173 60H172V61H173ZM209 60H208V61H209ZM218 60H217V62H218ZM229 60H230V59H229ZM233 60H234V59H233ZM233 60H230V63H233V62H231V61H233ZM38 61H40V60H38ZM38 61H37V62H38ZM52 61H53V59H52V60L50 59V63H51ZM71 61H70V62H71ZM81 61H80V62H81ZM109 61H110V60H109ZM117 61H118V62H117ZM164 61L166 62L167 59L164 60ZM169 61H171V60H169ZM169 61H168V62H169ZM174 61H175V60H174ZM194 61H195V60H194ZM227 61H228V60H227ZM246 61H249V60H246ZM18 62H19V61H18ZM35 62H36V61H35ZM40 62H41V61H40ZM43 62H45V61H43ZM60 62H59V63H60ZM63 62H64V61H63ZM70 62H69V63H70ZM87 62H88V61H87ZM92 62H93V61H92ZM106 62H108V61H105V63H106ZM113 62H114V61H113ZM121 62H122V61H121ZM126 62H127V61H126ZM183 62H184V61H183ZM185 62H186V60H185ZM206 62H207V61H206ZM206 62H205V63H206ZM210 62H209V64H210ZM217 62H215V63L218 64ZM219 62H220V61H219ZM225 62H226V60H225ZM225 62H224V63H225ZM228 62H229V61H228ZM228 62L225 64L226 66H228L227 64L230 65V63H228ZM262 62H263V61H262ZM45 63H46V62H45ZM53 63H54V62H53ZM57 63H58V62H57ZM78 63H79V62H78ZM82 63H83V62H82ZM105 63H103V64H105ZM115 63H111V64H115ZM128 63H129V62H128ZM131 63H132V62H131ZM158 63H159V62H158ZM162 63H163V62H162ZM172 63H173V62H172ZM172 63H171V65H172ZM176 63H177V62H176ZM176 63L173 64V66H175ZM205 63H204V64H205ZM213 63H214V62H213ZM213 63H212V64H213ZM215 63H214V64H215ZM220 63H221V62H220ZM224 63H223V64H224ZM235 63H236V62H235ZM246 63H247V62H246ZM254 63H255L254 61H253L252 63L248 62L247 65H249V64H252V65H253ZM260 63H261V61H260ZM17 64H18V63H17ZM25 64H28V63L26 62ZM35 64L37 65V63H35ZM65 64H66V63H65ZM70 64H71V63H70ZM89 64H90V63H89ZM165 64L167 65V63H164L163 65H165ZM179 64H181V63L179 62ZM185 64H187V63H185ZM199 64H200V63H199ZM223 64H222V67H224ZM255 64H256V63H255ZM0 65L2 66V64H0ZM18 65H21V63L18 64ZM58 65H60V64H58ZM63 65H64V64H63ZM77 65L79 66L80 64H77ZM83 65H84V64H83ZM124 65H125V64H124ZM126 65H127V64H126ZM129 65H130V63H129ZM142 65H140V67H141ZM160 65H161V62H160ZM163 65H162V67H163V70H162V71H164V69H165ZM166 65H165V66H166ZM177 65H178V64H177ZM181 65H182V64H181ZM196 65H198V63H197ZM206 65H208V64L206 63ZM218 65H220V67H221V64H218ZM231 65H233V64H231ZM234 65L236 66L237 64H234ZM234 65H233V67H235ZM245 65H246V64H243V65H241V66H244V67H245ZM247 65H246V66H247ZM263 65H264V64H263ZM263 65H262V66H263ZM29 66H30V65H29ZM46 66H47V64L45 65V67H46ZM52 66H55V64H54V65L52 64ZM52 66H51V67H52ZM56 66H57V65H56ZM80 66H81V65H80ZM89 66H90V65H89ZM91 66H92V65H91ZM102 66H103V65H102ZM155 66H153V68H154ZM158 66H159V64H158ZM199 66L202 67V65H199ZM199 66H198V67H199ZM204 66H205V65H204ZM249 66H250V65H249ZM260 66H261V65H260ZM260 66H258V67H260ZM19 67H20V66H19ZM27 67H28V66H27ZM35 67H37V66H35ZM35 67H34V68H35ZM39 67H41V65H40ZM43 67H44V66H43ZM51 67H50V69H51ZM59 67H61V65H60ZM59 67L57 66V68H59ZM74 67H75V66H74ZM84 67H85V66H84ZM87 67H88V66H87ZM98 67H99V66H98ZM113 67H114V65H113ZM118 67H119V64H118ZM125 67H126V66H125ZM130 67H131V65H130ZM135 67H136V66H135ZM160 67H161V66H160ZM162 67H161V68H162ZM171 67H172V66H171ZM179 67H181V66L179 65ZM186 67H187V66H186ZM186 67L184 66L183 68L186 69ZM201 67H200V69L202 70L204 67H203V68H201ZM206 67H207V66H206ZM216 67H217V66H216ZM244 67H243V68H244ZM1 68H2V67H1ZM3 68H4V67H3ZM47 68H49V67H46V69H47ZM53 68H54V67H52V69H53ZM57 68H55V69H57ZM64 68H65V67H64ZM66 68H67V67H66ZM81 68H83V66H82ZM81 68H80V69H81ZM94 68H95V67H93V69H94ZM109 68H110V67H109ZM116 68H117V66H116ZM116 68L114 67L115 70L112 68V69L115 71V73H117V72H116ZM127 68H128V67H127ZM156 68H157V67H156ZM156 68H155V69H156ZM187 68H188V67H187ZM207 68H208L207 70H209V68H210V70L214 71V70H213V67H212V69H211V66H210V67H207ZM227 68H228V67H227ZM230 68H232V66H231ZM235 68H236V67H235ZM239 68H240V67H238V71H240V70L243 69V68L241 67V69L239 70ZM246 68H247V67H246ZM262 68H263V67H262ZM16 69H17V68H16ZM67 69H69V68H67ZM67 69H65V70H67ZM70 69H71V68H70ZM76 69H77V68H76ZM76 69H75V68H74V69L72 68V73H74L73 70L78 71V69H77V70H76ZM88 69H89V68H88ZM96 69L99 70V68H96ZM100 69H101V68H100ZM136 69H137V67H136ZM138 69H140V68H138ZM141 69L143 70L144 67L142 66ZM146 69H147V68H146ZM159 69H160V68H159ZM159 69L157 68V71H158ZM166 69H167V67H166ZM188 69H189V68H188ZM193 69H194V68H192V70H193ZM214 69H215L216 71H218L217 69H219V67H218V68H214ZM223 69H226V67L223 68ZM223 69H222V70H223ZM0 70H1V69H0ZM2 70H3V69H2ZM24 70H25V69H24ZM60 70H61V69L59 68V71H60ZM91 70H92V69H91ZM105 70H106V74H107V73H108V72H107V71H108V68L106 69V67H105ZM118 70H119V68L117 69V71H118ZM126 70H127V69H126ZM132 70H133V69H132ZM160 70H161V69H160ZM160 70H159L158 72H162V71H160ZM176 70H177V69H176ZM180 70H182V69H180ZM183 70H184V69H183ZM190 70H191V69H190ZM229 70H230V69H229ZM234 70H237V69H234ZM234 70H230L229 72H231V71H232V72L229 73V75H230V74H233V72L236 73ZM244 70H245V69H244ZM244 70H243V71H244ZM257 70H258V69H257ZM20 71L22 72L23 69L21 68ZM25 71H26V70H25ZM36 71H37V70H36ZM36 71H35V72H36ZM46 71H47V70H45V72H46ZM49 71H50V70H49ZM49 71L46 72V73H49ZM79 71H80V70H79ZM79 71H78V72H79ZM83 71H86V70L84 69ZM96 71H97V70L94 69L93 72H96ZM110 71H112V70H110ZM121 71H123V70H121ZM139 71H140V72H139ZM144 71H146V70L144 69ZM154 71H155V70H154ZM154 71L152 72L151 69H150V71L148 72V69H147V73H148V74L145 72V75H144V72H143V71H141V70H137V73L139 72V73H141L142 76H145V77H146V74H147V76H148V75H150V72H152L153 74H151V75L149 76V77H152V75L155 76V75H154ZM157 71H155L156 74H157ZM167 71H168V69H167ZM167 71H166V72H167ZM170 71H171V70H170ZM170 71H168V73H169ZM187 71H188V70H187ZM203 71H205V69H203ZM224 71H225V70H224ZM238 71H237V72H238ZM263 71H264V70H263ZM29 72H30V71H29ZM45 72H43L44 75H46ZM53 72H54V71H53ZM90 72L92 73V71H90ZM90 72H89V74H91ZM118 72H120V71H118ZM128 72H129V71H128ZM128 72H127V73H128ZM133 72H134V71H133ZM135 72H136V71H135ZM142 72H143V73H142ZM182 72H183V71H182ZM185 72H186V70H185ZM185 72H183V74H184ZM190 72H191V71H190ZM190 72H189V73H190ZM196 72H197V71H196ZM196 72H193L195 75L191 76L193 79H194V77L196 76V74L199 73V71H198L197 73H196ZM205 72H206V71H205ZM225 72H226V71H225ZM56 73H57V72H56ZM66 73H69V72L67 71ZM72 73H71V74H72ZM82 73H84V72H82ZM86 73H88V72H86ZM113 73H114V72L112 71V74H113ZM123 73H124V72H123ZM131 73H132V72H130L129 74H131ZM139 73H138V74H139ZM168 73H167V74H168ZM173 73H175V72L172 71V74H173ZM178 73H179V72H178ZM189 73L186 72V76H185V77H187V76L189 75ZM201 73L204 75L203 72H201ZM209 73H211V72H209ZM263 73H264V72H263ZM50 74H51V73H50ZM62 74L64 75L65 73H62ZM71 74H70V75H71ZM84 74H85V73H84ZM104 74H105V73H104ZM112 74H111V75H112ZM117 74H118V73H117ZM138 74H135V75H138ZM159 74H160V73H159ZM161 74L163 75V72H162ZM226 74H227V72H226ZM236 74H237V73H236ZM258 74H259V73H258ZM261 74H262V73H261ZM31 75H32V74H31ZM40 75H41L40 77L42 78L41 71H40ZM67 75H68V74H67ZM73 75L75 76V74H73ZM91 75H92V74H91ZM93 75H94V73H93ZM97 75H98V73H97ZM101 75H102V74H101ZM113 75H114V74H113ZM113 75H112V76H113ZM120 75H121V73L119 74V76H120ZM124 75H125V74H122V76H124ZM132 75H133V73H132ZM132 75H131V76H132ZM157 75H158V74H157ZM157 75H156V76H157ZM165 75H166V74L164 73L163 76H165ZM169 75H171V74H169ZM174 75H175V76H174ZM174 75H173V77H176V74H174ZM181 75H182V73H181ZM227 75H228V74H227ZM227 75H226V76H227ZM234 75H235V74H234ZM55 76H56V74H55ZM60 76H61L62 79H64V77H63L61 74H60ZM60 76H59V78H60ZM80 76H81V75H80ZM82 76H83V74H82ZM82 76H81V77H82ZM87 76H89V75H87ZM95 76H96V75H95ZM112 76H109V77H112ZM119 76L116 75L115 78H117V80H118V77H119ZM127 76H129V75L127 74ZM158 76H159V75H158ZM158 76H157V77H154V78H157V79H156V80H157V83H160V84H161V81H159ZM160 76H161V75H160ZM221 76H222V75H221ZM221 76H218V77H220V80H221ZM256 76H257V75H256ZM263 76H264V74H263ZM31 77H33V76H31ZM45 77H46V76H45ZM47 77H48V76H47ZM83 77H84V76H83ZM83 77H82V78H83ZM85 77H86V75H85ZM92 77H93V76H92ZM99 77H100V76H98V78H99ZM101 77H102V76H101ZM103 77L105 78V77H108V76H103ZM103 77H102V78H103ZM124 77L126 78V75H125ZM133 77H134V75H133ZM167 77H168V76H167ZM185 77H184V78H185ZM228 77H229V76H228ZM38 78H39V77H38ZM55 78H56V77H55ZM57 78H58V77H57ZM59 78H58V79H59ZM61 78H60L59 82L61 81ZM78 78H79V77H78ZM115 78H114V79L112 78V80H110V78H108V79L105 78V79H107L106 81H109V82L113 83V80H114V82H115ZM130 78H131V77H130ZM159 78H160V77H159ZM161 78H162V77H161ZM161 78H160V79H161ZM168 78H169V77H168ZM170 78H172V77H170ZM196 78L199 79L198 76H196L195 79H196ZM212 78H213V77H212ZM223 78H224V77H222V79H223ZM69 79H71V77H69ZM72 79H74V78L72 77ZM72 79H71V80H72ZM80 79H81V78H80ZM91 79H92V78H91ZM105 79H104V81H105ZM119 79H120V77H119ZM141 79H142V78H141ZM141 79H140V80H141ZM151 79H152V78H151ZM151 79L149 78L150 82H151ZM162 79H163V78H162ZM165 79H167V78L165 77ZM165 79H164V80H165ZM174 79H175L176 82H173V83H172V82L170 81V83H171L172 85L177 83L175 86L173 85V87H176V88H177V91H178V88L180 89L179 91H181L182 88H183L182 91H183V90L185 91V90H186L185 87H184L185 84H184V85H183V84H179V85H178V83H183V82H178V81H177V79H180V77H177V79H176V78H174ZM187 79H188V77H187ZM201 79H202V76H201ZM32 80H33V79H32ZM35 80H36V79H35ZM39 80H40V79H39ZM39 80H37V81H39ZM43 80H44V76H43ZM53 80H55V79H53ZM53 80H51L50 84L52 83ZM64 80H66V81L69 83V80H67L66 78H65ZM82 80H83V79H81V81H82ZM85 80H86V79L84 78L83 83L85 82ZM87 80H89V79L87 78ZM117 80H116V82H119V80H118V81H117ZM127 80H128V78H127ZM127 80H126V81H127ZM130 80H131V79H130ZM154 80H155V79H154ZM180 80L183 81V80H185V79L182 78V79H180ZM199 80H200V79H199ZM203 80H204V79H203ZM216 80H218V79H216ZM230 80H231V79H230ZM26 81H27V79H26ZM26 81H25V82H26ZM40 81H41V80H40ZM44 81H45V80H44ZM49 81H50V80H49ZM57 81H58V80L56 79V83H57ZM81 81L79 82V80H78V82L81 83V85H82V82H81ZM89 81H90V80H89ZM95 81H96V80H95ZM102 81H103V80H102ZM106 81H105V82H106ZM135 81H136V80H135ZM135 81H134V82H135ZM146 81H147V80H146ZM158 81H159V82H158ZM185 81H186V80H185ZM185 81H184V82H185ZM243 81H244V80H243ZM262 81H264V79H263ZM21 82H22V81H21ZM21 82H20V83H21ZM54 82H55V81H54ZM67 82H66V83H67ZM70 82H71V84H75V83H72V81H70ZM75 82H76V81H75ZM78 82H77V83H78ZM87 82H88V81H87ZM87 82H86V84H87ZM90 82H91V81H90ZM105 82H104V84H105ZM122 82H123V81L120 80V84H122V85H125V84H126V85H127L126 82H123L124 84H123ZM153 82H156V81H153V80H152V83H153ZM163 82H164V81H163ZM198 82H200V81H198ZM16 83H17V82H16ZM45 83H46V82H45ZM48 83H49V82H48ZM48 83H47V85H48L47 88H49V84H48ZM60 83L62 84V82H60ZM63 83H64V81H63ZM91 83H93V81H92ZM95 83H96V82H95ZM95 83H94V84H95ZM132 83H133V78H132ZM136 83H137V82H136ZM136 83H135L134 86H137L136 88H139L138 85H137ZM152 83H151V84H152ZM164 83H165V82H164ZM186 83H187V82H186ZM202 83H203V82H202ZM202 83H201V84H202ZM223 83H224V82H223ZM247 83H249V82H247ZM250 83H251V82H250ZM38 84H40V83H38ZM43 84H44V83H43ZM52 84H53V86L56 85L55 83H52ZM57 84H58V83H57ZM97 84H99V83H97ZM97 84H96V85H97ZM107 84H108V83H107ZM107 84H106V85H107ZM128 84H129V82H128ZM133 84H134V83H133ZM138 84H139V83H138ZM195 84L197 85L196 82H195ZM195 84H193V85H195ZM198 84H200V83H198ZM208 84H209V83H208ZM0 85H2V83H1ZM6 85H7V84H6ZM41 85H42V84H41ZM44 85H45V84H44ZM63 85H65V84H63ZM63 85H60V84H59L58 87L61 86V88H62ZM69 85H70V83H69ZM78 85H80V84H78ZM101 85H102V82H101ZM115 85H119V84L117 83V84H115ZM126 85H125V86H126ZM130 85H131V83H130ZM130 85H129V86H130ZM164 85H165V84H164ZM168 85H169V84H168ZM168 85L166 86L167 89L169 88ZM177 85H178V86L181 85L182 88H181V86H180V87H177ZM193 85H192V86H193ZM205 85L207 86V83L204 84V87H205ZM241 85H242V84H241ZM251 85H252V83H251ZM2 86H4V85H2ZM2 86H0V87H2ZM9 86H10V85H9ZM45 86H46V85H45ZM72 86H73V85H72ZM86 86L88 87L89 85H86ZM98 86H99V85H98ZM104 86H105V85H104ZM108 86H109V85H108ZM111 86H112V84H110V89H111ZM129 86H127V87H129ZM139 86L141 87L142 85H139ZM157 86H158V84H157ZM157 86L154 87V88H155V89L159 88V90H157L158 92H159V91H162V88H163V89L165 88L164 86L162 87V85H161V87H159V86L157 87ZM169 86H170V85H169ZM185 86H188V85H185ZM201 86H202V85H201ZM213 86H214V85H213ZM228 86H229V83H228ZM249 86H250V85H249ZM249 86H246V87H249ZM260 86H262V85H260ZM63 87H64V86H63ZM65 87H66V85H65ZM74 87L76 88V85H74ZM83 87H84V86H83ZM100 87H101V86H100ZM105 87H106V86H105ZM113 87H114V86H113ZM127 87H125V88H127ZM142 87H143V86H142ZM147 87H148V86H147ZM152 87H153V86H152ZM198 87L200 88V86H198ZM257 87H259V85H258ZM36 88H38V87H36ZM55 88H56V86H55ZM66 88H67V87H66ZM69 88H71V85H70ZM72 88H73V87H72ZM81 88H82V87H81ZM93 88H95V87H93ZM103 88H104V87H103ZM108 88H109V87H108ZM118 88H120V87H118ZM118 88H117V89H118ZM125 88H124V89H125ZM154 88H153V89H154ZM171 88H172V87H171ZM187 88H188V87H187ZM193 88H195V87H193ZM212 88H213V87H212ZM259 88H260V87H259ZM259 88H257V89H259ZM22 89H23V88H22ZM28 89H29V88H28ZM30 89L32 90V88H30ZM49 89H50V88H49ZM56 89H57V88H56ZM56 89H55V92H56ZM59 89H60V87H59ZM76 89H77V91L79 90L78 87H77ZM89 89H90V88H89ZM96 89H97V88H96ZM120 89H121V88H120ZM122 89H123V87H122ZM132 89H133V88H132ZM134 89H135V88H134ZM140 89H141V88H140ZM144 89L147 90L148 88L145 87ZM149 89H151V88H149ZM160 89H161V90H160ZM167 89H165V91H166ZM189 89L191 90L192 87L189 88ZM189 89H188L187 91H185V92L190 91ZM195 89H197V87H196ZM195 89H194V90H195ZM201 89H202V88H201ZM201 89H200V90H201ZM205 89H206V87H205ZM245 89H246V88H245ZM263 89H264V88H263ZM2 90H3V89H2ZM15 90H16V89H15ZM40 90H41V88H40ZM53 90H54V89H53ZM62 90H63V88H62ZM67 90H68V89H67ZM73 90H75V89H73ZM172 90H174V88H173ZM194 90H191V91H194ZM198 90H199V89H198ZM259 90H260V89H259ZM22 91H23V90H22ZM46 91L49 92L48 89H47ZM64 91H66V90L64 89ZM64 91H61L62 94L59 93L60 96L62 95V98H60V96H58V97L60 98L59 101H60L61 99L64 98L63 96H66V97H65L66 100H67L68 96L71 97L68 91H67V93H68L69 95H68V96H67V94L64 95V94H63ZM71 91H72V90H71ZM100 91H101V89H100ZM105 91H106V90H105ZM124 91H126V90H123V91H120V92L123 93ZM128 91H129V90H128ZM128 91H126L125 94H128L129 96H130L129 93L132 94L133 91L135 92V90H133V91L130 90V92H128ZM139 91H140V90H139ZM139 91H136V92H139ZM143 91H144V90H143ZM165 91H164V93H165ZM168 91H169V89L167 90V92H168ZM179 91H178V92H179ZM191 91H190V92H191ZM195 91H196V90H195ZM195 91H194V92H195ZM207 91H208V90H207ZM237 91H238V90H237ZM245 91H246V90H245ZM254 91H255V90H254ZM254 91H253V93H255ZM262 91H263V90H262ZM3 92H4V91H3ZM18 92H19V91H18ZM25 92L27 93V90H25ZM28 92H29V91H28ZM48 92H47V93H48ZM55 92H54V93H55ZM79 92H80V91H78L77 93H79ZM91 92H94V91H91ZM91 92H90V93H91ZM102 92H104V89H102L101 94H102ZM107 92H108V91H107ZM107 92H106V93H107ZM141 92H142V91H141ZM141 92H140V93H141ZM149 92H151V91H149ZM149 92H148V93H149ZM171 92H175V93H176V91H171ZM199 92H200V91H199ZM201 92H202V91H201ZM256 92H258V90H256ZM44 93L46 94V92H44ZM54 93H53V95H54ZM64 93H65V92H64ZM80 93H81V92H80ZM82 93H83V90H82ZM116 93L119 94L118 91H117ZM153 93H154V92H153ZM159 93H160V92H159ZM183 93H184V92H182V94H183ZM188 93H189V92H188ZM229 93H230V92H229ZM239 93H240V92H239ZM246 93H247V92H246ZM250 93H251V92H250ZM253 93H251V94L253 95ZM17 94H18V93H17ZM27 94H28V93H27ZM72 94H73V93H72ZM75 94H76V93H75ZM104 94H105V93H104ZM113 94H114V93H113ZM117 94H114V95H117ZM125 94H124V95H125ZM134 94H135V93H134ZM156 94H157V93H156ZM168 94H169V95H167L168 97H167L166 94H165L166 97L163 98V101H164V99L166 100V98L170 99V98L172 97V94L174 95V93H171V95H170V93H168ZM179 94H181V93L179 92ZM182 94H181V95H182ZM185 94H186V95H184L185 98L189 96L188 100L191 101V98H192L191 95H192V93H191L190 95L187 94V93H185ZM196 94H197V93H196ZM225 94H226V93H225ZM240 94H241V93H240ZM244 94H245V93H244ZM247 94L251 96V94H249V92H248ZM261 94H262V93H260V95H261ZM20 95H22V94H20ZM23 95H24V94H23ZM23 95H22V97H25V96H23ZM30 95H31V94H30ZM48 95H49V94H48ZM48 95H47V96H48ZM73 95H74V94H73ZM77 95H78V94H77ZM81 95H82V94H80L79 96H81ZM91 95H92V94H91ZM91 95H90V96H91ZM94 95H95V94H94ZM99 95H100V94H99ZM102 95H103V94H102ZM102 95H101V96H102ZM111 95H112V93H111ZM119 95H120V94H119ZM122 95H123V94H121V96H122ZM124 95H123V96H124ZM128 95H126V96H128ZM132 95H133V94H132ZM132 95H131L130 97H132ZM135 95H137V94H135ZM151 95H152V94H151ZM161 95H162V93H161ZM176 95H178V94L176 93ZM176 95H175V96H176ZM187 95H188V96H187ZM201 95H202V94H201ZM232 95H233V94H232ZM26 96H27V95H26ZM40 96H42V95L40 94ZM40 96L38 95V98H40ZM97 96H98V95H97ZM97 96H96V97H97ZM101 96H100V97H101ZM106 96H107V95H106ZM138 96H139V95H138ZM138 96H133L132 99L135 100V98H136V100H138V98H139ZM144 96H145V95H144ZM155 96H156V98H158V97H157L158 94L155 95ZM170 96H171V97H170ZM184 96H183V97H182V96H178V97H179V99H180V97L184 98ZM197 96H199V95H196V97H197ZM235 96H236V95H235ZM235 96H234V97H235ZM4 97H5V96H4ZM29 97H30V96H29ZM50 97H51V95H50ZM50 97H49V98H50ZM76 97H77V96H76ZM98 97H99V96H98ZM102 97H103V96H102ZM140 97H141V96H140ZM169 97H170V98H169ZM201 97H202V96H201ZM258 97H259V96H258ZM7 98H8V97H7ZM11 98H12V97H11ZM27 98H28V97H27ZM27 98H26V99H27ZM34 98H35V97H34ZM34 98H32L31 100H33ZM49 98H48V99H49ZM56 98H57V97H56ZM77 98H78V97H77ZM91 98H92V96H91ZM107 98L109 99V97H107ZM107 98H103V99L106 100ZM112 98H113V97H112ZM121 98L123 99V97H121ZM121 98H120V99H121ZM127 98H128V97H127ZM156 98H155V99H156ZM159 98H160V95H159ZM159 98H158V99H159ZM161 98H162V97H161ZM172 98H173V97H172ZM185 98H184V99H185ZM198 98H200V97H198ZM230 98H231V97H230ZM232 98H233V97H232ZM259 98H260V97H259ZM261 98H262V96H261ZM261 98H260V99H261ZM263 98H264V97H263ZM2 99H4V98L2 97ZM18 99H19V98H18ZM21 99H22V98H21V96H20V99H19V100H17V101L14 100V101H16L17 103H19L18 101H21ZM57 99H58V98H57ZM72 99H73V98H72ZM75 99H76V98H75ZM75 99H73V100H75ZM94 99H95V97H94ZM98 99H99V98H98ZM128 99H129V98H128ZM139 99H140V98H139ZM144 99H145V98H144ZM177 99H178V98H177ZM177 99H176V101L179 100V99H178V100H177ZM193 99H194V97L192 98V100H193ZM235 99H236V98H235ZM235 99H234V100H235ZM237 99L239 100L240 98L238 97ZM10 100H12V99H10ZM28 100H29V99H28ZM35 100H36V99H35ZM43 100H44V99H43ZM63 100H64V99H63ZM63 100H62V101H63ZM83 100H84V99H83ZM87 100H88V99H87ZM90 100H92V99L89 98V101H90ZM101 100H102V99H101ZM105 100H104V102L102 101L103 104L105 103ZM112 100H113V99H112ZM116 100H117V99L115 98V100H113V101H116ZM124 100H125V98H124ZM141 100H142V99H140V101H141ZM186 100H187V99H186ZM261 100H262V99H261ZM5 101H6V99H5ZM56 101H57V100H56ZM56 101H54V102L56 103ZM59 101H58V103H59ZM64 101H65V100H64ZM75 101H76V100H75ZM79 101L82 102L81 99H80ZM79 101H78V102H79ZM85 101H86V100H85ZM85 101H84V102H85ZM89 101H88V102H89ZM121 101H122V100H121ZM121 101H120V102H121ZM126 101H127V100H126ZM132 101H133V100H131V102H132ZM138 101H139V100H138ZM140 101H139V102H140ZM149 101H150V100H148L147 103H149ZM159 101H161V100H159ZM159 101H158V102H159ZM176 101H175V102H176ZM193 101H194V100H193ZM196 101H197V100H196ZM251 101H252V100H251ZM256 101H257V100H256ZM258 101H259V100H258ZM39 102H41V99H40ZM48 102H49V101H48ZM70 102H71V101H70ZM76 102H77V101H76ZM92 102H93V101H92ZM110 102H111V101H108V103H110ZM139 102H138L137 104H139ZM166 102H167V101H166ZM172 102H173V103H171V101H170V103L173 105V104L175 103V102H174V99H173ZM183 102H184V103H183ZM183 102L181 101L180 105H183V107H184V105L186 104L185 102H187V101L183 100ZM228 102L230 103V101H228ZM237 102H238V101H237ZM240 102H241V101H240ZM242 102H243V101H242ZM3 103H4V102H3ZM10 103H12V102H10ZM10 103H9V101H8L7 104H10ZM13 103H14V102H13ZM13 103H12V104H13ZM21 103H22V102H21ZM21 103H20V105H21ZM25 103H26V102H25ZM31 103H32V102H31ZM58 103H57V104H58ZM74 103H75V102H74ZM95 103H96V102H95ZM98 103H99V102L97 101V105H98ZM108 103H107V105H108ZM116 103H119V102H116ZM116 103H115V104H116ZM123 103H125V102L123 101ZM123 103H122L121 105H123ZM127 103H128V105L131 104L129 101H128ZM143 103H144V102H143ZM145 103H146V102H145ZM151 103H152V102H151ZM164 103H165V102H164ZM176 103H178V102H176ZM182 103H183V104H182ZM187 103H189V101H188ZM191 103H192V102H191ZM233 103H235V102H233ZM245 103H246V102H245ZM248 103H249V102H248ZM263 103H264V102H262V104H263ZM50 104H51V103H50ZM57 104H53V105H57ZM77 104H78V103H77ZM84 104H85V103H84ZM84 104H83V106H84ZM89 104H90V103H89ZM110 104H111V103H110ZM112 104H113V103H112ZM137 104H136V105H137ZM140 104H141V103H140ZM158 104H159V103H158ZM167 104H169V103L167 102ZM213 104H214V103H213ZM231 104H232V103H231ZM240 104H241V103H240ZM243 104H244V103H243ZM243 104H241V106H242ZM249 104H250V103H249ZM252 104H253V103H252ZM252 104H251V106H252ZM254 104H255V102H254ZM262 104H261V105H262ZM20 105H19V106H20ZM32 105H33V104H32ZM63 105H64V104L62 103V107L65 109V111H66L65 113H67V114L64 113V111H63L64 109H63L62 107H61L62 109H60V111H55V112H54V111H48V113H47V118H48V117H52V118H54V120L56 121V125L59 124V123H57V119H58L59 117L61 118V120L63 119V121H64L65 118H63V117L61 116L62 113H64L65 116H67V115H70V114H71V111H72V113H73L72 116H73V115L77 112V111L74 112V110H72V109H71V111H70V110H66V107H67L68 105H66V106H63ZM71 105L74 106L75 104H71ZM71 105H70V107H68V108H71ZM90 105H91V104H90ZM93 105H94V104H93ZM113 105H114V104H113ZM118 105H119V104H118ZM149 105H150V104H149ZM159 105H160V104H159ZM187 105H190V104H187ZM187 105H186V106H187ZM192 105H193V104H192ZM192 105H191V108H192ZM226 105H227V103H226ZM245 105H246V107H248V104H247V103H246ZM256 105H257V103H256ZM258 105H259V104H258ZM258 105H257V106H258ZM5 106H6V105H4L3 107H5ZM13 106H15V105H13ZM16 106H17V104H16ZM16 106H15V107H16ZM19 106H17V107H19ZM27 106H30V104H29V105H26V108H27ZM51 106H52V105H51ZM51 106H50V107H51ZM59 106H60V105H59ZM59 106H58V107H59ZM73 106H72V107H73ZM76 106H77V105H76ZM83 106H82V108H83ZM104 106H105V105H104ZM108 106H109V105H108ZM138 106H139V105H137V107H138ZM140 106H141V105H140ZM152 106H154V105H151V107H152ZM161 106H162V105H161ZM174 106H176V105L174 104ZM174 106L170 107V105H169L170 108H173ZM178 106H179V105H178ZM213 106H214V105H213ZM239 106H240V105H239ZM241 106H240V107H241ZM257 106H256V107H257ZM259 106H260V105H259ZM262 106H264V105H262ZM1 107H2V106L0 105V108H1ZM56 107H57V106H56ZM86 107H88L87 104H86ZM93 107H94V106H93ZM100 107H103V105L100 106ZM113 107H114V106H113ZM115 107H116V106H115ZM115 107H114V109L117 108V107H116V108H115ZM119 107H120V106H119ZM119 107H118V109H119ZM126 107H127V105H126ZM129 107H130V106H128V108H129ZM134 107H135V105H134ZM134 107H133V108H134ZM162 107H164V106H162ZM165 107H166V106H165ZM183 107H182V109H184V108L186 109V108H187V107H184V108H183ZM211 107H212V106H211ZM222 107H223V106H222ZM253 107H254V106L250 107V109H252ZM5 108H6V107H5ZM10 108H11V107H10ZM12 108H13V107H12ZM20 108H21V107H20ZM26 108H25V109H26ZM73 108H74V107H73ZM77 108H78V110L80 109V111H81V109H82V108H79V107H77ZM94 108H99V107H94ZM103 108H104V107H103ZM120 108L122 109L121 111H123V108H122V107H120ZM133 108H132V109H133ZM142 108L144 109V107H142ZM160 108H161V107H160ZM191 108H190V109H191ZM212 108H213V107H212ZM229 108H230V107H229ZM231 108H232V107H231ZM231 108H230V109H231ZM242 108H245V106L242 107ZM30 109H31V108H30ZM84 109H85V108H84ZM84 109H83V110H84ZM100 109H102V108H100ZM109 109H110V108H109ZM111 109L113 110V108H111ZM126 109H127V108H126ZM126 109H125V110H126ZM132 109H130V110H132ZM135 109H136V107H135ZM139 109H140V108H138L137 110H139ZM146 109H148V108H146ZM155 109L158 110L157 108H155ZM161 109H162V112H163V108H161ZM166 109H167V108H166ZM174 109H175V108H174ZM176 109H177V106H176ZM180 109H181V108H180ZM188 109H189V107H188ZM188 109H187V110H188ZM230 109H229V111L231 112ZM233 109H234V108H233ZM250 109H249V110H250ZM256 109H257V108H256ZM259 109H261V107H260ZM263 109H264V107H263ZM8 110H9V108H8ZM16 110H17V109H16ZM23 110H24V109H23ZM23 110H22V111H23ZM76 110H77V109H76ZM91 110H92V109H91ZM104 110H105V109L101 110L102 112H99V114H101L102 117H103V114H102V113H103ZM125 110H124V111H125ZM137 110H136V111H137ZM140 110H141V109H140ZM152 110H153V109H152ZM152 110H151V111H152ZM168 110H170V112H171V109H168ZM187 110H185V111H187ZM197 110H198V109H196V110H194V111H197ZM206 110H208V109H206ZM210 110H212V109L209 108V113H211ZM213 110H214V109H213ZM223 110H224V109H223ZM234 110H235V109H234ZM239 110H241V109L239 108L238 111L236 110L237 112L234 111L235 114H234V113L232 114V112H231L230 115L232 114V117H233L234 115L237 117V116H238V115H237L238 112H241V111H242V110H241V111H239ZM249 110H248V112H245V113H246V114H247V113H250ZM87 111H88V110H87ZM127 111H128V110H127ZM146 111H147V110H146ZM151 111H150V112H151ZM159 111H160V110H159ZM182 111H184V110H182ZM200 111H201V110H200ZM224 111H227V109L224 110ZM224 111H223V112H224ZM229 111H227L225 114H227ZM245 111H246V110H245ZM263 111H264V110H263ZM263 111H262V112H263ZM20 112H21V110H20ZM27 112H28V111H27ZM34 112H35V111H34ZM51 112H52V113H51ZM56 112H58L57 114H59L60 112H62V113H60L61 115H60V114H59V116L57 115L58 118L55 117V116L53 117V115H55ZM104 112H106V110H105ZM109 112H111V111H109ZM138 112L141 113V111H138ZM152 112H153V111H152ZM152 112H151V113H152ZM202 112H203V111H202ZM202 112H200V113H202ZM219 112H220V111H219ZM219 112H218V113H219ZM242 112H243V111H242ZM242 112L239 113L240 116L242 115ZM256 112H258V111H256ZM262 112H261V115H262ZM11 113H13V112H11ZM21 113H22V112H21ZM43 113H44V112H43ZM45 113H46V112H45ZM69 113H70V114H69ZM86 113H87V112H86ZM88 113H89V112H88ZM90 113H91V111H90ZM130 113H131V112H130ZM132 113H134V115H135V110L132 111ZM145 113H146V112H145ZM153 113H154V112H153ZM153 113H152V114H153ZM166 113H168V111H167ZM171 113H173V109H172V112H171ZM178 113H179V112H178ZM178 113H177V114H178ZM188 113L190 114V112H187V116H191V115H188ZM200 113H198V115H199ZM206 113H207V112H204V115H205ZM236 113H237V114H236ZM6 114H7V113H6ZM8 114H9V113H8ZM19 114H20V113H19ZM79 114H81V112H80ZM79 114H78L77 116H75V117H78ZM93 114H94V113H93ZM104 114H106V113H104ZM109 114H110V113H109ZM111 114H112V113H111ZM113 114H114V113H113ZM113 114H112V116H113V118H114L115 115H113ZM138 114H139V113H137V115H138ZM185 114H186V113L184 112V116H185ZM207 114H208V113H207ZM220 114H221V112H220ZM220 114H219L218 117H220V116H225V115H222V114L220 115ZM223 114H224V113H223ZM246 114H243V115L241 116V118H243V116H246ZM1 115H2V114H1ZM13 115L15 116V114H13ZM21 115H22V114H21ZM31 115L34 116L35 113H34V114H31ZM36 115H37V114H36ZM49 115H51V116H49ZM75 115H76V114H75ZM88 115H89V114H88ZM88 115L86 114L85 117H87ZM119 115H120V114H119ZM121 115H122V114H121ZM140 115H141V114H140ZM146 115H147V114H146ZM159 115H160V114H159ZM172 115H173V114H172ZM174 115H175V114H174ZM195 115H196V114H195ZM198 115H197V116H198ZM200 115H201V114H200ZM200 115H199L198 117H200ZM210 115H211V117H212V118H211L212 120H214V121L217 120V118H216V120L213 119V116H214V115H212V114H210ZM217 115H218V114H217ZM230 115L225 116L226 118H227V117H230V120L227 121V129L229 128L228 130H230V128L232 127L231 125H233V126L235 125V123H232V124H231V122H232V118H231ZM251 115H252V114H251ZM255 115H258V113H256ZM261 115L259 114V117H260ZM263 115H264V113H263ZM263 115L261 116L262 118H259V119H258V121L260 122V125H261V126L258 125V128H257V127H256V128H253L252 131H250V132H252V133H254L255 131L260 132V131H261L260 129H263V128H264V126H262L263 123H264V120H263L264 116H263ZM10 116H11V115H10ZM17 116H19V115L17 114ZM33 116H32V117H33ZM40 116H41V115H40ZM40 116H39V117H40ZM94 116H95V117L97 116V112H96V114H94ZM105 116H106V115H105ZM105 116H104V117H105ZM112 116L110 115V116H108V118H109V117H112ZM141 116H142V115H141ZM157 116H158V115H157ZM235 116H234V117H235ZM1 117H2V116H1ZM4 117H9V115H6V116H4ZM11 117H12V116H11ZM41 117H42V116H41ZM85 117H84V118H85ZM88 117H89V116H88ZM90 117H92L91 120L94 119L93 116H90ZM104 117H103V118H104ZM118 117H119V116H118ZM118 117H117V118H118ZM132 117H133V116H132ZM136 117H137V116H136ZM144 117L146 118V116H144ZM149 117H150V116H149ZM151 117H152V116H151ZM171 117L173 118V116H171ZM178 117H180V116L177 115V117H176V118H173V119H176V120H177V119H179ZM182 117H183V116H181L180 118H181V119H183V118L186 119V117H183V118H182ZM198 117H197V118H198ZM201 117H202V115H201ZM236 117H235V118H236ZM252 117H254V116L252 115ZM19 118H20V117H19ZM34 118H35V117H34ZM43 118H46V117H43ZM60 118H59V119H60ZM70 118H71V117L69 116V120H70ZM97 118H98V117H97ZM106 118H107V117H106ZM113 118H111V119H113ZM120 118H121V117H120ZM120 118H119V119H120ZM127 118H128V117H127ZM152 118H153V117H152ZM154 118H155V117H154ZM187 118H188V117H187ZM192 118H194V117H192ZM197 118H195L196 121H195L194 123L197 122ZM204 118H205V117H204ZM204 118H203V119H204ZM226 118H225V122H226V120H227ZM235 118H234V120H235ZM254 118H255V117H254ZM257 118H258V117H256V119H257ZM0 119H2V118H0ZM3 119H4V118H3ZM6 119H7V118H6ZM12 119H13V118H12ZM21 119H23V118H21ZM73 119H74V118H73ZM73 119H72V120H73ZM75 119H76V118H75ZM75 119H74V120H75ZM85 119H86V118H85ZM85 119H84V120H85ZM111 119H109V120H111ZM146 119H149V118H146ZM181 119H180V120H181ZM203 119H202V120H203ZM205 119H206L205 121H208L207 118H205ZM223 119H224V118H223ZM223 119H222V120H223ZM236 119H238V120H236V122L239 121V120L241 121L240 117H239V118L237 117ZM249 119H250V118H249ZM256 119H255V120H252V119H251V121H252V122L250 121L251 124H253L254 121L257 123L258 121H257ZM14 120H16V119L14 118ZM14 120H13V122H14ZM45 120H46L45 122L48 123L49 120H50V118H49L48 120H47V119H45ZM51 120H53V119H51ZM51 120H50V121H51ZM61 120H60V121H61ZM84 120H83V121H84ZM96 120H97V119H96ZM98 120H99L98 122L100 123V119H98ZM109 120H107V121H109ZM121 120H122V119H121ZM121 120H120V123L122 124V121H121ZM124 120H125V118H123V121H124ZM150 120H151L152 122H151ZM150 120H149V121L152 123V125H154V126L157 125V124L155 125V122H154V124H153V120H152V119H150ZM165 120H166V119H165ZM167 120H168V118H167ZM192 120H193V119H192ZM202 120H201V121H202ZM209 120H210V119H209ZM218 120H219V119H218ZM244 120H245V121H242V123H243V122L246 123V122L248 121V118L246 117ZM261 120H262V121H261ZM0 121H1V120H0ZM5 121H6V120H5ZM5 121H2V122H4V124H5ZM20 121H21V120H19V121H15L14 124H17V125H18V123H19ZM32 121H33V120H32ZM35 121L37 122V120H35ZM38 121H39V120H38ZM47 121H48V122H47ZM58 121H59V120H58ZM66 121H68V120H66ZM83 121H82V122H83ZM85 121H86V120H85ZM103 121H106V119H104V120L102 119L101 122L103 123ZM107 121H106V122H107ZM114 121L116 122V119H114ZM142 121H143V120H142ZM142 121H141L139 124H141V123H145V124H146V123H147V122H144L145 120H144L143 122H142ZM146 121H147V120H146ZM154 121H155V120H154ZM158 121H159V120H158ZM162 121H163V120H162ZM181 121H182V120H181ZM220 121H221V120H220ZM240 121H239L238 123H241ZM2 122H1V123H2ZM7 122H8V119H7ZM10 122H11V121H10ZM13 122H12V123H13ZM36 122H34V126H35V123H36ZM52 122H54V121H52ZM61 122H62V121H61ZM72 122H73V121H72ZM82 122H81V124H82ZM86 122H87V121H86ZM86 122H85V123H86ZM94 122H95V120H94ZM98 122H97V123H98ZM109 122H110V123H111V122L113 123V121H109ZM115 122H114V124H115ZM150 122H149V123H150ZM166 122H167V121H166ZM170 122H171V119H170ZM179 122H180V121H179ZM179 122H178V121L176 122V128L178 127V126H177V125H178L177 123H179ZM182 122H183V121H182ZM182 122H181V123H182ZM199 122H200V121L197 122L198 124H194V123H192L191 127H192V126L199 125ZM203 122H204V121H203ZM211 122H213V121H211ZM221 122H222V126H224L223 121H221ZM12 123H11V125H12ZM37 123H38V122H37ZM37 123H36V124H37ZM46 123L44 124V121H43V123H42L43 125H45V126H44V129L42 128V125L39 126V128L41 127L43 130L46 131V130H47ZM63 123H64V122H63ZM63 123H62V124H59V125L62 126ZM67 123H68V122H66V124H67ZM69 123H71V122H69ZM85 123L83 122L82 125H85ZM102 123H100V125H101ZM120 123H119V124H120ZM124 123H125V122H124ZM126 123H127V122H126ZM132 123H134V122H131L130 124H132ZM135 123H136V122H135ZM157 123H158V122H157ZM164 123H165V122H164ZM172 123H173V122H172ZM190 123H191V121H190ZM200 123H201V122H200ZM204 123H205V122H204ZM208 123H209V122H208ZM228 123H229V124H228ZM242 123H241V124H242ZM244 123H243L242 125H241V124H236L237 126H234V127H232V129H231V130H234V131H235V130H238V131L235 132V133H236L235 135H239V136H237V137H236L235 135H233V136H235V138H236L235 140L239 141L240 143H242V142L239 140V138H240V139H241V138H242V139L244 138V137H243V136H244V132H243V134H242V132H241L242 130L240 129V128H242L241 126H243ZM14 124H13V125H14ZM19 124H20V123H19ZM48 124H49V123H48ZM54 124H55V123H54ZM75 124H76V123H75ZM87 124L89 125V123H87ZM106 124H107V123H106ZM130 124L128 123L127 125H130ZM136 124H137V123H136ZM168 124H169V123H168ZM173 124H175V122H174ZM183 124H184V122H183ZM185 124H187V123H186V120H185ZM193 124H194V125H193ZM206 124H207V122H206ZM206 124H204V125L201 124V126L203 125L202 127H203V129H205V130L207 129V128H205V127H206ZM211 124H212V123H211ZM254 124H255V123H254ZM258 124H259V123H258ZM29 125H30V123H29ZM31 125H32V123H31ZM38 125H39V124H38ZM49 125H50V127L52 126L51 122H50ZM88 125H87L86 127H89V126H90V125H89V126H88ZM94 125H95V123H94ZM102 125H103V124H102ZM102 125L100 126V128L102 127V129H104ZM148 125H149V124H148ZM150 125H151V124H150ZM161 125H162V124H161ZM208 125H210V123H209ZM214 125H216V124H214ZM220 125H221V124H220ZM239 125H240V126H239ZM246 125H247V123H246ZM246 125H244V127H245ZM249 125H250V123H249ZM0 126H1V125H0ZM4 126H5V125H3V127H4ZM15 126H16V125H15ZM15 126H14V127H15ZM32 126H33V125H32ZM61 126H59V127L56 126V127H57L56 130L58 131V134H59V131H61V130H58V128H60ZM67 126H68V124H67ZM79 126H80V125H79ZM95 126H96V125H95ZM95 126H94V129H97ZM105 126H106V125H105ZM110 126H112V125H110ZM118 126H119V125L117 124V128H118ZM121 126H125V124H124V125H121ZM154 126H153V127H154ZM166 126H167V125H166ZM180 126H181V124L179 123V127H180ZM228 126H230V127H228ZM6 127H7V126H6ZM8 127H9V126H8ZM45 127H46V128H45ZM50 127H49V128H50ZM76 127H78V125H77ZM81 127H82V126H81ZM81 127H80V128H81ZM97 127L99 128L98 124H97ZM107 127H108V126H107ZM112 127H113V126H112ZM151 127H152V126H151ZM158 127H159V125H158ZM169 127H170V126L167 127V130L169 129ZM173 127H174V126H173ZM184 127H185V129H184ZM184 127H183V129H184L185 131H187L186 129L189 128L188 125H186V126H184ZM202 127H199V128H202ZM209 127H210V130H211V128H213V127H211V125H210ZM216 127H217V126H216ZM224 127L226 128V125H225ZM235 127H236V128H235ZM244 127H243L242 129L245 130ZM247 127H248V126H247ZM254 127H255V125H254ZM260 127H261V128H260ZM0 128H2V127H0ZM15 128H16V127H15ZM15 128H14V129H15ZM17 128H18V126H17ZM17 128H16V129H17ZM23 128H24V126H23ZM39 128H38V129H39ZM53 128H54V127H53ZM108 128H109V127H108ZM121 128H122V127H121ZM125 128H126V127H125ZM130 128H131V127H130ZM142 128H143V127H142ZM176 128H175V129H176ZM193 128L195 129L194 131L198 130V129H196L195 127L190 128V131L192 130V131H191V134L194 132V131H193ZM7 129H8V128H7ZM7 129H6V130H7ZM14 129H13V130H14ZM18 129H19V128H18ZM18 129H17V130H18ZM20 129H21V128H20ZM38 129H37V131H38ZM51 129H52V128H50V130H51ZM54 129H55V128H54ZM60 129H62V127H61ZM66 129H68V128H66ZM66 129L63 128L64 131H65ZM78 129H79V127H78ZM78 129H77V130H78ZM82 129H83V127H82ZM85 129H86V128H85ZM102 129H101V130H102ZM109 129H110V128H109ZM136 129H137V127H136ZM140 129H141V128H140ZM140 129H139V130H140ZM170 129H171V128H170ZM177 129H178V128H177ZM177 129H176V130H177ZM181 129H182V126H181ZM203 129H202V131H203ZM214 129H215V128H214ZM214 129H213V130H214ZM223 129H224V128H222L221 130H223ZM249 129H250V128H249ZM24 130H25V129H24ZM32 130H33V129H32ZM43 130H42V131H43ZM50 130H48V134H49ZM68 130H69V129H68ZM105 130H106V128H105ZM110 130L113 131L112 129H110ZM120 130H121V129H120ZM124 130H126V129H124ZM127 130H128V131H130V130L132 131V129L129 130V127H128ZM139 130H138V131H139ZM142 130H143V129H142ZM146 130H147V129H146ZM159 130H160V129H158V131H159ZM173 130H174V129H173ZM178 130L180 131V128H179ZM200 130H201V129H200ZM200 130H199V132H197V133H200V132H201ZM231 130H230V131H231ZM2 131H3V130L1 129L0 134L2 133ZM42 131H41V132H42ZM45 131H43V132H45ZM52 131L57 133V131H55V130H52ZM52 131L50 132V134H52ZM64 131H63V134H62V132H60V134H62L64 137L69 136V134H68L69 132L66 133L67 130H66V132H64ZM70 131H71V130H70ZM86 131H87V133H89L88 131H90V130H86ZM86 131H85V132H86ZM165 131H166V129H165ZM165 131H163V132H165ZM171 131H172V129H171ZM171 131H170V132H171ZM179 131H178V132H179ZM182 131H183V130H182ZM188 131H189V129H188ZM263 131H264V129H263ZM11 132H14V131H11ZM43 132H42V133H43ZM71 132H72V131H71ZM73 132H74V131H73ZM91 132H92V131H91ZM91 132H90V133H91ZM98 132H100V130H99ZM101 132H102V131H101ZM101 132H100V133H101ZM103 132H104V131H103ZM103 132H102V133H103ZM105 132H106V131H105ZM108 132H109V130H108ZM116 132H118V131H116ZM123 132H124V131H123ZM125 132H126V131H125ZM125 132H124V133H125ZM173 132H174V131H173ZM203 132H204V131H203ZM203 132H202L203 136H201V135H200V137L197 136L198 139L201 140V137L203 138L204 136L208 138V135H209V134H207L208 132L205 131V133L207 132L206 135H205ZM211 132H212V131H211ZM217 132H219V131H217ZM232 132H233V131L230 132L231 135H232ZM237 132H238L239 134H237ZM250 132H249V133H250ZM4 133H5V131H4ZM4 133H3V136H4ZM16 133H18V132H16ZM56 133H55V134H56ZM64 133H66V134H68V135L65 136ZM74 133H75V132H74ZM77 133H78V132H77ZM79 133H80V132H79ZM87 133H86V135H88ZM92 133H93V132H92ZM100 133H99V134H100ZM109 133H110V132H109ZM111 133H112V132H111ZM114 133H115V132H114ZM114 133H113V134H114ZM124 133H123V134H124ZM130 133H131V132H130ZM146 133H147V132H146ZM146 133H145V134H146ZM149 133L151 134L152 132H149ZM149 133H147V135H148ZM157 133H158V132H157ZM186 133H187V132H186ZM186 133L183 131V134H186ZM194 133H195V132H194ZM219 133H220V132H219ZM224 133H225V132H224ZM224 133H223V135H224ZM226 133L229 134V131L226 132ZM226 133H225V134H226ZM245 133H246L245 135H247L248 132L245 131ZM255 133H256V132H255ZM255 133H254V134H255ZM261 133H262V132H260L259 135H257V136L259 137V138L257 137V139L259 140V141L257 140V142H258V143H257L258 146L256 145L257 148H255V146L253 145L254 143H252V144L250 143V144H249V145H251L252 147L254 146L255 149H253V150H254L253 152H255L254 154H256V156H258V158L256 157V158L258 159V160H256V161H257V164L252 168V170H250V172H253V170H255V171H254V172H255V175H256V173H257V174L259 173L258 175H256L255 178L252 179V183H251V184H252L253 186L249 184V185H250L249 190H248V188H246V189H247V192H250V193L248 194L249 196L251 195V189H250V188H252V187H253L252 189H254V188L256 189V188H257V185H255V184H259V185H261V189H260V186L258 187V189H259L261 192H262V190L264 189V186H262V185H264V175H263V174H264V172H263V171H264V163L261 162V161H259V158H260L261 160H262V158L259 157V155H258V154H260V155L262 154L261 156L264 157V156H263L264 152H262V151L264 150V140H263V139H264V138H263L264 135L262 136V134H264V132H263L262 134H261ZM50 134H49V136H48V135H47V132H46V135L43 137V139H46V136H47V137H50V136H51ZM60 134H59V137H60V136H61V137H60L59 139H58V136H57V134H56V136H57V137L55 136V137H56V140L58 139V140L60 141V139L63 137V136L60 135ZM119 134H120V131H119ZM123 134H121V135H123ZM136 134H137V133H136ZM136 134H135V137H136ZM150 134H149L148 136H149V138L151 139L152 137H151ZM153 134H156L155 131H154ZM166 134H167V133H166ZM177 134H178V133H177ZM181 134H182V133H181V131H180L179 134H178V135H175V136H178V137H179V136H181ZM195 134H196V133H195ZM195 134H194V136H195ZM227 134H226V135H227ZM230 134L228 135L229 138L231 137ZM233 134H234V133H233ZM241 134H242V136H241ZM254 134H252L251 136H253ZM1 135H2V134H1ZM14 135L16 136V134H14ZM17 135H18V134H17ZM72 135H73V134H72ZM72 135H71V136H72ZM86 135H85V136H86ZM103 135H104V134H102V136H103ZM109 135H110V134H109ZM157 135H159V134H157ZM167 135H168V134H167ZM187 135H190V134L188 133ZM187 135H186V137H187ZM192 135H193V134H192ZM221 135H222V134L220 133V135H219L220 138H223V137H221ZM223 135H222V136H223ZM6 136H8V135H6ZM20 136H21V135H20ZM78 136H79V135H78ZM85 136H84V138H85ZM102 136H101V137H102ZM106 136H107V137H106ZM110 136H111V135H110ZM110 136H108V135L105 134V137H106V138H105V137H104V138L102 137V138L105 140V141H104V140H103V141L106 142V141H107V138H108V140L110 141V140H111V139H110ZM116 136L119 137V136H118V133H117V135H116V133L114 134V137H116ZM129 136H130V135H129ZM133 136H134V135L132 134V137H133ZM165 136H166V135H165ZM168 136H169V135H168ZM171 136H173V135H172V132H171ZM171 136H169V137H171ZM240 136H241V137H240ZM260 136H261V137H260ZM64 137H63V139H65ZM73 137H74V135H73ZM75 137H77V136H75ZM75 137H74V138H75ZM80 137H82V139H83V136L80 135ZM87 137H88V136H86L85 140H87V142H88L89 138L87 139ZM89 137H91V136H89ZM97 137H98V136H97ZM101 137H100V140H102ZM114 137H113V138H114ZM130 137H131V136H130ZM153 137H154V136H153ZM155 137H156V135H155ZM162 137H163V136H162ZM183 137H185V136L183 135ZM188 137H189V136H188ZM238 137H239V138H238ZM0 138H1V137H0ZM2 138H3V137H2ZM2 138H1V139H2ZM39 138H40V137H39ZM39 138H38V139H39ZM74 138H73V139H74ZM77 138H78V137H77ZM91 138H92V137H91ZM91 138H90V140H91ZM111 138H112V136H111ZM113 138H112V139H113ZM123 138H124V137H123ZM123 138H122V139H123ZM125 138H127V137H125ZM133 138H134V137H133ZM147 138H148V137H147ZM160 138H161V136H160ZM160 138L157 137L158 140L155 139V140H153V141H155V143H156V140L159 141ZM167 138H168V137H167ZM172 138H173V137H172ZM174 138H175V137H174ZM174 138H173V139H174ZM176 138H177V137H176ZM179 138H180V137H179ZM209 138H210V136H209ZM209 138L207 139V141L205 140V138H203V140H205L207 143H209V141H208ZM250 138H251V137H250ZM250 138H249V139H250ZM1 139H0V140H1ZM3 139H4V138H3ZM18 139H19V137H18ZM41 139H42V138H41ZM50 139H51V137H50ZM66 139H67V138H66ZM66 139H65V140H66ZM68 139H69V140H66V141H70V138H68ZM71 139H72V138H71ZM92 139H94V138H92ZM115 139H116V140H115ZM115 139H114V140H115V143H116V142H117V143H120V142H121L119 138H118L119 141H117V138H115ZM122 139H121V140H122ZM127 139H128V138H127ZM130 139H131V138H130ZM136 139H138V138L136 137ZM136 139H133V140L135 141V142L133 141L134 143H136ZM152 139H153V138H152ZM165 139H166V138H165ZM173 139H171V140H173ZM242 139H241V140H242ZM249 139L246 138V136H245V140H244V141L248 143V142H249V141H248ZM251 139H252V138H251ZM32 140H34V139H32ZM51 140H52V139H51ZM51 140L48 139V142L51 141ZM85 140H83V143H84ZM95 140H96V139H95ZM123 140H125V139H123ZM146 140H148V139H146ZM161 140H162V139H161ZM161 140H160V141H161ZM181 140L184 141L185 139H182V138H181ZM181 140H180V141H181ZM188 140L190 141V142H189L190 144H187V145H190V146H191V144H193L194 142H193L192 138H190V137L188 138ZM191 140H192V141H191ZM195 140H196V139H195ZM200 140H199V141H200ZM217 140H218V139H217ZM217 140H214L215 142L212 141V144H209V145H208V144L206 145V144H205V143H206L205 141H203V142L200 143V144H202V145H200L199 143H198L199 145H198V144H197V145H198V147H199V146H202V147L205 146V147H204L205 150H206V148H207V150L209 149V151H211L210 145L213 146V143H217ZM224 140H225V141H224ZM227 140H228V138L226 139V136H224V138H223L222 141H223V143H224L225 145L228 143L229 147H227L228 145L225 146L223 143H222V145H223L222 147H224V149L221 148V147H219V148L217 147V148H218V151H219V149H220V152L223 151V150H226L225 153H227V154L222 155L221 153H223V152H224V151H223V152L220 153V155H222V156H219V157H220V161H221L222 158H223V162L221 161V162H222V163H221V166L225 167V169L228 168L227 166H228L229 162H231V160H229V159H231V156H232V160L236 163L234 166H236L237 164H239V162H238V159L234 158V154H236L235 157H238L240 154H241V155L244 154V153L242 154V152L240 151L241 149H240V147H239V146L242 147V144L239 145V143H238L237 141H235L234 139H231V138L229 139V142H226ZM232 140H234L233 142H235V143L230 142V141H232ZM260 140H262L263 142L260 141ZM5 141H6V140H5ZM18 141H19V140H18ZM30 141H31V140H30ZM35 141H37V138H35ZM35 141H33V142L36 143ZM38 141H39L40 143L44 142L43 140H42V142H41L40 140H38ZM45 141H46V140H45ZM59 141H58V142H59ZM72 141H73V140H72ZM75 141H76V140H75ZM93 141H94V140H93ZM139 141H140V138H139ZM144 141H145V140H144ZM174 141H175V140H174ZM177 141H178V139H177ZM177 141H175V142H174V145L172 144V146H171V144L168 145L170 142L167 141L168 143H166V144H167L168 146H170V148L167 147L168 150L170 149V150H169V153H170V154L167 152V151H168L167 149H164V148H166V146H167V145H165V141H164V144H162V145L159 144V142H157V143L159 144V146L164 147V145H165L164 148H161V147H160V148L162 149V150L160 149V150H161L160 153H163V152H165V151H163V150H166V152L169 154V156L172 155L174 149L176 148V147H173V146H177V144L180 143V141H179V142H177ZM253 141L255 142L256 140L253 139L251 142H253ZM6 142H7V141H6ZM33 142H32V143H33ZM46 142H47V141H46ZM51 142H54V140L51 141ZM61 142H62V141H61ZM63 142H64V141H63ZM80 142H81V141H80ZM87 142H86V143H87ZM101 142H102V141L99 142L100 145H101ZM122 142H123V141H122ZM122 142L120 143V146H121ZM124 142H125V141H124ZM124 142H123V143H124ZM127 142H128V141H127ZM137 142H138V141H137ZM171 142H173V141H171ZM181 142H182V141H181ZM191 142H192V143H191ZM204 142H205V143H204ZM220 142H221V141H220ZM245 142H243V144H244ZM260 142H262V143H260ZM17 143H18V142H17ZM20 143L22 144L23 141L20 142ZM20 143H19V145H20ZM30 143H31V142H30ZM40 143H39V144H40ZM59 143H60V142H59ZM64 143H65L64 145H66V142H64ZM67 143H68V142H67ZM77 143H78V142H77ZM90 143H91V142H90ZM92 143H93V142H92ZM96 143H97V142H96ZM96 143H95V144H96ZM110 143H111V141H110ZM117 143H116V144H117ZM144 143H145V142H144ZM144 143L142 142L143 145H144ZM150 143H151V141H150ZM153 143H154V142H153ZM155 143H154V145L150 146L149 143H148V141H147V143H145V145L148 144V145L150 146V148L152 147V148H151L152 151H154V150H155V149H154V147H155ZM175 143H177V144L175 145ZM231 143H233V148H232V149H227V148H231V147H232V146H230ZM236 143H237V144H236ZM255 143H256V142H255ZM2 144H3V143H2ZM39 144L37 143L38 146H40ZM42 144H44V147H45V148H48V149H49L48 146H50V143H49L48 146L46 145L45 142L42 143ZM47 144H48V143H47ZM56 144H57V142H56ZM62 144H63V143H62ZM62 144L60 145L61 148H62V146H63ZM69 144H70V142H69ZM69 144H68V145H69ZM87 144H88V145H86V147H88V146L91 147V145H92V144L90 145L89 143H87ZM108 144H109V142H108ZM124 144H125V143H124ZM124 144H122L123 147H124L125 145L130 144V142H128V144H127V143H126L125 145H124ZM136 144H137V143H136ZM138 144H139V143H138ZM140 144H141V143H140ZM142 144H141V145H142ZM203 144H204V145H203ZM261 144H262L263 146H262ZM45 145H46L47 147H46ZM53 145H54V144H53ZM57 145H58V144H57ZM57 145H56V146H57ZM68 145H67V147H64V148H63V149H65L64 152H66V150H67V154L70 153V152H69L70 148H68ZM71 145H72V144H71ZM74 145H75V142H74ZM80 145H81V144H79V145H77V146L79 147ZM82 145H83V144H82ZM130 145H131V144H130ZM148 145L146 146L147 148L149 147ZM179 145H180V147L183 146V142H182V144L180 143ZM197 145H196V146H197ZM234 145H235V146H234ZM237 145H239V146H238L239 148L237 147ZM246 145H247V146H246ZM260 145H261L262 147H260ZM27 146H28V145H27ZM32 146H33V145H32ZM34 146H35V144H34ZM54 146H55V145H54ZM77 146H76V147H77ZM110 146H111V144H110ZM113 146H114V144H113ZM113 146H112V147H113ZM138 146H139V145H137V147H136V145H135V146H132V147H131V146H127V147H128L127 149H130V147H131V150H132L133 147H134V148L136 147L137 150H139V149H138ZM190 146H189V148H191ZM192 146H194V145H192ZM206 146H208V147H206ZM214 146H215V145H214ZM217 146H218V144H217ZM219 146H220V144H219ZM243 146H244V145H243ZM245 146L247 147V150H250V149L252 150L251 147H250V149H248V148H249V147H248V144L245 143ZM245 146H244V147H245ZM13 147H14V146H13ZM15 147H16V146H15ZM58 147H59V146H58ZM58 147H57V148H58ZM78 147H77V148H78ZM97 147H99V145H98ZM102 147H103V146H102ZM114 147H115V146H114ZM142 147H143V146H142ZM144 147H145V146H144ZM144 147H143V149H144ZM234 147H235V148H234ZM244 147H243V148H244ZM259 147H260V148H259ZM7 148H9V147H7ZM24 148H25V147H24ZM28 148H30V147H28ZM28 148H26V149H28ZM31 148H33V147H31ZM50 148H51V147H50ZM52 148H53V147H52ZM54 148L56 149V147H54ZM54 148H53V149H54ZM59 148H60V147H59ZM59 148H58V152H59V150H61V148H60V149H59ZM83 148L86 149L85 146H83ZM83 148H82V149H83ZM93 148H94V145H93ZM107 148H108L109 150H111L109 147H107ZM107 148H106V147H103V148H102V149H103V152H104V149L106 150ZM124 148H126V146H125ZM124 148H123V149H124ZM139 148H141V147L139 146ZM156 148H158V145H157ZM171 148H172L173 150H172ZM178 148H179V146H178ZM187 148H188V147H187ZM187 148H185V150H188V149H189V148H188V149H187ZM193 148H194V147H193ZM217 148L214 147V149H216V150H217ZM236 148H237L238 150H239V149H240V150L237 151ZM243 148H242V149H243ZM0 149H1V148H0ZM16 149H17V148H16ZM26 149H25V150H26ZM37 149H41V148H37ZM53 149H50V154H51V152L53 151ZM63 149H62V150H63ZM68 149H69V150H68ZM72 149H73V148H72ZM121 149H122V148H121ZM141 149H142V148H141ZM148 149H149V148H148ZM181 149H182V147H181ZM181 149H180V150H181ZM199 149H200V148H199ZM199 149H198V151H199ZM202 149H203V148H201L200 151H203ZM221 149H223V150H221ZM235 149H236V150H235ZM257 149H258V151H257ZM25 150H24V151H25ZM30 150H32V149H30ZM51 150H52V151H51ZM56 150H57V149H56ZM62 150H61V153H60V154H63ZM75 150H76V149H75ZM89 150L91 151V148H89ZM94 150H95V149H94ZM94 150H93V152H95ZM98 150L100 151L101 148H100V149L98 148L96 151H98ZM112 150H113V149H112ZM119 150H120V149H119ZM119 150H118V148H117V151L115 152V148H114V153H117L116 155H117L118 158H117V157H116V158L118 159V161L122 160L121 157L123 156V153H126V152L118 153V152H120ZM125 150H126V149H125ZM125 150H123V151H125ZM189 150L191 151V149H189ZM205 150H204V151H205ZM227 150H228V152H227ZM230 150L233 151L234 153H233V152H230ZM255 150H256V151H255ZM261 150H262V151H261ZM6 151H7V150H6ZM10 151H11V150H10ZM10 151H9V152H10ZM35 151H37V150H35ZM54 151H55V150H54ZM71 151H72V150H71ZM77 151H78V149L76 150V152H77ZM80 151H81V150H80ZM80 151H79V152H80ZM86 151H88V150H85V152H86ZM90 151H89V152H90ZM99 151H98V152H99ZM101 151H102V150H101ZM106 151H108V150H106ZM106 151H105L104 153H108V152H109V153H112V152H110V151H108V152H106ZM121 151H122V150H121ZM126 151H128V150H126ZM146 151H147V150H146ZM152 151H149V153H148V152H144V153H142V156L140 155V157H143V156L145 155V153H146V154L148 153V155L150 154V155H152V156H153V155L155 156L156 153H155V152H152ZM155 151H156V150H155ZM170 151H172V152H170ZM182 151H183V150H182ZM190 151H189V152L186 151V153H187L188 155H190V154H191ZM204 151H203V152H204ZM26 152H27V151H26ZM38 152H39V151H38ZM41 152H42V151H41ZM41 152H39V153H41ZM43 152H44V151H43ZM79 152H78V154H79ZM81 152H82V151H81ZM83 152H84V150H83ZM103 152H102V156H103ZM150 152H152L153 154L150 153ZM178 152H179V150H178ZM183 152H185V151H183ZM213 152H215V151L213 150ZM235 152H236V153H235ZM240 152H241V153H240ZM258 152H259V153H258ZM27 153H29V152H27ZM54 153H55V152H53L52 155H53V156L55 155V156H54V159H55V158H56V154H54ZM109 153H108V154H109ZM127 153H128V152H127ZM127 153H126V154H127ZM137 153H138V152H137ZM139 153H140V151H139ZM139 153H138V154H139ZM167 153H166V154H167ZM171 153H172V154H171ZM186 153H185V154H186ZM192 153L194 154V150H193ZM195 153H196V150H195ZM200 153H201V152H200ZM200 153H199V154H200ZM216 153H217V152H216ZM238 153H239V154H238ZM245 153H246V152H245ZM247 153H248V152H247ZM250 153L252 154V152H250ZM7 154H8V153H7ZM9 154H10V153H9ZM33 154H34V153H33ZM47 154H48V152H47ZM58 154H59V153H58ZM60 154H59V155H60ZM72 154H74V156H75V152H73ZM78 154H77V155H78ZM96 154L99 155V153H96ZM108 154H107V155H108ZM118 154H119V155H118ZM120 154H121V155H120ZM133 154H134V153H133ZM133 154H132V156H133ZM140 154H141V153H140ZM163 154H164V153H163ZM168 154H167V155H168ZM183 154H184V153H182V155H183ZM185 154H184V155H185ZM196 154H197V153H196ZM209 154H210V153H209ZM229 154H230V156L228 157ZM237 154H238V156H237ZM24 155H26L25 152H24L23 156H24ZM37 155H38V154H37ZM44 155H45V156L42 155L43 158L46 157V153H44ZM52 155H51V157H52ZM64 155H65V154H64ZM86 155H87V153H86ZM97 155H96V156H97ZM107 155L105 154V157L103 156L104 159H105L106 157L108 158L109 155H108V156H107ZM116 155H115V156H116ZM148 155H147V156H144V157H148ZM167 155H166V156H167ZM175 155H176V154H175ZM191 155H192V154H191ZM204 155H205V154H204ZM214 155H216V154L214 153ZM31 156H32V155H31ZM38 156H39L38 159L40 158V160H41V158H42L41 155L39 154ZM48 156H49V155H48ZM61 156H63V155H61ZM61 156H60V157H61ZM68 156H70V154H69ZM71 156H72V155H71ZM81 156H82V154L80 155V157H81ZM102 156H101V157H102ZM110 156H111V155H110ZM110 156H109L108 159H110ZM113 156H114V155H113ZM115 156H114V157H115ZM119 156H120L121 159L119 158ZM126 156L128 157V154H127ZM136 156H137V155H136ZM169 156H168V158H169ZM173 156H174V155H173ZM173 156H171V157H173ZM180 156H181V155H180ZM185 156H186V155H185ZM195 156H196V155H194L193 157H195ZM217 156H218V155H217ZM225 156H227L226 159H225ZM1 157H2V156H1ZM10 157H11V156H10ZM20 157H21L20 159L23 158V157L21 156V154H20ZM32 157H33V156H32ZM51 157H50V158H51ZM64 157H65V156H64ZM75 157H76V156H75ZM82 157L84 158V156H82ZM99 157H100V156H99ZM114 157H113V159H114ZM127 157H126V158H127ZM137 157H138V159H139V156H137ZM144 157H143L142 159H145ZM157 157H158V156H157ZM163 157H164V156H163ZM171 157H170V158H171ZM201 157H202V156H199V158H201ZM204 157H205V156H204ZM206 157H207V158H208V157L210 158L211 156H208V154H207ZM245 157L247 158V157H250V156L245 155ZM25 158H26V157H25ZM25 158H24V160H25ZM29 158H30V157H29ZM29 158H28V160H29ZM43 158H42V160H43ZM57 158H58V157H57ZM57 158H56V159H57ZM85 158H86V157H85ZM124 158H125V157H124ZM149 158H150V156H149ZM149 158H148V160H150V161H155L154 159L151 160L152 158H151V159H149ZM153 158H154V157H153ZM155 158H156V157H155ZM158 158H160V157H158ZM161 158H162V156H161ZM161 158H160V159H161ZM175 158H177V157H175ZM181 158H182V157H181ZM186 158H188V157H186ZM186 158H185V159H186ZM195 158H197V156H196ZM239 158H240V157H239ZM243 158H244V157H243ZM7 159H8V157H7ZM7 159H6V160H7ZM9 159H10V158H9ZM9 159H8V160H9ZM30 159H31V158H30ZM35 159H36V158H35ZM48 159H49V158H47V160H48ZM70 159H71V158H70ZM74 159H76V158H74ZM80 159H81V158H80ZM99 159H100V158H98V160H99ZM119 159H120V160H119ZM138 159H137V160H138ZM166 159H167V157H166ZM172 159H173V158H172ZM183 159H184V158H183ZM205 159H206V158H204V161H205ZM227 159H228L229 161H228ZM234 159H236V160H234ZM251 159H252V158H251ZM22 160H23V159H22ZM26 160H27V159H26ZM28 160H27V161H28ZM50 160L52 161L53 159H50ZM65 160H66V157H65V159H64V162H65ZM72 160H73V158H72ZM93 160H94V159H93ZM100 160H101V159H100ZM111 160H112V158L110 159V161H111ZM126 160H128V158H127ZM129 160H132V159H129ZM146 160H147V159H146ZM148 160H147V161H148ZM157 160H159V159H157ZM157 160H156V161H157ZM162 160H163V159H162ZM168 160L171 161V159H168ZM173 160H174V159H173ZM192 160H193V159H192ZM208 160H209V159H208ZM225 160H227L228 162L225 161ZM243 160H244V159H243ZM246 160H247V159H246ZM263 160H264V159H263ZM263 160H262V161H263ZM17 161H18V160H17ZM27 161H26V162H27ZM33 161H34V159L32 160V162H33ZM56 161H57V160H56ZM56 161H55V162H56ZM67 161H68V160H67ZM74 161H75V160H74ZM76 161H77V160H76ZM78 161H79V159H78ZM80 161H81V160H80ZM101 161H102V160H101ZM115 161H116V160H115ZM138 161H139V160H138ZM142 161H143V160H142ZM150 161H149V162H150ZM156 161H155V162H156ZM159 161H161V160H159ZM163 161H166V160H163ZM176 161H177V160H176ZM199 161H200V160H199ZM201 161H203V159H202ZM201 161H200V162H201ZM212 161H213V160H212ZM218 161H219V158H218ZM224 161H225L226 163H224ZM244 161H245V160H244ZM249 161H250V160H249ZM21 162H23V161H21ZM21 162H19V164H21ZM39 162H40V165H41L42 163L44 164V165H43V164L41 165V167L43 168V166H45V163H44V162H41V161H39ZM45 162H47V161L45 160ZM48 162H49V160H48ZM48 162H47V163H48ZM58 162H59V161H58ZM64 162H63V163H64ZM88 162H90V161H88ZM91 162H92V161H91ZM91 162H90V163H91ZM95 162L97 163L96 160H95ZM98 162H99V161H98ZM103 162H105L106 165L109 164V161H107L106 159H105V161H103ZM107 162H108V163H107ZM122 162H126V161H122ZM129 162H130V161H129ZM132 162H133V161H131V162H130V165L128 166V167L130 168V169H129V173H130L131 171L133 172V171L135 170V166H134V169H132V167H131V163H132ZM166 162H167V161H166ZM184 162H185V161H184ZM184 162H183V163H184ZM188 162H191V164H194V161H188ZM197 162H198V159H197ZM197 162H196V165H199L200 163L197 164ZM209 162H210V160L208 161V163L205 162V163H206V166L209 164ZM237 162H238V163H237ZM258 162H259L260 164L263 163V166H262V164H261V165H258ZM9 163H10V160H9ZM30 163H31V161H30ZM47 163H46V165H47ZM52 163H53V162H52ZM52 163H51V164H52ZM70 163H72V162H70ZM84 163H85V162H84ZM93 163H94V162H93ZM105 163H104V164H105ZM126 163H127V162H126ZM126 163H125V165L122 167V169H124V168L127 169V167H125V166H126ZM144 163H145V162H144ZM146 163H147V162H146ZM146 163H145V164H146ZM153 163H154V162H153ZM153 163H152V164H153ZM161 163H162V162H161ZM167 163H169V162H167ZM179 163H180V161H179ZM223 163H224V165L226 164L227 166H226V165L224 166ZM227 163H228V164H227ZM231 163H232V162H231ZM231 163H230V164H231ZM241 163H242V162H241ZM245 163H246V161H245ZM16 164L19 165L18 162H16ZM16 164H15V165H16ZM34 164L36 165L37 163L34 162ZM51 164H50V165H51ZM56 164H57V163H56ZM56 164H52V165L55 166ZM59 164H62V157H61V162H60ZM73 164H74V163H73ZM88 164H89V163H88ZM88 164H85V165H88ZM97 164H98V163H97ZM104 164H103V165H104ZM111 164H113V162H110V164H109L108 166H105V167H107V168L109 169V167H110ZM145 164H144V165H145ZM148 164H149V165H147V166H150V163H148ZM177 164H178V163H177ZM185 164H186V163H185ZM191 164L188 163L189 166H192ZM201 164H202V163H201ZM201 164H200V165H201ZM216 164H217V163H216ZM232 164H234V163H232ZM232 164H231V166H232ZM13 165H14V163H13ZM15 165H14V166H15ZM35 165H33V167H34ZM40 165H39V166H40ZM48 165H49V164H48ZM48 165H47V166H48ZM67 165H68V164H67ZM69 165H70V164H69ZM69 165H68V166H69ZM75 165H76V164H75ZM79 165H81V164H79ZM82 165H83V163H82ZM92 165H93V164H92ZM98 165H99V164H98ZM122 165H123V164H122ZM136 165H137V164H136ZM154 165L156 166L155 163H154ZM158 165H159V163H158ZM165 165H166V164H165ZM186 165H187V164H186ZM188 165H187V167H186V166H182V167H183V168L186 167V170H187V168H188V170H189L190 167H189ZM196 165H193L192 167H194V166H196ZM209 165H210V164H209ZM212 165H213V164H212ZM217 165H219V164H217ZM243 165H244V164H243ZM245 165H247V164H245ZM250 165H251V164H250ZM22 166H26V165H22ZM31 166H32V165H31ZM31 166H30V167H31ZM47 166H46V167H47ZM64 166H65V165H64ZM73 166H74V165H71V166H69L68 168L73 167ZM76 166H78V165H76ZM83 166H84V165H83ZM88 166L91 167V164L88 165ZM88 166H87V167H88ZM95 166H97V165H95ZM95 166H94V167H95ZM99 166H100V165H99ZM115 166H116V163H115ZM132 166H133V165H132ZM137 166H138V165H137ZM147 166H146L145 170H148V169H149ZM159 166H160V165H159ZM169 166H170V165H169ZM169 166H168V167H169ZM174 166H175V165H174ZM174 166H173V167H174ZM177 166H179V164H178ZM177 166H175L174 169H173L172 166H170V168L172 167V170H175V168H177ZM180 166H181V165H180ZM206 166H205V164H204V166L202 165L203 168H200V169L202 170V169L206 168ZM210 166H211V165H210ZM210 166H209V167H210ZM234 166H233V167H234ZM27 167H28V166H27ZM33 167H32V168H33ZM57 167H60V166H57ZM79 167H80V169L82 168L81 166H79ZM87 167L85 166L86 169H88ZM103 167H104V166H103ZM113 167H114V166H113ZM118 167H119V166H118ZM150 167H151V166H150ZM165 167H166V166H164L163 168H165ZM182 167H180V168H181L182 170H184L183 173L178 171L179 173L177 172V174H180V173H181V174L185 175V174H184L185 169H183ZM218 167H219V166H218ZM237 167H238V166H237ZM237 167H235V168H236L235 172L237 171ZM240 167H242V166L240 165ZM9 168H10V167H9ZM17 168H18V167H17ZM28 168H29V167H28ZM32 168L30 169V171L32 170ZM34 168H35V167H34ZM34 168H33V169H34ZM39 168H40V167H39ZM48 168L52 169L54 172H55V170H57V169H53V167H52V168H51V167H48ZM48 168H46V169L43 168V170L45 169V171H46V174H45V175H44V173L41 174V173L43 172V170H41V172L39 173V170H40V169L38 170V167H37L36 171H34V172H35L34 174H32V171H31V173H30L29 170H28V174L30 173V175H32L31 177H33L34 175H35L34 177H36V175L41 174V175H39V176H40L39 178H38V177H36V178H38L37 181H38L39 179H40V181H42L41 178H44V176H45V179H46L47 177H50L49 175H47V173H48V172H47ZM60 168H61V167H60ZM60 168H59L58 171L61 172V170H64V168H66V167L62 168L61 170H60ZM95 168H96V167H95ZM95 168H94V169H95ZM97 168H98V166H97ZM100 168H102V165H101V167H99V169H100ZM107 168H106V170H107ZM111 168H112V167H111ZM114 168H115V169H114L115 171H116V169L119 170V168H116V167H114ZM142 168H143V167H142ZM153 168H154V166L152 167L151 171L154 172V170L156 169V171H157V169H158L159 167L157 166V168H154V170H153ZM160 168H162V167H160ZM160 168H159V169H160ZM166 168H167V167H166ZM195 168H196V167H195ZM230 168H231V167L229 166V169H228L229 171H230ZM14 169H15V168H14ZM24 169L27 170V168H24ZM72 169H73V168H72ZM72 169H71V170H72ZM86 169H85V170H86ZM99 169H98V170H99ZM112 169H113V168H112ZM112 169H111V170H112ZM131 169H132V170H131ZM138 169H139V167H138ZM138 169H137V170H138ZM177 169H179V168H177ZM177 169H176V171H177ZM181 169H180V170H181ZM211 169H212V168H209V169H207V170L204 169V171H206V173H207L208 175L211 174V177H212V176L215 175V173L213 172V169H212V171H211ZM221 169L223 170V168L221 167V168H219L220 172L218 171V173H220V174H222V170H221ZM241 169H242V168H241ZM243 169H245V167H244ZM243 169H242V170H243ZM248 169H249V168H248ZM248 169H247V170H248ZM7 170H8V169H7ZM16 170H18V169H16ZM52 170H51V171H52ZM65 170H66V169H65ZM68 170H69V169H68ZM68 170H67V171H68ZM82 170H83V169H82ZM82 170H81V171H82ZM96 170H97V169H96ZM96 170H95V171H96ZM103 170H104L103 173L105 174V177L108 175L107 172L111 171V170H109V171L107 170V172H105V169L102 168V171H103ZM120 170H121V169H120ZM120 170H119V171H120ZM130 170H131V171H130ZM137 170H136V172H137ZM143 170H144V168H143ZM143 170L140 169V170H138V171H140V173L143 172V176L146 177L144 174H145V173L147 174V171L145 172V171H143ZM161 170H162V169H161ZM188 170H187V171H188ZM190 170H195V169H194V168H193V169L190 168ZM190 170H189V171H190ZM217 170H218V169H217ZM231 170H232V169H231ZM259 170H260V172H259ZM18 171H19V170H18ZM45 171H44V172H45ZM48 171H49V170H48ZM53 171H52V173H53ZM69 171H70V170H69ZM77 171H78V170H77ZM89 171L91 172V171H93V170H92V169H89ZM95 171H93V173H95ZM102 171H101V172H102ZM112 171H113V170H112ZM119 171H117V172H119ZM121 171H122V172H121ZM121 171H120V173H121V175L123 176L124 171H123V170H121ZM141 171H142V172H141ZM156 171H155V172H156ZM189 171H188V172H189ZM198 171H199V170L197 169V172H198ZM202 171H203V170H202ZM208 171L212 172L213 174L210 173V172L208 173ZM224 171H225V170H223V172H224ZM10 172H11V171H10ZM25 172H26V171H24V175L26 176V173H25ZM72 172H75V171L72 170ZM82 172H83V171H82ZM84 172H86V171H84ZM87 172H88V171H87ZM90 172H89V175H92V172H91V173H90ZM97 172H98V171H97ZM99 172H100V170H99ZM157 172H158V171H157ZM160 172H161V171H159V173H160ZM173 172H174V171H173ZM191 172H192V171H190V173H191ZM233 172H234V170H233ZM250 172H248V174H249ZM13 173H14V172H13ZM15 173H16V172H15ZM38 173H39V174H38ZM52 173H51V174H52ZM76 173H77V172H76ZM103 173H101V175H102ZM111 173H114V174H115L114 171L111 172ZM120 173H119V175H120ZM127 173H128V170L125 171V175H126ZM129 173H128V175H129ZM133 173H134V172H133ZM149 173H150V172H149ZM174 173H175V172H174ZM206 173L204 174V172H203V174L207 176ZM55 174H56V175H55ZM63 174H64V172L62 173V175H63ZM66 174H67V173H66ZM68 174H69V173H68ZM78 174H79V172H78ZM80 174H81V173H80ZM82 174L84 175V173H82ZM104 174H103V175H104ZM106 174H107V175H106ZM114 174H113V175H114ZM131 174H132V173H131ZM131 174H130V175H131ZM137 174H138V173H134V174H133V175H134V178H135L136 176H137V177L140 176V175H137ZM150 174H151V173H150ZM150 174H149V175H150ZM152 174H153V173H152ZM162 174H163V172H162ZM191 174H193V173H191ZM196 174H198V173H195L194 176H193V175H190V176H188V177L190 178V177L192 176V177L194 178V177L197 176V178H199L198 175H196ZM216 174H217V173H216ZM231 174H232V173H231ZM234 174H235V173H234ZM7 175H10V174H7ZM12 175H13V174H12ZM22 175H23V172H22ZM24 175H23V176H24ZM42 175H43V176H42ZM46 175H47V177H46ZM53 175L57 176V172H56V173H53ZM62 175H60V176L62 177ZM76 175H77V174H76ZM95 175H96V174H95ZM119 175H118V176H119ZM130 175H129V176H130ZM183 175H182V176H183ZM204 175H203V176H204ZM228 175H229V174H228ZM228 175H227V176H228ZM232 175H233V174H232ZM4 176H6V175H4ZM28 176H29V175H28ZM51 176H52V175H51ZM87 176H88V175H87ZM97 176L99 177V173H98ZM108 176H109V175H108ZM114 176L116 177V178H115V177H114V178L116 179L117 182L113 179V176H109L108 179L110 180L111 177H112L113 180H112V179H111V180L113 181V183H111L112 181H110V183H109V181L107 180L108 183L105 181V182H103V185L105 186V183H106V184H107V187H108L109 185H110V186L114 185V182H115V183H118V182H120V181L122 182L123 178L118 177V176H117V173H116ZM129 176L126 175V176H123V177H124V179L126 180V177L128 178ZM150 176H152V175H150ZM153 176H155V174H154ZM164 176L166 177V175H164ZM164 176H163V178H165ZM179 176L182 177L181 175H179ZM199 176H200V175H199ZM203 176H202V179L204 178ZM206 176H205V178H207V179L210 178V175H209L208 177H206ZM216 176H217V177H216ZM216 176H215L216 181L218 180V182H219V178H218L219 174L216 175ZM221 176H223V175H220V177H221ZM6 177H7V176H6ZM9 177H10V176H9ZM11 177H12V176H11ZM14 177H15V176H14ZM18 177H19V176H18ZM26 177H27V176H26ZM26 177H24V178H26ZM31 177L29 176L28 178H31ZM61 177H60V179H61V181H62L63 179H62ZM101 177H102V176H101ZM137 177H136V178H137ZM147 177H148V176H147ZM155 177H156V176H155ZM174 177H177V176L175 175ZM186 177H187V176H186ZM186 177L184 178V180H185V179L188 180V178H186ZM235 177H236V176H235ZM16 178H17V176H16ZM21 178H22V177H21ZM24 178H23V179H24ZM36 178H35V180H36ZM50 178H51V180H52V178H54V177L52 176V177H50ZM55 178H57V177H55ZM63 178H64V177H63ZM132 178H133V177H132ZM132 178H131V179H132ZM134 178H133V179H134ZM141 178H143V177H140V179H141ZM153 178H154V177H153ZM161 178H162V177H161ZM177 178H178V177H177ZM193 178H191V179H193ZM197 178H195V179H197ZM205 178H204V180H205ZM213 178H214V177H213ZM215 178H214V179H215ZM229 178L231 179L232 177H229ZM229 178H228V179H223V180H228V181H230ZM249 178H250V177H249ZM251 178H252V177H251ZM14 179H15V178H14ZM17 179H18V178H17ZM23 179L21 180L22 182L20 181L21 183H24V182H23V181H24ZM31 179H33V181L30 180V179H29V180H30V182H32L33 184H32V183H29V187H30V184H32L33 186H36V185H34V183H36L35 180H34V178H31ZM45 179H44V181H45ZM119 179H121V180L119 181ZM128 179H129V178H128ZM133 179H132V180H133ZM147 179H149V177H148ZM159 179H160V178L158 177V179H157L158 181L163 180V181H161L162 183H164L165 181H167V180H165V179H161V180H159ZM167 179H168V178H167ZM174 179H175V178H174ZM174 179H172V180H174ZM180 179H181V180H180ZM191 179H190V180H191ZM195 179H193V181H194V182H197V181L200 180L201 178H200V179H197V181H196ZM202 179L199 181V182L201 183V185H202V183H206L205 181H202ZM207 179H206V181H207ZM234 179H235V178L233 177L232 180H234ZM15 180H16V179H15ZM46 180H48V179H46ZM102 180H103V179H102ZM102 180H101V181H102ZM104 180H106V178H105ZM104 180H103V181H104ZM125 180H123V183L128 182L127 180H126V181H125ZM149 180H150V179H149ZM151 180H152V178H151ZM155 180H156V179H155ZM157 180H156V181H157ZM164 180H165V181H164ZM187 180H185V181H187ZM190 180H188V183L190 182ZM232 180H231V181H232ZM235 180H236V182H237L238 180H239L240 182H242V181L240 180L239 177H238V180H237V179H235ZM235 180H234V182H235ZM44 181H42V183H43ZM58 181H60V180H58ZM124 181H125V182H124ZM129 181H130V180H129ZM137 181H138V180H137ZM137 181L134 180L135 183H137ZM156 181H154V182H156ZM180 181H182V178H179V182H180ZM193 181H191L192 186H193V187H196L195 189H201L202 186H201V185H199L200 187L197 186V184L194 183ZM209 181H210V182L212 181L211 178L209 179ZM231 181H230V182H231ZM250 181H251V180H250ZM10 182H11V179H10ZM48 182H50V181H48ZM48 182H47V184H48ZM62 182H63V181H62ZM121 182H120V183H121ZM171 182H176V180L171 181ZM199 182H198V183H199ZM234 182H233L234 185H232V182H231V184L228 183V184L225 185L224 183H226V182L224 181V183H223V181H222L223 186L225 185V187H226V186L230 185V188L227 189V190L224 189V191L222 192V190H223V189H222L223 186H221L222 188L219 187V188L221 189V196H222V197H221V198H217V196H215V197H216V200L213 199V203H215L214 201L217 202L218 199H219V200L222 199V200H221L222 202H220V201L218 200V202L220 203V206H218V205H219L218 202L216 203L217 205H216V204H211V202H212L211 200H206V199L203 200V198H202L203 202H202V205L199 207L200 210L195 211V210H194L195 207H193L194 204H192L193 201L191 202V201H189V199L187 200L186 197H185V199L187 200V202H186V203H187L186 208L181 209V208H180L181 205H179V206H180V207H179L180 209H179L178 207H176V206H177L176 203L178 202V199H179V198L177 199L178 196H175L176 198H175L174 200H172L173 202H175V207H174V203H173V202H172V204L169 203V204H171V206H173L172 209H170V207L167 208V206L164 207V208L166 209V211H167L168 209L172 210V211L169 210L171 214H169V212H167L168 214H166V216L168 215L167 217H169V219L172 220V223H171V221H170V223L167 221V219H166L167 217H166V216H162L163 218L166 217V218H164V219L162 218L164 221L161 219V216H160L161 214L159 215L158 213H159V212L161 213L160 208H161L162 206H161V203H160L158 200H156V202L158 201V202H159L158 204H160V205H157V204L155 205V203H154L155 207L157 206V207L159 208V206H160V208L158 209V211H157L155 208H152V206H148V209L151 208L150 210H152V211H150L149 214H151V215H149V216L152 217V218L154 219V215H153V214L155 213V216H156L155 219H157V220L154 221L152 218H150V217L148 216V217H147L148 219L146 218V220H148V221L150 220V221L147 222V224L149 223L147 228H146V221L143 220V222H142V223H145V228H143V229H145L146 231H144V232H145L144 236H143V234H141V238H140V239H142L141 241H144V240H145V243H146V244L144 243V245H141V247H143V246L146 245L144 248H146V249L148 250V252H147V250L143 249V252H141V253H142L141 256L144 257V256L146 255L145 252L148 253L147 255H150V256H151L152 253L150 254V251H153V250L155 251L154 254L156 255V254H157V253H156V250H157V249L159 250V248H160V250L167 249L166 247L169 246V245H164L165 248H162V246H163L162 243L164 244V242L166 241V243L168 244V241H169V240H167V239H171V240L174 239V240H175V239L178 238V237H174V236H175V233H177V231H174V229H173L176 223H177L178 225L176 224L175 228H176V230L178 229V231L180 232L179 226H181L182 224H183V225L186 224L188 219L190 220V221H189L190 224H191V220H192V222H193L195 219H199V220H201L200 223H202V222H203V221H202L203 219H205V218H206V220H207V218L211 219L210 217H212L214 214L220 212V214H219L220 217L218 216L219 218L217 217V220L214 219V218H216V215H215V217L213 216V218H212L214 221H212V219H211L209 223H206V222H205V225H201V226L204 227V228L202 227L203 230H204V231L202 230V236H203V235L205 236V234H206L205 232H207L208 230L210 231L209 233L213 232V236H210L211 238H208V239H206V240L204 239V242L202 241V243H199L200 239H199V241H198V238H197V242L200 244V246L197 247L196 249H194V250L192 251V253L188 255V257L185 256V257H186V258L184 257V258H185V259H184L185 261H184L183 263H181V264H264V203L262 202V201H264V197L262 196V195H264V192H262V193H263V194H262L260 191L257 192L258 189L256 190V193H257V196H258V197L256 196V199H257V198H261V197H259V196H260V194H262V195H261V196H262V200H261V199H260L261 201H260V200H259V201L256 200V202L258 201V202H260V203L257 202L256 204H253V202H249V201H248L249 203L245 202V203H242L241 205H237V204H236L237 206H235V202L237 203V200H239L240 195H241V194H240V191H241V190H240V191H238V190H239L241 187H242V188L244 187V186H243L244 183L242 182V184H243V185H242V184L239 182L240 185H242V186L239 187V189H238V186H239V185H238V186L236 185V184H238V183L235 182V183H236V184H235ZM37 183H38V182H37ZM45 183H46V182H45ZM45 183H43V185H44ZM56 183H59V184H60L61 182H54V181H53L54 188H55V186H56ZM120 183H119V185L117 184V187H115L116 184L114 185V187L117 188V191H119V190L121 189V187L119 188V186H120V185H123L122 183H121V184H120ZM132 183H133V182H131V183L129 184V182H128L129 186H131ZM139 183H140V181H138L137 185H138V187H141V186H139V185H140ZM152 183H153V182H152ZM166 183H167V182H165L164 185H166ZM176 183H177V182H176ZM186 183H187V182H186ZM186 183H185V188H184V189H186L185 192H186L187 190L193 188V187H190L191 184H189V187H187ZM211 183H213V182H211ZM215 183H217V182L214 181V184H213L214 187H212V186L210 185V187L214 188V190L218 187V186H217L218 183H217L216 185H215ZM11 184H12V183H11ZM11 184H10V185H11ZM24 184H25V183H24ZM51 184H52V183H51ZM59 184H57L56 190H57ZM88 184H89V183H88ZM108 184H109V185H108ZM111 184H112V185H111ZM169 184H170V182L168 183V185H169ZM10 185H8V186H10ZM25 185H27V184H25ZM25 185H24V186H25ZM60 185H61V184H60ZM62 185H63V183H62ZM99 185H100V184H99ZM103 185H101V188L103 187ZM137 185H132L133 187H131V190H132V188H134V186L137 187ZM152 185H153V184H152ZM152 185L150 184V187H151V188H152ZM160 185H161V187L163 186L162 184H160ZM195 185H196V186H195ZM206 185H207V184H203V188H204V190L202 191V189H203V188H202V189H201L202 192H204L205 190H206V191H212V190H213V189L210 190L211 188H209V190H207V189H208V188H207L208 185H207V186H206ZM15 186H16V185H15ZM15 186H13V187H15ZM40 186H41V185H40ZM50 186H51V185H50ZM65 186H67V185H65ZM110 186H109V187H110ZM125 186H126V185H125ZM155 186H156V185H154L153 187H155ZM166 186H167V185H166ZM175 186H176V184H175ZM182 186H184V184H183ZM205 186H206V187H205ZM215 186H217V187L215 188ZM255 186H256V187H255ZM41 187H43V186H41ZM52 187H53V186H52ZM99 187H100V186H99ZM107 187H106V188H107ZM109 187H108L106 190L111 189V188H109ZM112 187H113V186H112ZM114 187H113L112 189H115ZM180 187H181V186H180ZM198 187H199V188H198ZM262 187H263V188H262ZM15 188L17 189V192L20 191V190L17 188V186H16ZM15 188H13V189H15ZM25 188H26V187H25ZM30 188L33 189L32 186H31ZM30 188L27 187L28 191H27V190H26V191H27V193L32 191L31 196H33V198H31V196H29V194H27L26 192H22V191H20L21 195H23L22 193H24V196L19 195V198L23 197V200L21 199V201H23V203H24V201H27V200H29L28 202H30V199H31V201L33 200V202H30V203H33V204H34V198H35L36 195L33 194L34 191H33L32 189H30ZM35 188H36V187H35ZM43 188H44V187H43ZM48 188H49V186H48ZM48 188H46L45 190H47ZM59 188H60V187H59ZM59 188H58V189H59ZM155 188H156V187H155ZM163 188H165V187H163ZM175 188H176V187H175ZM181 188H182V187H181ZM187 188H188V189H187ZM242 188H241V189H242ZM244 188H245V187H244ZM244 188H243V189H244ZM6 189H7V188H6ZM16 189H15V190H16ZM29 189H30V190H29ZM37 189L39 190L40 188H37ZM41 189H42V188H41ZM51 189L53 190V188H51ZM61 189H62V187L60 188V190H61ZM98 189H99V188H98ZM112 189H111V192H109L110 194H111V193H115V191L112 192ZM118 189H119V190H118ZM138 189H139V188H138ZM166 189H167V188H166ZM220 189H219V190H220ZM243 189H242V190H243ZM255 189H254V190H255ZM11 190H12V187H11ZM15 190H14V192L16 193ZM18 190H19V191H18ZM21 190H22V188H21ZM63 190H64V187H63L62 191H63ZM92 190H93V189H92ZM100 190H101V189H100ZM100 190H97V189H96V191L101 192ZM102 190H103V188H102ZM115 190H116V189H115ZM129 190H130V189H129ZM131 190H130L129 192H131ZM136 190H137V189H136ZM141 190H142V189H140V191H141ZM152 190H156V189H152ZM159 190H160V189H158L157 191H159ZM162 190H163V189H162ZM174 190H175V189H174ZM174 190H173V192H175ZM214 190H213V191H214ZM254 190H253V192H254ZM0 191H1V189H0ZM39 191H41V190H39ZM39 191H38V192H39ZM47 191H49V190H47ZM50 191H51V190H50ZM93 191H94V190H93ZM109 191H110V190H109ZM127 191H128V190H127ZM127 191H121V190H120L119 192H117V193H121L120 196H118L119 194L117 195V193H116V195L114 194L115 196L112 195V196H113V199L117 196V197H118L117 201H118V200H122V199H121V196H123L125 193H126V194H125V196H123V197L126 199V197L128 196V195H127ZM134 191H135V190H134ZM142 191H143V190H142ZM164 191H165V190H164ZM171 191H172V190H171ZM180 191H181V190H180ZM182 191H183V190H182ZM190 191H191V190H190ZM195 191H196V190H195ZM213 191H212V192H213ZM215 191H216V190H215ZM215 191H214V192H215ZM237 191H238V192H237ZM244 191H245V190H244ZM12 192H13V191H12ZM14 192H13L12 194H14ZM38 192H37V193H38ZM54 192H55V189H54ZM85 192H86V191H85ZM94 192H95V191H94ZM153 192H154V191H153ZM173 192H171V193H173ZM183 192H184V191H183ZM192 192H194V190H192ZM202 192H200V193H202ZM247 192H246V194H245V192L242 193V194L247 195ZM10 193H11V192H10ZM52 193H53V192H52ZM58 193H59V191H58ZM58 193H57V194H58ZM60 193H61V194L58 195L59 198L62 197V198L65 199L64 196L66 195V197H67V195H68V194H66V192H65V195H64L63 192H60ZM62 193H63V194H62ZM86 193H87V192H86ZM96 193H97V192H96ZM109 193H108V194H109ZM135 193H136V191H135ZM135 193H134V194H135ZM137 193H140V192H137ZM149 193H152V192L149 191ZM149 193L147 192L146 194H145V193H144V194L148 196ZM155 193H156V192H155ZM168 193H170V192L168 191ZM177 193H178V192H177ZM25 194L28 195V197H25V196H26ZM45 194H46V193H45ZM57 194H55V195H57ZM102 194H103V193H102ZM110 194L108 195L109 197H111ZM157 194H159V193H157ZM160 194H162V193H160ZM160 194H159L158 196H156V195H155V196L158 197V198H160L159 196H163V195H160ZM203 194H204V193H203ZM219 194H220V192H219ZM254 194H255V193H254ZM254 194H253V195H254ZM10 195H11V194H10ZM41 195H42V194H41ZM53 195H54V194H53ZM63 195H64V196H63ZM69 195H71V194L69 193ZM95 195H96V194H95ZM105 195H106V194H105ZM105 195H104V200H106V199L109 198L107 195H106V196H107L108 198H106ZM126 195H127V196H126ZM130 195H131V194H130ZM139 195H140V194H139ZM199 195H200V194H199ZM201 195H202V194H201ZM205 195H206V192H205ZM248 195H247V196H248ZM255 195H256V194H255ZM2 196H4V195L2 194ZM15 196H17V193H16ZM20 196H21V197H20ZM38 196H39V195H38ZM42 196H43V195H42ZM93 196H94V195H93ZM147 196H146V197H147ZM168 196H169V195H168ZM249 196H248V199L251 198V197H249ZM13 197H14V195H13ZM44 197H45V196H44ZM78 197H79V196H78ZM78 197H77V199H78ZM94 197H95V196H94ZM98 197H99V196H98ZM128 197H129V196H128ZM140 197H141V198H140ZM143 197H144V196H139L140 199H143ZM146 197H144V199H143L144 201H145V199H147ZM215 197H214V198H215ZM219 197H220V196H219ZM241 197H242V196H241ZM1 198H2V197H1ZM37 198H38V197H37ZM47 198H48V197H47ZM55 198H57V196H55ZM55 198H54V199H55ZM59 198H57V201H59ZM62 198H60V201L58 202V203H61V201H63V202H62L63 204L61 203L62 206H63V205H66V204H67L66 202L69 203V201H71V200L69 199V197H68V199H69L68 201H64V199H62ZM75 198H76V197H75ZM89 198H90V197H89ZM105 198H106V199H105ZM119 198H120V199H119ZM165 198H166V196H165ZM173 198H174V197H173ZM181 198H182V197H181ZM181 198H180V199H181ZM192 198H193V196H192ZM5 199H6V198H5ZM26 199H27V200H26ZM35 199H36V198H35ZM41 199H42V198H41ZM45 199H46V198H45ZM50 199H51V198H50ZM77 199L74 200V198H73V200L76 201V204H75L74 202H73V203H74L75 205L78 206V205H80V204H77V203H80V202L83 201V200H81V197H80V199H78L79 201H78ZM90 199H91V198H90ZM98 199H99V198H98ZM125 199H123V200H125ZM162 199H163V198H162ZM169 199L171 200L172 198L169 197ZM194 199H195V198H193V200H194ZM210 199H211V198H210ZM253 199H254V198H251L252 201H255V200H253ZM8 200H9V199H8ZM8 200H7V201H8ZM13 200H14V199H13ZM38 200H39V199H38ZM38 200H36L35 202L37 203ZM65 200H67V199H65ZM73 200H72V201H73ZM80 200H81V201H80ZM91 200H92V199H91ZM100 200H101V199H100ZM108 200H109V199H108ZM123 200H122V201H123ZM126 200H127V199H126ZM150 200H151V199H150ZM170 200H169V201H170ZM175 200H176V201H175ZM246 200H247V199H246ZM0 201H1V200H0ZM5 201H6V200H5ZM41 201H42V203H43V200H41ZM57 201H56V205H57V206L59 205V206L61 207V204H58ZM85 201H86V200H85ZM85 201H84V202H85ZM110 201H111V200H109V202H110ZM112 201H114L113 203H116V202H117V201H115V199L112 200ZM112 201H111V202H112ZM122 201H120V202H122ZM144 201H143V202H144ZM151 201L153 202L154 199H152ZM223 201H224V202H223ZM241 201H242V199H241ZM244 201H245V197H244ZM19 202H20V200L18 201V203H19ZM28 202H26L25 205L27 206V204H29V206H28V207L30 208L29 211L35 213L36 210H33V209H35L34 207H36V208H38V207H37V206H34L33 209H32V207H31L32 204H30V203H28ZM39 202H40V200H39ZM84 202H82V203H84ZM87 202H89V199H88V201H86L85 204H86V205H87V204H88V205H91V206H90L91 208H92L93 205L96 204V203H95V204H90V203H87ZM90 202H92V201H90ZM95 202H96V201H95ZM97 202L99 203V200H98ZM106 202H107V204H108V201H107V200H106ZM111 202L108 204V206L111 205ZM120 202H118V203H120ZM125 202H126V201H124V204H125ZM139 202H141V200H139ZM161 202L163 203V201H161ZM179 202H180V201H179ZM188 202H191V204L189 203L190 206L188 205ZM239 202H240V201H238V203H239ZM261 202H262V203H261ZM5 203H7V202H5ZM14 203H15V201H14ZM21 203H22V202H21ZM40 203H41V202H40ZM52 203L55 204L54 201H52L51 204H52ZM65 203H66V204H65ZM101 203H102V202H101ZM104 203H105V202H104ZM118 203L115 204V205H116V208L119 206ZM122 203H123V202H122ZM122 203H120V204H122ZM141 203H142V202H141ZM165 203H166V202H165ZM221 203H222V204H221ZM240 203H241V202H240ZM7 204H10V202L7 203ZM38 204H39V203H38ZM44 204H45V203H43V205H44ZM107 204H105V205H107ZM124 204H123V205H124ZM146 204H147V202H146ZM166 204H167V203H166ZM169 204H167V205L169 206ZM177 204H178V203H177ZM183 204H185V203H183ZM183 204H182V205H183ZM0 205L2 206V204H0ZM4 205H5V204H4V200H3V207H6V206H4ZM11 205H12V204H11ZM13 205H14V204H13ZM22 205H23V204H22ZM25 205H24V208H26ZM34 205H35V204H34ZM46 205H48L49 207H51V205H49L48 203H47ZM56 205H55V206H56ZM72 205H73V204H72ZM75 205L73 206L74 208H76ZM83 205H84V204H83ZM83 205H82V206H83ZM88 205H87V207H86L85 205H84V206H85L86 208H88V207H89ZM101 205H102V204H101ZM112 205H114V204H112ZM138 205H140V204H138ZM147 205H148V204H147ZM147 205H144V207L141 208V209H144V210H142L143 212H142L141 209L139 208L138 211H139V212L141 211V212L143 213V214H141V212H140L141 215H146V214L148 213V212H147V213L145 212V214H144V211H149V210H147V209L145 210V206L147 207ZM192 205H193V206H192ZM7 206H8V205H7ZM18 206H19V204H18ZM38 206H39V205H38ZM44 206H45V205H44ZM53 206H54V205H53ZM53 206H52V207H53ZM67 206H68V205H67ZM98 206H99V205H96V206H95L96 208L93 206V208H95V210L98 209V212H99V209H100V208H103V207H100V206L98 207ZM196 206H198V205H196ZM3 207H1V209H2ZM8 207H9V206H8ZM14 207H15V206H14ZM40 207L42 208V205H40ZM46 207H47V206H46ZM52 207L49 208V209L45 208V210L49 211V210L52 209ZM70 207H71V206H70ZM119 207L121 208V206H119ZM119 207H118V208H119ZM140 207H141V206H140ZM21 208H22V206H21ZM21 208H20V209H21ZM63 208H65V206H64ZM68 208H69V207H68ZM71 208H72V207H71ZM74 208H73V209H74ZM82 208H83V207H82ZM91 208H88V209H86V210H90V213H91V211L93 210V209L91 210ZM116 208L114 209L115 211H117V209H118V208H117V209H116ZM162 208H163V207H162ZM164 208H163V209H164ZM175 208H177V209H175ZM191 208H192V209H191ZM17 209H18V208H17ZM20 209H19V210H20ZM26 209H27V208H26ZM39 209H40V208H39ZM53 209H54V208H53ZM58 209H59V208L57 207V210H58ZM153 209H154V210H153ZM165 209H164V210H165ZM178 209H179V210H178ZM190 209H191V210H190ZM2 210H4V213H5V209H2ZM8 210H9V209H8ZM31 210H32V211H31ZM59 210L62 211L61 208H60ZM59 210H58V211H59ZM71 210H72V209H71ZM75 210H78V207H77ZM80 210H81V208H80ZM84 210H85V209H84ZM86 210H85V211H86ZM104 210H105V209H104ZM114 210H113V211H114ZM23 211H24V209H23ZM37 211H38V210H37ZM43 211H44V207H43V209H42V213H43ZM60 211H59V212H60ZM65 211H66V212H65ZM81 211H82V210H81ZM100 211H101V209H100ZM105 211H107V210H105ZM115 211H114V212H115ZM155 211H156V212H155ZM162 211H163V210H162ZM175 211H176V213H175ZM187 211H188V212H187ZM190 211H191L192 213H189ZM194 211H195V212H194ZM27 212H28V209H27ZM38 212H39V211H38ZM45 212H46V211H45ZM50 212L52 213V211H49L48 213H46V215H49V217H52V215L50 214ZM56 212H57V211H56ZM56 212H55V213H56ZM59 212L57 213V216H59L60 214H63L64 217H65V216L67 215V213H68V209H67V208H66V210L63 209L62 213H60V214H59ZM86 212H87V211H86ZM110 212H112V211L110 210ZM177 212H178V213H177ZM183 212L192 215L193 218H195V219H191L192 216H187L188 214L186 215V214H184ZM196 212H197V214H196ZM2 213H3V212H2ZM12 213H14V212H12ZM21 213H22V211H20V214H21ZM55 213H54V215L56 216ZM69 213H70V212H69ZM69 213H68V214H69ZM73 213L76 214V216H78L77 212H74V210H73ZM87 213H89V212H87ZM182 213H183L184 215H183ZM24 214H25V216H23V218H24V217H27V216H26V214H27V213H26V210H25ZM40 214H41V213H40ZM71 214H72V213H71ZM172 214H173V215H172ZM176 214H177V215H176ZM179 214H182V216L179 217V216H178ZM194 214H196V215H200V216H196V215H194ZM205 214L212 215V216L209 217L208 215H205ZM14 215H15V214H14ZM22 215H23V213H22ZM22 215H21V216H22ZM31 215H32V213H31ZM42 215H43V214H42ZM46 215H45V216L43 215V219H44V217H47ZM50 215H51V216H50ZM63 215H60L61 218H60V217H57V216H56V217L59 218L60 221H65V220L69 221L70 218H69V219H65L64 217H63V219H65V220H62V216H63ZM72 215H73V214H72ZM88 215H89V214H88ZM92 215L94 216V213H93V212H92ZM157 215L160 216V219H159V217H157ZM164 215H165V214H164ZM175 215H176V216H175ZM185 215H186L187 218H188V217H191V218H188V219H187V218L185 217V218H186V219H185V218H184ZM29 216H30V214H29V212H28V217H29ZM76 216H75V217H76ZM89 216H90V215H89ZM95 216L98 217V218H97V217H96V218L94 217L95 219H99V220H100V216H101V214L96 213ZM172 216H173L174 218H173ZM195 216H196V217H195ZM3 217H4V216H3ZM7 217H8V216H7ZM10 217H12V216H10ZM16 217H17V216H16ZM28 217H27V219H28ZM30 217H32V216H30ZM30 217H29L28 220L31 219ZM38 217H39V216H38ZM38 217H37V218H38ZM56 217H55L56 220L53 219V221H56V223H57V218H56ZM75 217L73 216V219H74ZM80 217H81V216H80ZM80 217H78V218H80ZM87 217H88V216H87ZM170 217H171L172 219H171ZM177 217H178V218H177ZM181 217H182V219H181ZM197 217H200V218H197ZM18 218H19V217H18ZM40 218H41V217H40ZM40 218H39V219H40ZM53 218H54V217H53ZM66 218H68V217H66ZM83 218H85V217H83ZM94 218H93V219H94ZM140 218H141V216H140ZM142 218H143V217H142ZM142 218H141V219H142ZM202 218H203V219H202ZM12 219H13V218H12ZM14 219L16 220L15 217H14ZM21 219H22V217H21ZM39 219H37L38 221L36 220V222H39ZM43 219H42V221H43L45 224L47 223V222H45V220L49 222V220H48L49 218H48V219L45 218L44 220H43ZM71 219H72V217H71ZM71 219H70V221H71V224H72V225H71V224H69V225H71L72 227L75 228V225H74V224H76V223L74 222V220H75L76 218H75L74 220H71ZM87 219L89 220V217H88ZM87 219H86V220H87ZM93 219H90L89 221L91 222ZM158 219H159V222L157 223L156 221H158ZM165 219H166V220H165ZM169 219H168V220H169ZM175 219H177V221L174 222ZM179 219L184 220V221H181V220H179ZM209 219H208V220H209ZM2 220H3V219H2ZM2 220H1V221H2ZM8 220H9V219H8ZM15 220H13V221L16 223V222H17L18 220H20V219H18V220H16V221H15ZM40 220H41V219H40ZM80 220H82V218H81ZM80 220H79V221H80ZM84 220H85V219H84ZM86 220H85V221H86ZM99 220H96L97 222H96V221H92V222H93V224L95 225L96 223L98 224V222H100ZM152 220H153V221H152ZM161 220H162V221H161ZM178 220H179V221H178ZM206 220H205V221H206ZM208 220H207V222H208ZM1 221H0V222H1ZM3 221H4V220H3ZM3 221L1 222L2 224H1V223H0V224L4 226V224L6 225V223L3 222ZM6 221H7V220H6ZM10 221H11V220H10ZM10 221H9V222H10ZM13 221H12V223H13ZM32 221H33V220H31V222H32ZM42 221H41V222H42ZM50 221H51V218H50ZM70 221H69V222H70ZM72 221H73L74 223H72ZM77 221H78V220H77ZM89 221H88V222H89ZM102 221H103V220H102ZM144 221H145V222H144ZM160 221H161V222H160ZM211 221H212V222H211ZM7 222H8V221H7ZM31 222H30V223H31ZM36 222H34V224H37V225H35V228H36V226L39 225V223L41 224V222H39V223H36ZM43 222H42V223H43ZM80 222H81V221H80ZM92 222H91V224H92ZM105 222H106V221L104 220V223H105ZM162 222H165V223H163V224H164L165 226H167L166 228H165L164 225H163V227H162V225H161ZM166 222H167L169 225L166 224ZM173 222H174L175 224H173ZM189 222H188V225H189ZM12 223H10V224H12ZM15 223H13V224H15ZM18 223H20V222L18 221ZM18 223H17V224H18ZM49 223H50V222H49ZM56 223L54 224V222H52L51 224H53V225L55 226ZM64 223H66V222H64ZM78 223H79V222H78ZM82 223L85 224V222H83V220H82ZM101 223H103V222H101ZM101 223H100V224H101ZM139 223H140V222H139ZM139 223H138V224H139ZM142 223H141V226H142V225L144 226V224H142ZM156 223H157L158 225H156ZM180 223H181V224H180ZM8 224H9V223H8ZM17 224H16V225H17ZM58 224H59V222H58ZM84 224L81 225V226H83V228L86 229V227H84ZM93 224H92V225L89 224V226L92 227V226H94ZM97 224H96L94 227H97ZM107 224H108V222H107ZM159 224H160L161 226H160ZM42 225H43V224H42ZM46 225H47V224H46ZM46 225H44V227H45ZM65 225H66V224H65ZM86 225L88 226L87 223H86ZM86 225H85V226H86ZM104 225H105V224H103L102 226H104ZM111 225H112V224H111ZM111 225H110V226H111ZM191 225H192V224H191ZM198 225H200V224H198ZM10 226H11V225H10ZM10 226H9V227H10ZM33 226H34V225H33ZM50 226H51V227H54V226H52V225H49V229L51 228ZM62 226H63V225H62ZM62 226L60 227V225H59V226L57 225L58 228H59V227L62 228ZM77 226H79V228H81L80 225H77ZM106 226H107V225H106ZM106 226H105V227H106ZM108 226H109V224H108ZM139 226H140V225H139ZM171 226H173V227L171 228ZM177 226H178V228H177ZM186 226H187V225H186ZM194 226H195V225H194ZM194 226H191V227L194 228ZM201 226H200V228H201ZM5 227H6V226H5ZM5 227H4V228H5ZM13 227H16V226L13 225ZM47 227H48V226H47ZM47 227H46V230H47ZM63 227H65V226H63ZM94 227H93V229L96 230V228H94ZM98 227H100V225H98ZM158 227H159L160 229H158ZM168 227H169V228H168ZM187 227H188V226H187ZM1 228L3 229L2 226L0 227V230H2ZM58 228H57V230H55V229H56V226H55V229L53 228V230H54V231H58ZM66 228H67V227H66ZM68 228H69V226H68ZM87 228H88V227H87ZM103 228H104V227H103ZM109 228H110V227H109ZM109 228H107V229H109ZM122 228H124V227H122ZM136 228H137V227H136ZM161 228H164V229H165V230L163 229V231H166V230L169 231V233H170V230H169V229L171 228V233H170V235H172V237H174V238H171V236L168 237V236H167V233H162V232H161V231H162ZM200 228H199V230H200ZM202 228H201V229H202ZM5 229H6V228H5ZM9 229H10V228H9ZM11 229H12V228H11ZM38 229H42V228H38ZM43 229H45V228H43ZM49 229H48V230H49ZM62 229L64 230L65 228H62ZM62 229H61V230H62ZM71 229H72V228H70V231H71V233H73L72 231H74V230L77 229V228H75V229H73V230H71ZM89 229H90V227H89ZM89 229H88V230H89ZM91 229H92V228H91ZM98 229H99V228H98ZM107 229H106V230H107ZM111 229H112V228H111ZM6 230H7V229H6ZM35 230L37 231V228H36ZM46 230H45V232H46ZM50 230H51V229H50ZM61 230H60V232H61ZM80 230H81V229H80ZM88 230H87V231H88ZM124 230H125V229H123V231H124ZM156 230H157V231H156ZM188 230H189V231H188ZM188 230H183V231H185V232L187 231L186 233L188 234V236H187V234H185V232H183V233H184V236L186 235L187 238L190 237V232H191L190 229H188ZM199 230H198V231H199ZM27 231H28V230H27ZM36 231L34 232V228H33V231H32V232L30 231V232H31V233L34 232V234H35V233L37 234L38 232H36ZM40 231H41V230H40ZM81 231H82V230H81ZM83 231H84V230H83ZM112 231H113V230H112ZM158 231H159V233H157ZM167 231H166V232H167ZM193 231H194V230H193ZM65 232L68 233V231H65ZM92 232H93V231H92ZM94 232H95V231H94ZM103 232H104V231H103ZM103 232H100L99 235H103V234H102ZM108 232H110V234L112 235L111 231L108 230ZM138 232H139V231H138ZM172 232H175L174 235L172 234ZM179 232H178V233H179ZM188 232H189V233H188ZM199 232H200V231H199ZM1 233H3V232H1ZM1 233H0V234H1ZM31 233H29V234H31ZM43 233H44V232H43ZM49 233L52 234L51 232H49ZM55 233H57V232H55ZM69 233H70V232H69ZM84 233H85V232H83V234H84ZM106 233H107V232H106ZM106 233H105V234H106ZM118 233H119V232H118ZM156 233H157V235H156ZM160 233H161V234H160ZM178 233L176 234L177 236L179 235ZM192 233H193V232H192ZM196 233H197V231H196ZM203 233H204V234H203ZM3 234H7V233H5V231H4ZM39 234H40V232H39ZM62 234H64V236H65V233H64V232H63ZM79 234H80V235H83L82 233H79ZM79 234H78V237H79V238H78V237L75 238V237H76V236H75L76 234H75L73 239H76V240L78 239L76 243L79 242V244H80V243H82V241L84 242V240H86V239H84V237H85L84 235H83L84 237L82 236V237H83V239H82V238L80 237ZM87 234H88V232L86 233V235H87ZM105 234H104V235H105ZM108 234H109V233H108ZM108 234H107V237L110 235V234H109V235H108ZM164 234H165V235H164ZM180 234H181V236H183L182 233H180ZM25 235L29 236V235L26 233V231H25ZM41 235H42V238H43L44 235H43L42 233H41ZM41 235H39V236L35 235V236H36V239L34 238L35 236H33V235H32V236H33V238H34L35 241H36V240L38 239L37 237H40ZM52 235H53V234H52ZM67 235H69V234H67ZM92 235H93V234H92ZM94 235H95V234H94ZM94 235L92 236V238L94 237ZM97 235H98V234L95 235L96 238L98 237ZM111 235H110V236H111ZM168 235H169V234H168ZM192 235H193V234H192ZM200 235H201V233H200ZM200 235L198 234L197 236L200 237ZM87 236H88V235H87ZM137 236H138V234H137ZM157 236H158V237H157ZM160 236H161V237H160ZM163 236H167L166 238L164 237L166 240L163 239ZM181 236H180V238H181ZM0 237H1V235H0ZM7 237H8V236H7ZM29 237H30V236H29ZM45 237H47V236H45ZM50 237H51V236H50ZM60 237H61V236H60ZM60 237H59V239H60L61 241H59V243L62 242V240H63V239H61L63 236H62L61 238H60ZM65 237H66V236H65ZM71 237H73V235H72ZM123 237H124V236H123ZM123 237H121V238H122V241H123V240H124V241H127V240L123 239ZM143 237H144V239H143ZM191 237H192V236H191ZM191 237H190V238H191ZM193 237H194V236H193ZM208 237H209V236H208ZM9 238H10V237H9ZM24 238H25V240H26V236H25ZM30 238H32V237H30ZM51 238H52V237H51ZM55 238L57 239L58 236L55 237ZM80 238H81V239H80ZM85 238H87V237H85ZM94 238H95V237H94ZM108 238H109V237H108ZM160 238H162L164 241H161ZM182 238H183V240L185 239L184 237H182ZM187 238H186V239H187ZM205 238H206V236H205ZM39 239H40V241H42L41 238H39ZM39 239H38V240H39ZM44 239H45V238H43V240H44ZM47 239H48V237H47ZM59 239H58V240H59ZM69 239H70V238H69ZM90 239H91V237H90ZM105 239H106V238H105ZM110 239H111V237H110ZM112 239H113V237H112ZM126 239H127V237H126ZM136 239H137V238H136ZM157 239H158V240L160 239V240H159L160 242L157 241ZM178 239H179V238H178ZM186 239H185V240H186ZM0 240H1V238H0ZM5 240H6V239H5ZM23 240H24V239H23ZM32 240H33V239H32ZM32 240H31V244L33 245ZM45 240H46V239H45ZM51 240H53V239H51ZM76 240H75V241H76ZM79 240H81V241H79ZM87 240H88V239H87ZM92 240H93V239H92ZM129 240H130V239H129ZM181 240H182V239H181ZM40 241H39V242H40ZM46 241H48V240H46ZM49 241H50V240H49ZM65 241H66V240H65ZM68 241H69V240H68ZM131 241H132V239H131ZM176 241H177V240H176ZM6 242H7V240H6ZM9 242H10V241H9ZM26 242H27V240H26ZM39 242H38V245L41 246V245H40L41 243H39ZM44 242H45V241H44ZM57 242H58V241H57ZM90 242H91V241H90ZM94 242H95V241H94ZM101 242H102V241H101ZM101 242H100V245L102 246V245H103V242H102V243H101ZM106 242H107V241H106ZM108 242H109V241H108ZM111 242H112L111 244L109 243L110 245L113 244V241H111ZM115 242H116V241H115ZM179 242H180V241H179ZM182 242L185 243V241H181L180 243L182 244ZM192 242H193V241H192ZM11 243L13 244L14 242L11 241ZM24 243H25V242H24ZM35 243H37V242H35ZM35 243H34V244H35ZM45 243H46V245H47V242H45ZM45 243H44V244H45ZM59 243H58V244H59ZM65 243H66V242H65ZM69 243H70V242H69ZM71 243H72V245H71V248H70V249H72V250H73L74 246H75V248H77V249H78V247H80V245L78 246V244L76 245L75 243L73 244V242H71ZM141 243H143V242H141ZM141 243H140V244H141ZM150 243H151V246L149 245ZM159 243H160V244H159ZM166 243H165V244H166ZM4 244H5V243H4ZM8 244H9V243H8ZM15 244H16V243H15ZM27 244H28V243H27ZM42 244H43V241H42ZM52 244H54V246H56L55 244H57V243H51V246H52ZM60 244H62V243H60ZM67 244H68V243H67ZM87 244H88V241H87ZM87 244H86V245H87ZM97 244H99V240H98ZM109 244H108V245H109ZM190 244H193V243H190ZM196 244H197V243H196ZM0 245H1V244H0ZM17 245H19V244H17ZM28 245H29V244H28ZM28 245H27L26 247H28ZM32 245H31L30 247H32ZM36 245H37V244H36ZM104 245H105V243H104ZM110 245H109V246H110ZM131 245H132V244H131ZM131 245H129V246H131ZM156 245H157V247H156ZM158 245H159L160 247H159ZM179 245H180V244H179ZM7 246H8V245H6V247H7ZM9 246H10V245H9ZM24 246H25V245H24ZM34 246H35V245H34ZM34 246H33V247H34ZM42 246H43V245H42ZM48 246H50V243L48 244ZM51 246H50V248L53 247V246H52V247H51ZM60 246H61V245H60ZM124 246H125V245H123V247H124ZM149 246H150V247H149ZM153 246H155V247H153ZM193 246H194V245H193ZM193 246H191V247H193ZM195 246H196V245H195ZM3 247H4V246H3ZM22 247H23V246H22ZM69 247H70V245H69ZM95 247H99V246H95ZM111 247H113V246H111ZM123 247H122V248H123ZM148 247H149V248H148ZM18 248H19V247H18ZM54 248H55V247H54ZM101 248H102V247H101ZM101 248H100V250L103 251V249H101ZM103 248H104V246H103ZM109 248H110V247H109ZM109 248H108V249H109ZM150 248H151L152 250H151ZM153 248H154V249H153ZM1 249H2V248H1ZM1 249H0V251H2ZM7 249H9V247H7ZM10 249H13V252H14V255H15L16 253H15V251H14V247H12V248H10ZM15 249H16V248H15ZM44 249H45V247H44ZM46 249H47V248H46ZM55 249H56V248H55ZM60 249H61V247H60ZM64 249H65V248H64ZM80 249H81V247H80ZM106 249H107V248H106ZM149 249H150V251H149ZM155 249H156V250H155ZM3 250H5V248H4ZM16 250H17V249H16ZM23 250L25 251V248H24ZM26 250H27V249H26ZM28 250H30V249L28 248ZM28 250H27V251H28ZM50 250H51V249H50ZM61 250H62V249H61ZM65 250H66V249H65ZM87 250H88V249H87ZM87 250L85 249V251H87ZM17 251H18V250H17ZM36 251H37V250H36ZM44 251H45V253H46V252L49 253V249L44 250ZM53 251H54V250H53ZM58 251H59V250H58ZM75 251H76V249H75ZM77 251H78V250H77ZM109 251H111V250L109 249ZM112 251H115V250L112 249ZM144 251H145V252H144ZM163 251H164V250H163ZM190 251H191V248H190ZM2 252H4V251H2ZM9 252H10V251H9ZM33 252H34V251H33ZM60 252H61V251H59V253H60ZM63 252H64V251H63ZM78 252H79V251H78ZM103 252H108V250H105V249H104ZM157 252H158V251H157ZM159 252H160V251H159ZM170 252H171V250H170ZM17 253H18V252H17ZM25 253L27 254V252H25ZM25 253H24V254H25ZM28 253H29V252H28ZM36 253H37V252H36ZM59 253H58V256H59ZM66 253H67V252H66ZM75 253H76V252H75ZM115 253L118 254V253H119V250H118V252L116 251ZM161 253H163V252H161ZM9 254H10V253H9ZM34 254H35V253H34ZM41 254H42V253H41ZM62 254H63V253H62ZM68 254H69V253H68ZM70 254H71V252H70ZM111 254H112V253H111ZM111 254H110V255H111ZM121 254H122V253H121ZM143 254H144V256H143ZM0 255H1V254H0ZM6 255H7V254H6ZM14 255L12 254V256H13L12 258H14ZM32 255H33V254H32ZM110 255H109V257H110ZM119 255H120V253H119ZM147 255L145 256L146 258H142V257H141V259H152V260H153V257H154V256H152V258H151V257H149V256H147ZM152 255H153V254H152ZM169 255H170V254H169ZM185 255H186V254H185ZM3 256H4V254H3ZM16 256L18 257V254L15 255V257H16ZM25 256H26V255H25ZM35 256H36V255H35ZM38 256H39V255H38ZM42 256H43V255H42ZM42 256H41V257H42ZM67 256H68V255H67ZM67 256H65V257H67ZM79 256H80V254H79ZM79 256H78V257H79ZM84 256H86V254H85ZM106 256H107V257H105V256H104V257L102 256V257L108 259V254H106ZM122 256H123V254H122ZM161 256H162V254H161ZM4 257H5V256H4ZM4 257H2L1 260H2ZM55 257H56V255L54 256V254H53V258H54V259H53L51 256H50L49 258H51L52 260H55ZM59 257H60V256H59ZM61 257H63V256H61ZM71 257H72V256H71ZM112 257H115L114 254H113ZM112 257H111V258H112ZM148 257H149V258H148ZM5 258H7V257H5ZM23 258H24V257H23ZM84 258H86V257H84ZM103 258H102V259H103ZM117 258H118V257H117ZM119 258H121V256H120ZM162 258H164V256H162ZM39 259H40V258H39ZM51 259H50V260H51ZM106 259H104V260H105V261H104V264H105V262H106ZM109 259H110V258H109ZM109 259H108L107 262H109ZM123 259H124V258H123ZM154 259H155V258H154ZM165 259H166V258H165ZM13 260H14V259H13ZM15 260H16V258H15ZM19 260L21 261V259H19ZM45 260H46V259H45ZM66 260H67V259H66ZM81 260H82V259H81ZM115 260H116V258H115ZM115 260H114V261H115ZM156 260H157V259H156ZM159 260H160V259H159ZM3 261H4V259H3ZM5 261H7V260H5ZM10 261H11V260H10ZM20 261H19L18 264H20V263L22 262V261H21V262H20ZM27 261H28V260H27ZM31 261H32V260H31ZM40 261H43V260L41 259ZM47 261H49V260H47ZM55 261H56V260H55ZM63 261H64V264H67V263L65 262L64 258H63ZM63 261H62V263H63ZM114 261H113V262H114ZM118 261L120 262V259H119ZM118 261H117V262H118ZM121 261H122V260H121ZM148 261H149V260H148ZM180 261H181V260H180ZM7 262H8V261H7ZM11 262H12V261H11ZM13 262H14L13 264H15V261H13ZM16 262H17V261H16ZM75 262H77V261H75ZM107 262H106V264H108ZM119 262H118V263H119ZM146 262H147V260H146ZM154 262H155V261H154ZM154 262L151 261V264H155ZM160 262H161V261H160ZM37 263H38V261H37ZM41 263H42V262H41ZM43 263H44V261H43ZM52 263H53V262H52ZM54 263H55V262H54ZM109 263H112V262H109ZM118 263H117V264H118ZM141 263H142V262H141ZM149 263H150V261H149ZM149 263H147V264H149ZM173 263H174V262H173ZM177 263H178V262H177ZM177 263H176V264H177ZM5 264H6V262H5ZM10 264H11V263H10ZM16 264H17V263H16ZM22 264H23V263H22ZM35 264H36V262H35ZM44 264H48V262H47V263H44ZM77 264H78V263H77ZM121 264H122V263H121ZM145 264H146V263H145Z\"/></svg>", "mask_w": 264, "mask_h": 264}]
</instances>
